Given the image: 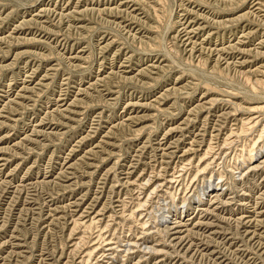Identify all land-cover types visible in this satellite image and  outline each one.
Returning <instances> with one entry per match:
<instances>
[{
	"label": "rangeland",
	"instance_id": "1",
	"mask_svg": "<svg viewBox=\"0 0 264 264\" xmlns=\"http://www.w3.org/2000/svg\"><path fill=\"white\" fill-rule=\"evenodd\" d=\"M58 1V2H57ZM64 1V2H62ZM100 1V2H99ZM115 1V3H114ZM142 1V2H141ZM161 1V3H159ZM0 0V140L2 139L1 147L5 151L0 155V159L6 158L7 161H0V264H263L264 263V219L258 217L252 223H245L240 219V216L251 214L257 206L258 211H264V197L261 192H264V165L245 177L243 181L235 180L238 175V168L241 166L242 160L249 158L248 147H253L257 141L264 143V0ZM179 1V2H178ZM189 1V2H188ZM200 1V3L198 2ZM207 1V2H205ZM226 1V2H225ZM234 1V2H233ZM239 2V3H236ZM245 1V2H244ZM258 1V2H257ZM263 1V2H262ZM57 2V3H56ZM67 4H66V3ZM80 2V3H79ZM98 2V3H97ZM122 2V3H120ZM131 2V3H130ZM136 4H135V3ZM138 2V3H137ZM206 4H205V3ZM228 2V3H227ZM63 3V4H62ZM76 3V4H75ZM100 3V4H99ZM147 3V4H146ZM179 3V5H178ZM194 3V4H193ZM213 3V6L209 5ZM215 3V4H214ZM223 3V4H222ZM227 3V4H226ZM231 3V4H230ZM237 6H235L234 4ZM258 3V5H257ZM31 4V5H29ZM55 6H54V5ZM58 4V5H57ZM69 4V5H68ZM96 4V5H95ZM120 7H119V5ZM126 6H125V5ZM140 4V5H139ZM184 6H183V5ZM190 4V5H189ZM205 4V5H204ZM208 4V5H207ZM223 5L219 6V5ZM229 4V6H228ZM233 4V5H232ZM238 4V5H237ZM240 4V5H239ZM251 4H253L251 6ZM63 5V6H62ZM88 5V7H86ZM182 5V6H181ZM203 5V6H202ZM215 5V6H214ZM218 5V8L216 7ZM232 5V7H230ZM246 5V6H244ZM260 5V6H259ZM30 6V7H29ZM32 6V7H31ZM65 6V7H64ZM78 6V7H77ZM90 6V7H89ZM109 8H106V7ZM118 6V7H117ZM135 6V7H134ZM141 6V7H140ZM209 6V8H208ZM227 6V8H225ZM28 7V8H27ZM62 7V8H61ZM75 7V8H74ZM85 7V8H84ZM93 7V8H91ZM100 7V8H99ZM130 7V8H129ZM184 7V8H182ZM221 9H220V8ZM236 9H235V8ZM242 7V8H241ZM30 8V9H29ZM41 8V9H40ZM53 8V9H52ZM64 8V9H63ZM74 8V9H72ZM81 8V9H80ZM91 8V10H90ZM97 8V9H96ZM113 8V9H112ZM117 8V9H116ZM127 8V9H126ZM141 8V9H140ZM180 8V9H179ZM187 8V9H186ZM198 8V9H196ZM217 8V9H216ZM240 8V9H239ZM43 9V10H42ZM70 9V10H69ZM77 11H74L76 10ZM84 9V10H82ZM89 9V11H88ZM106 9V10H105ZM140 9V10H139ZM146 9V10H145ZM159 9V10H158ZM193 9V10H192ZM216 9V10H215ZM222 12H219V10ZM52 10V11H51ZM73 12L70 18L64 13ZM81 10L82 13L78 14ZM96 10V13H95ZM130 12H129V11ZM132 10V11H131ZM179 10V11H178ZM198 10V11H197ZM209 10V11H208ZM217 12H215V11ZM226 10V11H225ZM30 11V12H29ZM57 11V13H56ZM83 11H88V15L83 14ZM94 11V12H93ZM99 11L101 13H99ZM107 11V12H106ZM117 11V12H116ZM140 11V12H138ZM145 11V13H144ZM182 11V12H181ZM189 13H188V12ZM196 11V12H195ZM204 11V12H203ZM230 11V12H229ZM246 11V12H245ZM11 12V13H10ZM29 12V13H28ZM36 12V13H35ZM39 12V13H38ZM46 12V13H44ZM63 12V13H62ZM110 12V13H109ZM120 12V13H119ZM185 12V13H184ZM193 12H195L193 14ZM202 14H201V13ZM213 12V13H211ZM228 12V13H227ZM236 12V13H235ZM7 13V14H6ZM44 18H39L37 15H42ZM49 13V15H48ZM51 13V14H50ZM98 13V14H97ZM125 13V14H124ZM128 13V14H127ZM138 13V14H137ZM197 13V14H196ZM244 13V14H243ZM246 13V14H245ZM33 14V15H32ZM46 14V15H45ZM75 14V15H74ZM78 14V15H76ZM93 14V15H92ZM112 14V15H111ZM116 14V15H115ZM124 14V15H123ZM127 14V16H126ZM136 14V17H135ZM142 14V15H141ZM185 14V15H184ZM200 14V15H199ZM204 14V16H203ZM218 14V15H217ZM224 14V15H223ZM239 14V15H238ZM5 15V16H4ZM12 17H10V16ZM54 15L62 16L63 21L59 19L55 21ZM90 15V16H89ZM115 15V16H114ZM130 15V16H129ZM195 15V16H194ZM240 16L239 17H237ZM14 16V18H13ZM25 16V17H24ZM83 16V17H82ZM94 16V17H93ZM102 16V18H101ZM114 16V17H113ZM148 16V17H147ZM183 16V17H182ZM187 16V17H186ZM200 16V17H198ZM249 16V17H248ZM252 16V17H251ZM10 17V18H9ZM36 17V19H35ZM98 17V18H97ZM122 17V18H121ZM140 17V21H139ZM142 17V18H141ZM177 17V18H176ZM181 20H180V18ZM193 17V18H192ZM205 18L207 22H205ZM210 19H209V18ZM213 17V18H212ZM228 17V19H227ZM233 19V22L231 20ZM242 17V18H241ZM244 17V19H243ZM248 17V18H247ZM46 18V19H45ZM50 18V19H49ZM66 18V20H65ZM81 18V19H79ZM114 18V19H113ZM124 18V20H122ZM125 18H127L125 20ZM130 18V19H129ZM134 18V19H133ZM200 18V19H199ZM224 18V19H223ZM238 18V19H237ZM7 19H10L7 21ZM31 19V20H30ZM108 19V21H107ZM111 19V21H109ZM142 19V20H141ZM178 21H177V20ZM194 19V20H193ZM210 21H208V20ZM215 19V20H214ZM219 19L220 22H218ZM241 19V20H240ZM50 20V21H48ZM54 20V21H53ZM72 20V21H71ZM95 20V21H93ZM138 20V22L136 21ZM186 20V21H185ZM198 21L200 26L194 28L193 42L196 50L193 52L191 46L186 45L185 23L187 21ZM214 20V21H213ZM223 20V21H222ZM228 20V21H227ZM258 20V21H257ZM2 21V22H1ZM20 21V22H19ZM30 21V22H29ZM48 21V22H43ZM69 21V22H68ZM79 21V22H78ZM87 23H86V22ZM131 21V22H130ZM142 21V22H141ZM146 21V22H145ZM175 21L177 23H175ZM184 21V22H183ZM5 22V23H4ZM54 22V25H53ZM57 22V23H56ZM67 22V23H66ZM72 22V23H71ZM90 22V23H89ZM105 22V23H103ZM114 22V23H112ZM120 26L119 25V23ZM127 22V23H126ZM141 22V23H139ZM209 22V23H208ZM214 22V23H213ZM218 22V23H217ZM227 26H226V23ZM246 22H249L246 24ZM252 22V23H251ZM27 23V24H26ZM31 23V24H30ZM51 23V24H50ZM56 23V25H55ZM69 23V25H68ZM86 23V24H85ZM126 23V24H125ZM132 25H131V24ZM145 23V24H144ZM184 23V24H183ZM215 25H213V24ZM216 23V24H215ZM223 23V24H222ZM230 23V24H229ZM234 23V24H233ZM257 23V24H256ZM10 24V25H9ZM23 24V25H21ZM33 24V25H32ZM83 28L79 26L83 25ZM88 24V25H87ZM97 24V25H96ZM101 24V26H100ZM110 24V25H109ZM112 24V26H111ZM116 24V25H115ZM125 24V26H123ZM142 24V28L141 25ZM177 24V25H175ZM212 24V25H209ZM220 24V25H219ZM229 24V26H228ZM239 24V27H238ZM263 24V25H262ZM8 25V27H6ZM18 27H16V26ZM25 25V26H24ZM41 25V26H40ZM44 25V27H43ZM46 25V26H45ZM48 25V26H47ZM73 25V26H72ZM77 25V26H76ZM93 25V26H92ZM99 25V26H98ZM115 25V26H114ZM129 25V26H128ZM144 25V26H143ZM219 27H218V26ZM244 25V26H243ZM250 25V26H248ZM2 26L5 28H2ZM32 27L33 30L30 29ZM34 26V27H33ZM38 28H37V27ZM53 26V27H52ZM59 26V27H58ZM63 26V27H62ZM88 26V27H87ZM91 26V27H90ZM97 26V27H96ZM108 26V27H107ZM117 26H120L117 28ZM128 26V27H127ZM132 26V27H131ZM135 26V27H133ZM183 26V28H181ZM198 26V27H197ZM212 26V27H211ZM223 26H226L225 28ZM234 26V28H232ZM237 26V27H236ZM16 27V28H14ZM40 27V28H39ZM42 27V28H41ZM49 27V28H48ZM62 29H61V28ZM96 27V29L94 28ZM102 27V28H101ZM111 27V29H110ZM115 27V28H113ZM197 27V28H196ZM200 27V28H199ZM210 27V29H209ZM215 27V28H214ZM218 27V28H217ZM230 27L233 29L230 30ZM23 28V29H22ZM27 28V29H26ZM52 28V29H50ZM56 28V29H54ZM66 28V29H65ZM88 28V29H87ZM98 28V29H97ZM104 28V30H103ZM109 29V31L107 30ZM120 30L118 32V30ZM121 28V29H120ZM125 28V29H124ZM130 30H129V29ZM133 28V29H132ZM181 28V29H180ZM204 28V30H203ZM212 28V29H211ZM217 28V29H216ZM224 28V29H223ZM244 28V29H243ZM17 33H13V30ZM36 29V31H35ZM40 29H45V31ZM69 29V30H68ZM91 29V30H90ZM114 29V31H113ZM116 29V30H115ZM129 31H128V30ZM140 29V30H139ZM183 29V30H182ZM203 32H202V30ZM251 29V30H250ZM11 30V31H10ZM24 30V31H23ZM38 30V31H37ZM57 30H60L59 32ZM62 30V31H61ZM66 30V31H65ZM68 30V31H67ZM86 30V31H85ZM89 30V31H88ZM127 30V31H126ZM212 30V31H211ZM214 30V31H213ZM216 30V31H215ZM237 30V31H236ZM250 30V31H249ZM50 31V32H49ZM56 31V32H55ZM64 31V32H63ZM80 31V32H79ZM88 31V32H87ZM114 33H113V32ZM118 33H117V32ZM178 31V32H176ZM207 31V32H206ZM217 31L219 33H217ZM224 31H226L224 33ZM231 31V32H230ZM254 31V32H253ZM257 31V32H256ZM28 32V33H27ZM47 32V33H46ZM68 32V33H67ZM73 32V33H72ZM83 32V33H82ZM91 32V33H90ZM105 32V33H104ZM121 32V33H120ZM199 32V34H198ZM212 34H211V33ZM216 32V33H214ZM250 32V33H249ZM252 32V33H251ZM263 32V33H262ZM8 33V34H7ZM20 35H19V34ZM35 33V34H34ZM40 33V34H37ZM57 33L59 35H57ZM108 33V34H107ZM125 33V34H124ZM127 33V34H126ZM129 33H131L129 35ZM177 33L178 36L176 35ZM235 33V34H232ZM237 33V34H236ZM243 33V34H242ZM260 33V34H259ZM16 34V35H15ZM31 34V36H30ZM49 34V35H48ZM56 34V35H55ZM68 34L69 37L67 36ZM84 34V37L83 36ZM101 34V35H100ZM135 34V35H134ZM137 34V35H136ZM196 34V35H195ZM222 34L224 38H222ZM238 34L240 37H238ZM249 36H248V35ZM256 34V35H255ZM64 35L67 37H64ZM77 35V36H76ZM113 35V36H112ZM125 35V36H124ZM128 35V36H127ZM146 35V36H145ZM208 35V36H207ZM219 38H216L218 37ZM231 35V37H230ZM259 35V36H258ZM261 35V36H260ZM263 35V36H262ZM8 36V37H7ZM18 37V39L16 38ZM24 36V37H23ZM34 36V38H33ZM38 38H37V37ZM47 36V37H46ZM76 36V37H75ZM81 36V37H80ZM112 36V37H111ZM129 36L131 38H129ZM207 36V37H205ZM245 36V37H244ZM249 39H248V37ZM255 36V37H254ZM10 37V39H9ZM41 37V38H40ZM64 37V38H62ZM72 37V39L70 38ZM103 37V38H102ZM109 37V38H108ZM174 37V38H173ZM176 37V38H175ZM185 37V38H184ZM205 37V38H204ZM247 37V38H246ZM258 37V38H257ZM6 38V39H5ZM14 38V39H13ZM37 38V39H35ZM60 38V39H59ZM75 38V39H74ZM83 38V39H81ZM101 38V39H100ZM111 38V40H110ZM116 38V39H114ZM130 39L128 41V39ZM203 38V39H202ZM8 39V40H7ZM33 39V41H32ZM35 39V40H34ZM64 39L66 42H64ZM77 39V40H76ZM88 39V40H87ZM126 39V40H125ZM133 39V41H131ZM149 39V40H148ZM201 39V40H200ZM205 39V40H204ZM14 40V41H13ZM17 40V41H16ZM23 40V41H22ZM30 40V41H29ZM49 40V41H48ZM100 40V41H99ZM105 40V41H104ZM114 40V41H113ZM117 40V41H115ZM141 40V41H140ZM144 40V41H143ZM184 42H183V41ZM195 40V42H194ZM197 40V42H196ZM216 40V41H215ZM220 40V41H219ZM238 40V41H237ZM240 40L243 42L236 45ZM263 40V42H262ZM9 41V42H8ZM12 41L13 43H11ZM24 41L26 43H24ZM33 45H32V43ZM35 41V42H34ZM48 41V42H47ZM56 41V42H55ZM59 41V42H58ZM107 41V42H106ZM200 41V42H199ZM209 41V42H208ZM214 41V42H213ZM226 41V42H225ZM237 41V42H236ZM249 41V42H248ZM256 43H255V42ZM5 42V43H4ZM6 42H8L6 44ZM15 42V43H14ZM19 42H21L19 44ZM29 42V43H28ZM64 42V43H63ZM138 42V44H137ZM183 42V43H182ZM207 42V43H206ZM223 42V43H222ZM231 42V44H230ZM248 42V43H247ZM262 42V43H261ZM17 43V44H16ZM52 43V44H51ZM58 43V44H57ZM113 43V44H112ZM134 43V44H133ZM197 43V44H196ZM202 43V44H200ZM222 43V45H221ZM233 43V44H232ZM38 44V45H37ZM41 44V45H40ZM48 44V45H47ZM57 44V45H55ZM63 44V45H61ZM66 44V45H65ZM106 44V45H105ZM112 46H111V45ZM115 44V46H114ZM228 44V45H227ZM235 44V45H234ZM8 45V46H7ZM55 45V46H53ZM98 45V46H97ZM101 47H100V46ZM118 45V47H117ZM123 45V47L121 46ZM179 45V46H178ZM201 45H204L201 47ZM210 45V47H209ZM225 45V46H224ZM230 45V46H229ZM233 45V46H231ZM255 45V46H254ZM3 46V48H2ZM7 46V47H6ZM12 46V47H10ZM17 46V47H16ZM48 48V49H46ZM51 46L53 48H51ZM106 46V47H105ZM111 46V47H108ZM121 46V47H120ZM193 46V47H194ZM210 49H206V47ZM215 46V47H213ZM236 46V47H234ZM261 46V47H260ZM9 47L11 50H9ZM35 47V48H34ZM41 47V48H38ZM68 47V48H67ZM91 47V49H90ZM127 47V48H126ZM130 47V48H129ZM189 47V48H188ZM220 47V48H218ZM230 47V48H229ZM232 47V48H231ZM56 48V49H55ZM64 48V49H63ZM102 48V50H101ZM198 48V49H197ZM217 48L221 51H217ZM234 48V49H233ZM242 48V49H240ZM254 48V49H253ZM256 48V49H255ZM258 48V49H257ZM37 49V51H36ZM53 49V50H51ZM84 49V50H82ZM88 49V50H87ZM95 51H94V50ZM103 49H105L103 51ZM112 49V50H111ZM115 49V50H114ZM116 49H120L119 51ZM129 49V50H128ZM132 49V50H131ZM184 49V50H183ZM203 49V50H202ZM212 49V50H211ZM226 52H224L223 50ZM244 49V51H242ZM248 51H247V50ZM253 49V50H252ZM4 50V52H3ZM22 50V51H21ZM30 50V51H29ZM51 50V51H50ZM61 50V51H60ZM79 50V51H78ZM86 50V51H85ZM92 50V51H90ZM235 50V51H233ZM238 50V51H237ZM250 50V51H249ZM261 50V51H260ZM55 51V52H53ZM72 51V52H71ZM89 51V52H88ZM94 51V52H93ZM103 51V52H102ZM135 51V53H134ZM192 51V52H191ZM217 51V53H216ZM240 51H242L240 53ZM247 51V52H246ZM253 51V52H252ZM17 52V53H16ZM21 57H19L21 54ZM30 54L28 55V53ZM40 52V53H39ZM51 52H53L51 54ZM57 52L59 54H57ZM68 52V53H67ZM71 52V53H69ZM92 52V53H90ZM107 52V53H106ZM114 54H113V53ZM118 52V53H116ZM126 52V53H125ZM213 52V53H212ZM220 53V57L216 54ZM231 52V53H230ZM245 52V53H244ZM258 55H257V53ZM4 53V54H3ZM38 53V54H37ZM45 53V54H44ZM50 53L51 55H48ZM80 54L84 61H73L71 57ZM88 53V54H87ZM95 53V54H94ZM132 53V54H131ZM170 53V54H169ZM188 53V54H187ZM194 56H192L191 54ZM200 53V54H198ZM250 53V54H249ZM252 53V54H251ZM18 56H16V55ZM37 54V55H36ZM63 54V55H62ZM66 56H65V55ZM84 54V55H83ZM87 54V55H86ZM94 54V55H93ZM113 54V55H112ZM164 54V55H163ZM184 54V55H182ZM197 56H196V55ZM202 54V55H201ZM206 54V55H205ZM211 54V55H209ZM233 54V55H232ZM237 54V55H236ZM248 54V55H247ZM15 55V56H14ZM31 55V57H30ZM33 55V56H32ZM131 55V57H130ZM133 55V56H132ZM140 55V56H139ZM201 55V56H199ZM245 55V56H244ZM254 55V56H252ZM35 56L38 57L35 58ZM42 56V57H40ZM45 56V57H44ZM52 56V57H50ZM53 56L55 58H53ZM61 56V57H60ZM63 56V57H62ZM71 56V57H68ZM89 56V57H88ZM109 58H106V57ZM111 56V57H110ZM116 56V57H115ZM120 56V57H119ZM127 56V57H125ZM156 58H155V57ZM160 56V57H159ZM166 56V57H165ZM208 58V60L204 59ZM206 56V57H205ZM209 56V57H207ZM225 56V57H223ZM30 57V58H29ZM50 57V58H49ZM68 57V58H67ZM87 57V58H84ZM102 57V58H101ZM165 57V58H164ZM198 57V58H197ZM201 59H200V58ZM217 57V59H216ZM223 57V58H222ZM18 58V59H17ZM27 58L29 60H27ZM33 58V59H32ZM46 58V59H45ZM64 61H63V59ZM99 58V59H98ZM112 58V59H111ZM114 58V59H113ZM134 58V59H133ZM139 58V59H138ZM141 58V60H140ZM144 58V59H143ZM150 58V59H149ZM162 58V59H161ZM173 58V59H172ZM227 58V59H226ZM36 59V60H35ZM69 59V60H68ZM71 59V60H70ZM86 59V61H85ZM104 59V61H103ZM120 59V60H119ZM124 59L126 61H124ZM129 59V60H128ZM130 59L131 62H130ZM169 59V60H168ZM211 59V60H210ZM233 59V60H232ZM237 59V60H236ZM253 59V60H252ZM257 59V60H256ZM13 62H12V61ZM42 62H41V61ZM51 60V61H50ZM100 62H99V61ZM117 60V61H116ZM146 60V61H145ZM154 60V61H153ZM162 60V61H161ZM203 60V61H202ZM206 60V61H205ZM210 60V61H209ZM227 60V61H226ZM229 60V61H228ZM244 60H249L248 62ZM252 60V61H251ZM5 63V64H3ZM17 61V63H16ZM35 61V62H34ZM38 61V62H37ZM46 61V62H45ZM112 63L114 64H111ZM119 61V62H118ZM124 61V62H123ZM141 65L139 64V62ZM168 61V62H167ZM217 61V62H216ZM225 61V62H224ZM15 62V63H14ZM26 62V63H25ZM29 62V63H28ZM34 62V63H33ZM61 62V63H60ZM105 62V63H103ZM132 62L134 63L133 65ZM172 62V63H170ZM175 62V64H174ZM220 62V63H219ZM231 62L230 64H228ZM235 62V63H234ZM240 62V63H239ZM256 62V63H255ZM9 63V64H8ZM12 64V67L11 64ZM20 63V64H19ZM22 63V64H21ZM37 63V64H36ZM60 63L63 65H58ZM101 63V64H100ZM152 63V64H151ZM163 66H159L158 65ZM237 63V64H236ZM246 63V64H245ZM31 64V65H30ZM36 64V65H35ZM40 64V65H38ZM52 64V66H51ZM55 64V65H54ZM77 64V67L76 65ZM100 64V67H98ZM103 64V65H102ZM118 64V65H117ZM122 64V65H120ZM151 64V65H149ZM171 64V65H170ZM178 66H177V65ZM245 64V65H244ZM5 65V66H4ZM15 65V66H14ZM23 65V66H22ZM26 65V66H25ZM29 65V66H28ZM68 65H71L68 67ZM78 68V69H74ZM81 67H80V66ZM84 65V66H83ZM88 68H87V66ZM113 65V67H112ZM124 65V66H123ZM137 65V66H136ZM148 65V66H147ZM157 65V67H156ZM167 65V66H166ZM170 65V67H168ZM189 65V66H188ZM220 65V66H219ZM252 65V66H251ZM261 65V66H260ZM42 68H41V67ZM54 66V67H53ZM83 66V68H82ZM122 66V67H121ZM146 66L149 69L144 68ZM191 66V67H190ZM257 66V68H255ZM20 67V69H19ZM32 67V68H31ZM51 67V68H49ZM59 68L56 71L55 68ZM103 67V68H102ZM106 67V68H104ZM111 67V68H110ZM119 67V68H118ZM121 67V68H120ZM126 67V68H125ZM155 67V68H153ZM163 67V68H162ZM181 67V68H180ZM220 67V68H219ZM223 67V68H222ZM262 67V69H261ZM7 68V69H6ZM18 68V69H17ZM22 68V69H21ZM46 68V69H45ZM49 68V69H48ZM68 68V69H67ZM71 70H70V69ZM85 68V69H84ZM145 69L141 74L138 72ZM160 68V69H159ZM164 68L166 70H164ZM170 68V69H168ZM194 68V69H193ZM241 68V70H240ZM252 68V69H251ZM10 69V70H9ZM13 69V71H12ZM15 69V70H14ZM26 69V70H25ZM32 69V70H31ZM34 69V70H33ZM36 69V70H35ZM76 71H74V70ZM83 69V70H82ZM116 71V74L113 71ZM124 69V70H123ZM159 69V71H158ZM168 69V71H167ZM225 69V70H224ZM228 69V70H227ZM234 69V70H233ZM237 69V70H236ZM247 69V70H246ZM250 69V71H249ZM253 69L255 71H253ZM259 71H258V70ZM29 70V71H28ZM39 73H38V71ZM49 70V71H48ZM123 70V71H122ZM131 70V72L127 71ZM152 70V71H151ZM164 73H162L163 71ZM219 70V71H218ZM22 71V72H21ZM28 71V72H27ZM32 71V72H31ZM35 75H34V72ZM46 71V72H45ZM74 73H73V72ZM83 72L80 74V72ZM86 71V72H85ZM91 71V72H88ZM98 71V73H97ZM105 71V72H104ZM110 71V72H109ZM121 71V72H120ZM147 71V73H145ZM153 71H155L153 73ZM166 71V73H165ZM234 71V72H233ZM242 71V72H241ZM246 71V72H245ZM30 72V74H29ZM45 72V73H44ZM51 72V73H50ZM58 72V73H57ZM72 75H70L69 74ZM79 72V73H78ZM157 72V73H156ZM258 72V73H257ZM3 73V75H2ZM50 73V74H49ZM57 73V74H56ZM90 73V74H89ZM113 73V74H111ZM139 73V74H134ZM145 73V74H144ZM230 73V74H229ZM18 74L17 76H15ZM21 74V75H20ZM27 74V75H25ZM52 74V75H51ZM108 74V75H107ZM115 74V75H114ZM134 74V75H133ZM235 74V75H233ZM238 74V75H237ZM252 74V75H250ZM35 77H34V76ZM47 75V77H46ZM49 75V76H48ZM56 75V76H54ZM71 77H70V76ZM95 75V76H94ZM104 75V78H103ZM113 75V76H111ZM118 75V76H117ZM122 75V76H121ZM126 75L128 76L127 79ZM131 75V76H130ZM148 75V76H147ZM163 75V77H162ZM20 76V77H19ZM33 76V77H32ZM45 76V77H44ZM51 76V78H50ZM68 76V78H67ZM133 76V77H132ZM137 76V78H136ZM151 76V79H150ZM155 76V77H154ZM253 81L249 82V77ZM252 76V77H251ZM15 79L13 80V78ZM17 77V78H16ZM49 77V78H48ZM54 77V80L53 78ZM57 77V78H56ZM110 80L108 81V79ZM118 77V78H117ZM120 77V78H119ZM158 77V78H157ZM181 77V79H180ZM243 77V80H242ZM19 78V80H18ZM24 78V79H22ZM32 78V79H31ZM40 78V79H39ZM46 78V79H45ZM88 78V79H87ZM116 78V79H115ZM124 78V79H123ZM148 78V79H147ZM159 79L156 81V79ZM163 78V79H162ZM183 78V79H182ZM248 80L246 81L245 80ZM259 78V79H258ZM261 78V79H260ZM17 79V80H16ZM37 79V80H36ZM72 79V80H71ZM100 79V80H99ZM115 79V80H114ZM119 79V80H118ZM121 79V80H120ZM136 79V81H135ZM141 79V80H140ZM155 79V80H154ZM174 79V80H173ZM12 80V81H11ZM21 80V81H20ZM23 80V81H22ZM32 80V81H31ZM50 80H53L50 81ZM69 80V83L67 81ZM71 80V81H70ZM82 80V81H81ZM84 80V81H83ZM90 80V81H89ZM96 80V81H95ZM112 80V81H111ZM125 80V81H124ZM128 82H127V81ZM162 80V81H161ZM200 80V81H199ZM245 80V81H244ZM15 81V82H14ZM38 81V83L36 82ZM41 81V82H40ZM79 81V82H78ZM88 81V82H87ZM94 81V82H93ZM107 81V82H106ZM121 81V82H120ZM123 81V82H122ZM134 83H133V82ZM144 81V82H143ZM175 81V82H174ZM187 81V82H186ZM192 81V82H191ZM207 81V82H204ZM262 81V82H261ZM9 82V83H8ZM24 82V84H23ZM36 82V83H35ZM50 82V83H49ZM52 82V83H51ZM63 82V83H61ZM95 84H92V83ZM98 82V83H97ZM112 82V83H111ZM121 84H118V83ZM136 82V84H135ZM139 82V83H138ZM150 82V85H149ZM158 82V83H157ZM195 82V83H194ZM198 82V83H197ZM261 82V83H260ZM4 83V84H3ZM43 83V84H42ZM78 83V84H77ZM91 83V85L89 84ZM105 83V84H104ZM125 83H127L125 85ZM141 83V84H140ZM144 83V84H143ZM153 84V87L151 86ZM155 83V84H154ZM163 83V84H162ZM181 83V84H180ZM197 83V84H196ZM208 86H207V84ZM246 83V84H244ZM251 83V84H250ZM19 84V85H18ZM35 84V85H34ZM63 84V85H62ZM80 84V85H79ZM86 84V85H85ZM89 86H88V85ZM102 84V85H101ZM185 84H187L185 86ZM190 84V85H189ZM200 86H197L199 85ZM249 84L250 86H248ZM5 85V86H4ZM10 85V86H9ZM24 88H23V86ZM41 85V86H40ZM53 85V86H52ZM98 85V86H97ZM107 88L109 90H107ZM113 85V86H112ZM122 85V86H120ZM133 85V86H130ZM149 85V86H148ZM178 85H181L180 87ZM184 85V86H183ZM194 87L191 88L192 86ZM205 85V86H204ZM218 85V86H217ZM254 85V86H252ZM258 85V86H257ZM262 85V86H260ZM7 86V87H6ZM42 86L44 88H42ZM48 86V89H47ZM69 86V87H68ZM74 86V87H73ZM93 86V87H92ZM97 86V87H96ZM103 86V87H102ZM116 86V87H115ZM129 86V87H127ZM142 88H141V87ZM146 86V89L145 87ZM148 86V87H147ZM158 86V87H157ZM173 86V87H171ZM178 86V87H177ZM188 86H190L188 88ZM210 86V87H209ZM248 86V87H247ZM255 86H257L255 88ZM15 87V88H14ZM21 87V89H20ZM53 87V88H52ZM66 87V88H65ZM96 87V88H95ZM112 87L114 89H112ZM119 87V88H118ZM133 87V88H132ZM170 87V88H167ZM176 87V88H175ZM186 89H185V88ZM197 87V88H196ZM206 87V89L204 88ZM209 87V88H208ZM255 88V91L252 89ZM263 87V88H262ZM10 88V89H9ZM27 88V89H26ZM33 88V89H32ZM39 88V89H38ZM51 88V89H50ZM55 88V89H54ZM77 88V89H76ZM83 88V89H82ZM85 88V89H84ZM94 88V90H93ZM102 88V90H101ZM144 88V89H143ZM172 88L175 90H172ZM184 88V89H182ZM211 88V89H210ZM260 88V89H259ZM23 89V90H22ZM33 91H29V90ZM63 89V90H62ZM137 89V90H136ZM171 89L170 92H168ZM177 89V91H176ZM182 89V90H181ZM189 89V90H188ZM197 89V90H196ZM225 91H223V90ZM228 89L230 90L228 92ZM246 89V90H245ZM250 89V90H249ZM5 90V91H4ZM7 90V91H6ZM12 92H11V91ZM28 90V91H26ZM58 90V91H57ZM65 90V91H64ZM72 90V91H71ZM121 90V91H120ZM167 90V91H166ZM183 92H181V91ZM254 91V92H251ZM262 90V91H261ZM70 93H68V92ZM81 91V92H80ZM87 91V92H86ZM101 91V92H99ZM118 92L115 93V92ZM153 91V92H152ZM165 91V92H164ZM192 91V92H191ZM218 91H223L218 92ZM248 91V92H246ZM250 91V92H249ZM61 92V93H59ZM86 92V93H85ZM93 92V93H92ZM103 92V93H102ZM122 94H121V93ZM135 92V93H134ZM163 94H168L162 95ZM173 92L178 95H174ZM178 92V93H177ZM180 92V93H179ZM185 92V93H184ZM188 92V93H187ZM194 92V93H193ZM226 92V93H225ZM2 93V94H1ZM8 93V95H6ZM10 93V94H9ZM22 93V94H19ZM42 95H41V94ZM63 93V94H62ZM91 93V94H90ZM143 93V94H142ZM148 93V94H147ZM155 93V94H154ZM173 95H172V94ZM193 93V94H191ZM219 93V94H218ZM235 93H237L235 95ZM250 93V94H249ZM258 93L259 96L257 95ZM263 93V94H262ZM33 94H37L33 95ZM41 96H40V95ZM72 94V95H71ZM76 94V96H75ZM83 94V95H82ZM101 94V95H100ZM103 94V95H102ZM160 94V95H159ZM172 96H171V95ZM182 94V95H181ZM189 94L191 96L187 97ZM202 94V95H201ZM206 94V99L203 96ZM208 94V95H207ZM231 94V97L229 95ZM241 94V95H240ZM253 94H256L255 96ZM6 95V96H5ZM23 97H22V96ZM29 95V96H28ZM31 95V96H30ZM45 95V96H44ZM88 95V96H87ZM132 95V96H131ZM135 95V96H134ZM147 95V96H146ZM233 95V96H232ZM236 97H235V96ZM252 95V96H251ZM263 95V96H262ZM21 96V97H20ZM28 96V97H27ZM35 96V97H33ZM41 98H40V97ZM54 96V97H53ZM61 98H58V97ZM90 96V97H89ZM92 96V97H91ZM99 96V97H97ZM100 96H103L100 98ZM116 96V98L114 97ZM134 96V97H133ZM145 96V97H144ZM158 97H168L169 103L165 105L168 111L156 104L153 100ZM202 96V97H201ZM258 96V97H256ZM15 97V98H14ZM26 97V98H25ZM30 97V98H29ZM43 97V98H42ZM51 97V98H50ZM83 97V98H82ZM106 97V98H105ZM118 97V98H117ZM131 97V99H129ZM142 97V98H141ZM171 97V98H170ZM191 97V98H190ZM230 99H228V98ZM254 97V98H253ZM256 97V99H255ZM260 97V98H259ZM262 97V98H261ZM28 98V100H27ZM32 98H35L32 99ZM39 100H38V99ZM49 98V99H48ZM66 98V99H65ZM71 98V99H70ZM76 98V99H75ZM81 98V99H79ZM93 98V99H92ZM97 98V99H95ZM98 98L99 101L98 102ZM111 98V99H110ZM140 98V99H139ZM200 98V99H199ZM217 98V101L215 100ZM224 98V99H223ZM1 99L3 101H1ZM11 99V100H9ZM24 99V100H23ZM66 101L64 103L61 101ZM65 99V100H64ZM118 99V100H117ZM137 99V100H136ZM139 99V100H138ZM153 99V100H152ZM178 101H177V100ZM215 102H213V100ZM221 99V100H220ZM226 99V101H225ZM38 100V102H37ZM69 100V101H68ZM78 100V101H77ZM92 100V101H91ZM95 100V101H94ZM117 100V102L115 101ZM135 100V101H134ZM209 100L211 102H209ZM224 100V101H223ZM232 100V102H230ZM234 100V101H233ZM11 101L10 103H8ZM17 101V103L15 102ZM45 101V102H44ZM51 101V102H50ZM76 102L75 105L72 102ZM111 103H110V102ZM126 101V102H125ZM134 101V102H133ZM137 101V102H136ZM140 101V102H139ZM145 101V102H144ZM148 101V103H147ZM200 101V102H198ZM204 101V102H203ZM4 102V103H3ZM6 102V103H5ZM22 102V103H21ZM34 102L36 104H34ZM47 102V103H46ZM54 104H53V103ZM57 102V104H56ZM79 102V103H77ZM85 102V104H84ZM92 102V103H91ZM115 102V103H114ZM131 102V104H130ZM143 102V103H142ZM151 102V103H150ZM176 102V103H175ZM209 102V103H208ZM215 103V105L213 103ZM226 102V103H225ZM230 102V103H229ZM14 103V104H13ZM30 103V104H29ZM49 103V104H48ZM61 103V104H60ZM69 103V104H68ZM114 103V104H113ZM128 103V104H127ZM145 104V106L136 107V104ZM147 103V104H146ZM174 103V104H173ZM178 103V104H177ZM198 103V104H197ZM201 103V105H200ZM207 103V104H206ZM218 103L220 105H218ZM229 103V105H228ZM236 107L235 108V104ZM238 103V105H237ZM4 104V105H3ZM16 104V105H15ZM23 104V107L21 105ZM29 104V105H28ZM34 104V106L32 105ZM43 104V105H42ZM47 104V105H46ZM52 104V105H51ZM56 104V105H55ZM59 104V105H58ZM79 104H83L82 107ZM87 104V105H86ZM106 106H105V105ZM128 106H127V105ZM135 104V106H131ZM171 104V105H170ZM193 104V105H192ZM213 104V105H209ZM234 107H232L231 105ZM241 104V105H240ZM9 105V106H8ZM11 105V106H10ZM15 105V107H14ZM19 105V106H18ZM28 105V106H27ZM42 105V106H41ZM70 105V106H69ZM92 105V106H91ZM97 105V106H96ZM152 107H151V106ZM26 108H25V107ZM36 106V107H35ZM41 106V107H40ZM46 106V107H45ZM66 106V107H65ZM88 106V109H87ZM90 106V108H89ZM96 106V107H95ZM130 106V108H129ZM147 106V107H146ZM195 106V107H193ZM201 106V107H200ZM212 106V107H211ZM217 106V107H216ZM229 106V107H228ZM244 106V107H243ZM7 107V108H6ZM30 107V109L28 108ZM38 107V108H37ZM55 107V108H54ZM60 107V108H59ZM70 107V108H69ZM74 107V108H73ZM133 109H132V108ZM156 111H155V109ZM172 107V108H171ZM196 107L198 108L196 110ZM210 109H209V108ZM239 107V108H238ZM241 107V108H240ZM246 107V108H245ZM251 107V108H248ZM260 107V108H259ZM4 108V109H1ZM9 108V109H8ZM13 108H15L13 110ZM22 108V109H21ZM28 108V109H27ZM48 108V110H47ZM83 108L86 110H83ZM105 108V109H104ZM108 110H107V109ZM129 108V109H128ZM164 111L160 112V109ZM193 108V110L191 109ZM203 108V109H202ZM212 108V109H211ZM221 108V109H220ZM228 108V109H227ZM233 108V110H232ZM257 109L252 111L253 109ZM7 109V110H5ZM12 109V110H11ZM26 109V110H24ZM39 109V110H38ZM58 111H57V110ZM73 109V110H71ZM104 109L103 111H101ZM132 109V110H131ZM137 109V111H136ZM141 109V110H140ZM159 111H158V110ZM177 109V110H176ZM209 109V110H208ZM214 109V110H213ZM230 109V110H229ZM236 109V110H235ZM239 109V110H238ZM242 109V110H240ZM246 109V110H245ZM252 109V110H251ZM260 109V110H259ZM22 111V114L18 112ZM42 110V111H41ZM53 110V111H51ZM78 111L76 113V111ZM106 110V111H105ZM145 110V111H144ZM188 110V111H187ZM190 110V111H189ZM201 110V111H199ZM205 110V111H204ZM221 110V111H220ZM238 110V111H237ZM245 110V111H244ZM248 110V111H247ZM262 110V111H261ZM14 111V112H13ZM17 111V112H16ZM37 111V112H36ZM47 113H46V112ZM60 111V112H59ZM63 111V113H62ZM74 111V112H73ZM123 111V112H122ZM172 111V112H171ZM192 111V112H191ZM198 111V113L196 112ZM209 111V112H207ZM214 111V112H213ZM216 111V112H215ZM234 111V112H233ZM247 111V112H246ZM251 111V112H250ZM8 112V113H7ZM16 112V113H15ZM28 112V113H27ZM173 113V115L170 114ZM205 112V113H204ZM210 112H212L210 114ZM222 112V113H221ZM226 112V113H224ZM233 114L231 115V113ZM255 112V113H254ZM259 112V114H257ZM261 112V113H260ZM56 113L59 115L57 116ZM62 113V114H61ZM82 115H80V114ZM130 113L137 116L132 121L125 122L122 118ZM139 115H137V114ZM143 113V114H142ZM146 115H145V114ZM164 113V114H163ZM168 113V116H167ZM175 113V114H174ZM203 113V114H202ZM208 113V114H207ZM215 113V114H213ZM221 113V114H220ZM234 113H236L234 115ZM242 113V114H240ZM246 113V114H245ZM249 113V114H248ZM50 114V115H49ZM54 114V116L52 115ZM66 114V115H64ZM72 114V115H70ZM103 114V116H101ZM117 114V115H116ZM170 114V115H169ZM179 114V115H177ZM189 116H188V115ZM218 114V115H217ZM230 114V116H229ZM253 114V115H252ZM257 114V117H256ZM4 115V116H1ZM7 115H9L7 117ZM12 115V116H11ZM38 116V118L36 117ZM48 115V116H47ZM65 117H64V116ZM112 115V116H111ZM187 115V116H186ZM222 115V116H221ZM227 117H226V116ZM260 115V117H259ZM262 115V116H261ZM6 116V118H5ZM44 118H43V117ZM51 116V117H50ZM63 116V117H62ZM78 116V117H77ZM85 116V117H83ZM97 116V117H96ZM116 116V117H115ZM122 116V117H120ZM138 116H141L138 118ZM151 116V118H150ZM224 116V117H223ZM14 117V118H13ZM18 117V118H17ZM24 119H22V118ZM53 117V118H52ZM62 117V118H61ZM77 117V118H76ZM83 117V118H82ZM109 117V118H108ZM113 117V118H112ZM120 117V118H119ZM147 119H146V118ZM188 117V119H185ZM193 117V118H192ZM210 117V118H209ZM219 117V118H218ZM235 117V118H233ZM255 117V118H254ZM10 118H12L10 120ZM21 118V119H19ZM37 118V119H36ZM46 120L45 123H50V126L55 127L53 131L45 127H35L36 123L41 120ZM61 118V119H60ZM81 118V119H80ZM144 118V119H143ZM181 118V119H180ZM184 118V119H183ZM219 120H218V119ZM253 118V119H249ZM257 118V119H256ZM17 119V120H14ZM73 121H71V120ZM76 119V120H74ZM94 119V120H92ZM101 119V120H100ZM103 119V120H102ZM105 119V120H104ZM109 119V120H108ZM117 119V120H116ZM121 119V120H120ZM174 119V120H173ZM193 121H191V120ZM224 119V120H223ZM227 119V120H226ZM237 119V120H236ZM245 119V122H244ZM262 119V120H260ZM3 120V121H2ZM7 120V121H6ZM13 120V122H12ZM21 120V121H20ZM36 120V121H35ZM54 120H56L55 123ZM97 122H96V121ZM138 120V123H136ZM184 120V121H182ZM208 120V121H207ZM210 120V122H209ZM217 120V122H216ZM243 120V122H242ZM246 120L248 122H246ZM258 120V123H257ZM5 121V123H4ZM20 121V122H19ZM23 121V122H22ZM50 121V122H49ZM53 121V123H51ZM70 123H68V122ZM79 121H81L79 123ZM101 121V122H100ZM107 121V122H106ZM122 121V122H121ZM189 121V122H188ZM223 121V122H222ZM235 121V123H234ZM260 121V122H259ZM263 121V122H262ZM3 125H1L2 123ZM10 122V123H9ZM61 122V123H60ZM100 122V124H99ZM182 122L184 125H182ZM191 122V123H190ZM226 122V124H225ZM27 125H26V124ZM112 123V124H111ZM124 125H123V124ZM135 123V124H133ZM189 123V124H188ZM193 123V124H192ZM217 123V124H215ZM237 123V124H236ZM246 123V124H242ZM249 123V124H248ZM255 123V124H254ZM257 123V124H256ZM9 124V125H8ZM11 124V125H10ZM18 124V125H17ZM25 124V125H24ZM32 124V125H31ZM35 124V125H34ZM65 124L64 127L62 125ZM98 124V125H97ZM105 124V125H104ZM116 126H115V125ZM120 124V125H119ZM171 124V125H170ZM173 124V126H172ZM210 124V125H206ZM220 124V125H219ZM254 126L252 127V125ZM8 125V126H7ZM59 125V126H58ZM61 125V126H60ZM68 125V128H67ZM103 125V126H102ZM112 125V126H111ZM126 125V126H125ZM131 125V127H130ZM133 125V126H132ZM178 125L185 126V134L180 132L169 133V130L178 129ZM187 125V126H186ZM225 125V126H224ZM246 125V126H245ZM249 127H248V126ZM256 125V126H255ZM11 128L9 129V127ZM57 126V127H56ZM73 126V127H72ZM100 126V129L98 130ZM111 128H110V127ZM145 128H144V127ZM170 126V128H169ZM222 126V128H220ZM227 126V127H226ZM260 126V127H259ZM24 127V128H23ZM34 127V128H33ZM103 127V128H102ZM121 127V128H120ZM125 127V129H123ZM128 127V128H127ZM204 127V128H203ZM206 127V128H205ZM247 127V128H245ZM259 127V128H258ZM13 128V129H12ZM31 128V129H30ZM37 128V129H36ZM42 128V129H41ZM92 128V129H91ZM110 128V129H109ZM118 128V129H117ZM130 128V131L128 130ZM137 128V129H136ZM190 128V129H189ZM214 128V129H213ZM216 128V130H215ZM220 128V129H219ZM251 128V130H249ZM39 129V130H38ZM59 129V130H58ZM89 129V130H88ZM95 129V130H94ZM120 129V130H119ZM136 129V130H135ZM139 129V131H138ZM145 129V130H144ZM188 129V130H187ZM201 129V130H200ZM223 129V130H221ZM236 129V130H235ZM240 129L242 135H240ZM246 129V130H245ZM34 132H33V131ZM39 131V132L35 131ZM110 130V131H109ZM115 130V131H114ZM123 130V131H122ZM127 132H126V131ZM144 130V131H143ZM203 130V131H202ZM246 131L245 132L243 131ZM9 131V134H8ZM32 131V132H31ZM44 131V133H43ZM66 131V133H65ZM87 131V132H86ZM139 132L137 134V132ZM168 131V133H167ZM234 131V132H232ZM237 131V132H236ZM254 131V132H253ZM258 131V132H257ZM15 132V133H14ZM50 132V133H49ZM54 132V133H53ZM63 132V133H62ZM68 132V133H67ZM105 132H108V137L104 138ZM116 132V133H115ZM133 132V134H132ZM136 132V134L134 133ZM144 132V133H143ZM166 132V133H165ZM198 132V134H197ZM201 132V133H199ZM220 132V134H219ZM233 134H232V133ZM237 133V135L235 134ZM244 132V133H243ZM251 134H250V133ZM30 133V134H29ZM89 134L82 143H76L82 136ZM97 135H96V134ZM195 135H194V134ZM205 133V134H203ZM214 133V134H213ZM224 133V134H223ZM231 133V134H230ZM5 134V135H4ZM32 134V135H31ZM54 134V135H53ZM56 134V135H55ZM61 136H59V135ZM64 136H63V135ZM92 134V135H91ZM94 134V136H93ZM110 134V135H109ZM116 134V135H115ZM132 134V135H131ZM134 134L136 137H134ZM230 134V135H229ZM239 134V135H238ZM244 134V136H243ZM3 135V136H2ZM9 135V136H8ZM39 135V136H38ZM45 135V136H41ZM204 135V137L202 136ZM213 135V136H212ZM215 135V136H214ZM218 135V136H217ZM233 135V136H231ZM7 136V137H6ZM29 136V138H28ZM53 136V137H52ZM56 136V138H54ZM58 136V137H57ZM133 136V138H132ZM192 136V137H191ZM228 136V137H227ZM235 136V137H234ZM239 136V137H238ZM260 136V137H259ZM6 137V138H5ZM9 137V138H8ZM22 137V138H20ZM103 137V138H102ZM165 137V139H164ZM178 137V138H177ZM187 137V138H186ZM202 137V138H201ZM233 137V138H232ZM32 138V139H31ZM35 138V140H34ZM43 138V139H42ZM50 138L49 140H47ZM54 138V140H53ZM59 138V139H58ZM64 138V139H63ZM181 138V139H180ZM184 138V139H183ZM186 138V139H185ZM193 138V139H192ZM229 138V139H227ZM260 138H262L260 140ZM6 139V140H5ZM26 139V140H25ZM29 139V140H27ZM79 139V140H78ZM131 139V140H130ZM146 139V140H145ZM176 139V140H175ZM184 141H183V140ZM196 139V140H195ZM234 139V140H233ZM257 139V140H256ZM22 140V141H21ZM33 140V141H32ZM38 140V142H37ZM53 140V141H52ZM64 140V141H63ZM107 140L108 142H105ZM129 140V141H128ZM135 142H134V141ZM142 140V141H141ZM145 140V141H144ZM149 140V141H148ZM179 142H178V141ZM191 140V141H190ZM219 140V141H216ZM230 140V141H229ZM232 140V141H231ZM236 140V141H235ZM20 141V142H19ZM29 141V142H28ZM128 141V142H127ZM147 141V142H146ZM161 141V142H160ZM189 141V142H188ZM193 141H199L198 143ZM226 141H228L226 143ZM234 141V142H233ZM255 141V142H254ZM14 142V143H13ZM23 142V144H22ZM37 142V143H36ZM42 142V143H41ZM49 145H47V143ZM99 142V143H98ZM118 142V143H116ZM150 142V143H149ZM170 142V143H169ZM186 142V144H185ZM193 142V143H192ZM213 142V148H212ZM231 142V144H230ZM18 143V144H17ZM42 145L40 146L39 145ZM46 143V144H45ZM55 143V144H54ZM84 143V144H83ZM149 143V144H148ZM173 143V144H172ZM188 143V144H187ZM204 143V144H203ZM226 143V146L224 145ZM234 143V144H233ZM12 144V145H11ZM91 144V145H90ZM98 144V145H97ZM147 144V146H146ZM151 144V145H150ZM153 144V145H152ZM161 144V145H160ZM163 144V145H162ZM169 144V145H168ZM175 144V145H174ZM179 146H178V145ZM193 144V145H192ZM208 144V145H207ZM228 144V145H227ZM4 145V146H3ZM10 145V146H9ZM16 145V146H15ZM31 145V147H30ZM44 145H46L44 147ZM95 145V146H94ZM97 145V146H96ZM149 145V146H148ZM166 145V146H165ZM173 145V146H172ZM185 145V146H184ZM211 145V146H210ZM218 145L220 147H218ZM255 145V146H257ZM19 146V147H17ZM24 148H22V147ZM84 146V147H83ZM93 146V147H92ZM103 146V147H102ZM138 146V147H137ZM184 146V147H183ZM197 146V147H196ZM201 148H200V147ZM225 146V147H224ZM9 147V150H8ZM13 147V148H12ZM31 149H30V148ZM33 147V148H32ZM39 147V149H38ZM44 147V148H43ZM91 147V148H90ZM141 147H143L141 149ZM149 147V148H148ZM154 147V148H153ZM158 147V148H157ZM168 147V148H167ZM171 147V148H170ZM179 147V148H177ZM188 147V148H187ZM210 147V150H207ZM217 147V148H216ZM247 147V148H245ZM22 148V149H21ZM27 148V149H26ZM35 148V149H34ZM94 148V149H93ZM104 148V149H103ZM147 148V149H146ZM157 148V149H156ZM166 148V149H165ZM190 148V149H189ZM194 148V149H193ZM203 148V150H202ZM215 148V149H214ZM230 148V149H229ZM11 149V154L10 153ZM13 149V150H12ZM30 149V151H29ZM41 149V150H40ZM45 151H44V150ZM70 149V150H69ZM140 151H138V150ZM173 149V150H172ZM183 149V150H182ZM189 149V150H187ZM218 149V150H217ZM220 149V150H219ZM224 149V150H223ZM16 150V151H15ZM24 150V151H23ZM33 150V151H32ZM35 150V151H34ZM86 150V151H85ZM92 150V151H91ZM156 150V151H155ZM163 150V151H162ZM171 150V151H170ZM179 150V151H178ZM200 152H199V151ZM212 150V151H211ZM9 151V153H8ZM15 151V152H14ZM27 153H26V152ZM69 151V153H68ZM91 151V152H90ZM96 151V153H95ZM173 151V152H172ZM186 151V152H185ZM189 153H188V152ZM17 152V153H16ZM23 152V153H22ZM35 154H33V153ZM136 152V154H135ZM154 152V153H153ZM164 152V153H163ZM177 152V153H175ZM197 152V153H195ZM199 152V153H198ZM221 152V153H220ZM227 152V153H226ZM30 153V154H29ZM72 153V154H71ZM84 153V154H83ZM91 153V154H90ZM112 153V155H111ZM134 153V155H133ZM142 153V155H141ZM145 153V154H144ZM160 153V154H159ZM167 153V154H166ZM184 155H182V154ZM16 154V156H15ZM20 154V155H19ZM42 154V155H41ZM67 154V156H66ZM83 154V155H82ZM139 154V155H137ZM165 156H164V155ZM195 154V155H194ZM205 154H208L205 155ZM216 154V155H215ZM218 154V155H217ZM227 154V155H226ZM19 155V156H17ZM27 155V156H26ZM79 155V157H77ZM141 155V158H140ZM156 155V156H155ZM181 155V156H180ZM190 155V156H189ZM212 155V156H210ZM14 156V158L12 157ZM23 156V157H22ZM26 156V157H25ZM53 158H52V157ZM66 156V157H65ZM81 156V157H80ZM84 156H86L84 158ZM94 156V157H93ZM133 156V157H132ZM135 156V157H134ZM164 156V157H163ZM175 156V157H174ZM207 156V157H206ZM217 156V157H215ZM243 156V157H242ZM247 156V157H246ZM16 157V158H15ZM28 157V159H27ZM30 157V158H29ZM92 157V158H91ZM98 157V158H97ZM166 157V159H165ZM215 157V158H214ZM245 157V158H244ZM59 158V159H58ZM70 158V159H69ZM77 158V159H76ZM83 158V159H82ZM104 158V160H103ZM143 158V159H142ZM170 158V159H168ZM180 158V159H179ZM182 158V159H181ZM240 158V159H239ZM11 159V161H9ZM22 159V160H21ZM26 159V160H25ZM53 159V160H52ZM57 159V160H56ZM66 159V161H65ZM140 159V161H139ZM201 159H204L201 161ZM77 162L72 169L67 168L69 162ZM75 160V161H74ZM80 160V161H79ZM142 160V161H141ZM161 160V161H160ZM217 160V161H216ZM20 161V162H19ZM62 161V162H61ZM128 161V162H127ZM138 161V162H137ZM180 161V163H179ZM185 161V162H184ZM6 162V166L3 163ZM22 162V163H21ZM35 162V163H34ZM59 162V164L57 163ZM64 162V163H63ZM66 162V163H65ZM91 162V164H90ZM135 162V163H134ZM137 162V163H136ZM140 162V163H139ZM147 164H146V163ZM163 164L161 165V163ZM179 164H178V163ZM182 162V163H181ZM212 162V163H210ZM20 165H19V164ZM34 163V165H32ZM37 163V164H36ZM43 163V164H42ZM57 163V164H56ZM118 163V165H117ZM125 163V164H124ZM132 163V165H131ZM167 163V164H165ZM169 163V165H168ZM210 165H209V164ZM16 164V165H15ZM23 164V165H22ZM51 164V165H50ZM80 164V165H79ZM99 164V166H98ZM136 164V165H135ZM138 164V165H137ZM140 164V165H139ZM198 164V165H197ZM207 164V165H206ZM16 167H15V166ZM63 165V166H62ZM114 165H117L116 167ZM124 165V166H123ZM148 165V166H147ZM154 165V166H153ZM167 167H166V166ZM177 165V166H176ZM179 165V166H178ZM206 165V167L204 166ZM209 165V166H208ZM214 165V166H213ZM11 168H10V167ZM33 166V167H32ZM62 170L66 168L65 170ZM83 166V168H82ZM122 166V167H121ZM141 166V167H140ZM165 166V167H164ZM213 166V168H212ZM18 167V168H17ZM57 167V168H56ZM59 167V168H58ZM80 167V168H79ZM95 167V168H94ZM147 167L148 169H146ZM171 167V168H170ZM188 167V169H187ZM202 167V168H201ZM205 167V168H204ZM15 169V170H12ZM21 170H20V169ZM92 168V169H91ZM98 170H97V169ZM113 172H112V170ZM117 168V169H116ZM137 168V169H136ZM155 168V169H154ZM167 168V169H166ZM207 168V169H206ZM11 169V170H10ZM108 169V170H107ZM122 169V170H121ZM144 169V170H143ZM161 169V171H160ZM191 169V170H190ZM203 169V170H202ZM206 169V170H205ZM213 169V170H212ZM9 173H8V171ZM72 170V171H71ZM80 170V171H79ZM83 170V171H82ZM94 170V171H93ZM110 170V172H109ZM118 170V171H117ZM128 170V171H127ZM132 170V171H131ZM165 172H164V171ZM61 171V172H59ZM93 171V173H92ZM131 171V172H130ZM157 173H156V172ZM168 171V172H167ZM200 171V172H199ZM203 171V172H202ZM14 172V174H13ZM51 172V173H50ZM80 172V173H79ZM91 172V173H89ZM95 172V173H94ZM120 172V173H119ZM171 172V173H169ZM214 172V173H213ZM2 173V175H1ZM18 175H17V174ZM33 175H32V174ZM53 173V174H52ZM68 173V174H67ZM97 173V174H96ZM106 173V174H105ZM163 175H162V174ZM169 173V174H168ZM198 173V174H197ZM207 173L208 177L216 175L224 181L226 189L225 197L219 201L209 202V195L204 196L205 202L203 206H198L193 200L196 196L189 199V194L201 192L205 182L202 181V174ZM212 173V175H211ZM13 174V175H12ZM29 174V175H28ZM58 174V175H57ZM62 174V176H61ZM74 174V175H73ZM82 174V175H80ZM89 174V175H88ZM95 174V175H94ZM154 174V175H153ZM158 174V176H157ZM166 174V175H165ZM172 174V175H171ZM6 175V177H5ZM8 175V176H7ZM26 175V176H25ZM31 175V176H30ZM45 175V177H44ZM60 175V176H59ZM70 175V176H68ZM73 177H72V176ZM77 175V176H76ZM132 175V176H131ZM134 175V176H133ZM174 175V176H173ZM185 175V176H184ZM12 176V177H11ZM31 178H29V177ZM37 176V177H36ZM39 176V177H38ZM56 176V178L54 177ZM58 176V177H57ZM81 176V177H80ZM93 176V177H91ZM102 176V177H101ZM107 176V178L105 177ZM128 176V178H127ZM131 176V177H130ZM152 176V178H151ZM154 176V177H153ZM163 176V178H162ZM200 176V177H199ZM26 177V178H25ZM47 177V178H46ZM68 177V178H67ZM70 177V178H69ZM75 177V178H74ZM77 177V178H76ZM91 177V178H89ZM111 177V178H110ZM160 177V178H159ZM166 177V178H165ZM174 177V178H173ZM256 177V179H255ZM258 177V178H257ZM261 177V178H260ZM10 178V179H9ZM14 178V179H13ZM58 178V180H57ZM84 178V179H83ZM99 178H102L101 180ZM109 178V179H108ZM119 178V180H117ZM121 178V179H120ZM123 178V179H122ZM148 178L150 181L148 182ZM173 179V183L171 182ZM199 178V179H198ZM263 178V179H262ZM9 179V180H8ZM21 179V180H19ZM43 179V180H42ZM52 179V180H51ZM64 179V180H63ZM70 179V181H68ZM82 179V180H81ZM128 179V180H127ZM153 179H155L153 181ZM169 179V180H168ZM197 179V180H196ZM205 179V178H204ZM261 179V180H260ZM4 180V181H3ZM8 180V181H6ZM24 180V181H23ZM39 180V181H38ZM42 180V181H41ZM46 180V181H45ZM51 180V183H47ZM54 180V181H53ZM61 180V181H60ZM75 180V182H73ZM109 180V182H108ZM113 180V181H112ZM130 180V181H129ZM158 180V181H156ZM168 180V181H167ZM177 180V181H176ZM179 180V181H178ZM195 180V181H194ZM11 181V182H10ZM38 181V183L36 182ZM60 181V185L58 182ZM101 181V182H100ZM106 182L103 184V182ZM113 183H112V182ZM118 181V182H117ZM122 184H121V182ZM128 181V182H127ZM136 181V182H135ZM147 181V182H146ZM165 181V182H164ZM170 181V182H169ZM193 181V182H192ZM198 181V183H197ZM245 181V182H244ZM247 181V182H246ZM251 181V182H250ZM255 181V182H253ZM11 185H10V183ZM35 182V183H34ZM41 182V184H40ZM55 182V183H54ZM73 182V183H71ZM130 182V183H129ZM132 182V183H131ZM143 182V184H142ZM146 182V183H144ZM153 182V183H151ZM162 184H161V183ZM2 183V184H1ZM13 183V184H12ZM19 183V184H18ZM21 183V184H20ZM33 185H32V184ZM68 183V184H67ZM71 183V185H69ZM84 185H82V184ZM100 183V184H99ZM115 183V184H114ZM118 183V185H117ZM126 183V184H125ZM142 185H141V184ZM148 183V184H147ZM150 183V184H149ZM159 183V184H158ZM164 183V184H163ZM167 183V184H166ZM175 183V184H174ZM193 183V184H192ZM201 185H200V184ZM242 183V184H241ZM248 183V184H246ZM257 183V184H256ZM17 184V185H16ZM36 186H35V185ZM39 187H38V185ZM45 184V185H44ZM48 184V186H47ZM64 184V185H63ZM81 184V185H80ZM89 184V185H88ZM132 184V186H131ZM157 186H156V185ZM161 184V185H160ZM196 184V185H195ZM17 187H16V186ZM24 185V186H23ZM101 185V186H100ZM104 185V186H102ZM120 185V186H119ZM126 185V186H125ZM130 185V186H129ZM140 185V186H139ZM144 185V186H143ZM147 185V186H146ZM160 185V186H159ZM194 185V186H193ZM244 185V186H242ZM254 185H257L254 188ZM261 185V186H260ZM5 186V187H4ZM35 186V187H34ZM52 188H51V187ZM57 186V187H56ZM67 186V187H66ZM77 188H76V187ZM109 186H111L109 188ZM116 186V187H115ZM156 186V187H154ZM253 188H252V187ZM2 187V188H1ZM8 189H7V188ZM19 187V188H18ZM21 187V188H20ZM23 187V188H22ZM28 187V188H27ZM63 187V189H61ZM76 189H75V188ZM91 187V188H90ZM100 187V188H99ZM114 187V188H113ZM123 187V188H122ZM154 187V188H153ZM162 187V188H161ZM164 187V188H163ZM169 187V188H168ZM189 187V188H188ZM195 187V190H192ZM251 187V188H250ZM262 187V188H261ZM55 188V189H54ZM74 188V189H73ZM82 188V189H81ZM121 188V189H120ZM158 188V189H156ZM161 188V189H160ZM260 188V190H259ZM24 189V190H23ZM65 189V190H64ZM67 189V190H66ZM91 189V190H90ZM113 189V190H112ZM152 189V190H151ZM156 191H155V190ZM244 189V192H243ZM249 189H253L251 194ZM257 189V190H256ZM12 190V191H11ZM22 190V191H21ZM29 190V191H28ZM78 190V192H77ZM101 190H104L101 192ZM121 190V191H120ZM129 190V191H128ZM152 192L149 196V192ZM167 190V191H166ZM199 190V191H198ZM257 192H256V191ZM21 191V192H20ZM61 193H60V192ZM110 191V192H109ZM112 191V192H111ZM115 191V192H114ZM117 191V192H116ZM157 192V193H153ZM231 191V192H230ZM18 192V193H16ZM28 192V194H27ZM33 192V194H32ZM65 192V193H64ZM67 192V193H66ZM75 192V193H74ZM81 192V193H80ZM144 194H142V193ZM170 192V193H169ZM255 192V193H254ZM22 193V194H21ZM36 195L34 196V194ZM41 193V194H40ZM65 195H64V194ZM103 193V194H102ZM112 193L115 195L112 196ZM118 193H120L118 195ZM254 193V194H253ZM5 194V195H3ZM15 194V195H14ZM26 194V196H25ZM47 194V195H46ZM88 194V195H87ZM97 194V196H96ZM122 194V195H121ZM148 196H147V195ZM253 194V196H252ZM16 196L15 197H12ZM25 197H23V196ZM41 198H38V196ZM58 195V196H57ZM85 198L80 203L71 204L81 196ZM85 195V196H84ZM90 195V196H89ZM95 195V196H94ZM103 195L105 197H103ZM243 195V196H242ZM260 195V196H259ZM57 196V197H56ZM68 196V197H67ZM80 196V197H79ZM100 198H99V197ZM110 196V197H109ZM112 196V197H111ZM117 196V197H116ZM146 196V197H145ZM155 196V197H154ZM168 196V197H167ZM232 196V197H228ZM234 196V197H233ZM2 197V198H1ZM9 197V198H7ZM12 197V198H11ZM20 197V199H19ZM22 197V198H21ZM32 197V198H31ZM57 200H56V198ZM71 197V198H69ZM82 197V198H83ZM95 197V198H94ZM108 197V198H107ZM120 197V198H119ZM149 197V198H147ZM160 197V198H159ZM227 197V198H226ZM254 197V198H253ZM31 198V199H30ZM44 198V199H42ZM111 198V199H110ZM116 198V199H115ZM171 198V199H170ZM207 198V199H206ZM232 198V199H231ZM246 198V199H245ZM250 198V199H249ZM259 198V199H258ZM261 198V199H260ZM27 199V200H26ZM37 199V200H36ZM70 199V200H69ZM92 199L94 201H92ZM102 199V200H101ZM106 199V200H105ZM114 199L113 202L109 200ZM140 199V200H139ZM152 199V200H151ZM166 199V200H165ZM173 199V200H172ZM189 199V200H188ZM226 199V200H225ZM18 200V202L16 201ZM21 200V201H20ZM25 200V201H24ZM31 200V201H30ZM40 200V201H39ZM44 200V201H43ZM50 200V201H49ZM99 200V201H97ZM108 200V201H107ZM159 200V202H158ZM187 200V202L185 201ZM231 200V201H229ZM261 200V201H260ZM15 201V203H14ZM37 201V202H36ZM60 201V202H59ZM69 201V204H68ZM105 201V202H104ZM121 201V203H120ZM124 201V202H122ZM167 201V204L165 205ZM170 201V202H168ZM175 201V202H174ZM221 201V202H220ZM225 201V202H224ZM226 201H228L226 203ZM235 201V202H234ZM238 201V202H237ZM246 201V202H245ZM251 201V202H250ZM53 202V203H52ZM56 202V203H55ZM62 202V203H61ZM97 202V205H96ZM108 202V203H107ZM147 202L148 206L146 203ZM185 202V203H183ZM231 202V203H230ZM240 202V203H239ZM249 202V203H248ZM35 205H34V204ZM43 203V204H42ZM47 203V204H45ZM51 203V204H50ZM83 203V204H82ZM89 203V204H87ZM124 203V205H123ZM160 203V204H159ZM172 203V204H171ZM243 205H242V204ZM14 206H13V205ZM24 204V207L22 205ZM61 204V205H60ZM68 204V205H67ZM81 204V205H79ZM91 204V205H90ZM109 204V205H108ZM188 204V205H187ZM208 204V205H207ZM227 206H226V205ZM235 204V205H234ZM249 204V205H248ZM251 204V205H250ZM255 204V205H254ZM259 204V205H258ZM11 205V206H10ZM42 205V206H41ZM44 205V206H43ZM71 205V206H70ZM79 205V206H78ZM89 205V206H88ZM107 207H106V206ZM110 205H113L112 207ZM117 205V206H116ZM119 205V206H118ZM122 205V206H121ZM126 205V206H125ZM153 205V206H152ZM160 205V206H159ZM186 205L185 208L181 209ZM222 205V206H221ZM28 206V207H27ZM32 206V207H30ZM68 208V209H65ZM94 206V207H93ZM102 206V207H101ZM110 206V207H109ZM146 206V207H145ZM155 206V207H154ZM231 206V207H230ZM236 206V207H235ZM238 206V207H237ZM242 206V207H241ZM245 206V207H244ZM10 207V208H9ZM26 207L28 209H26ZM37 207H41L40 209ZM44 207V208H43ZM55 207V208H54ZM60 207V209H59ZM71 209H70V208ZM86 207V208H84ZM91 207V208H89ZM141 207V208H140ZM174 207V208H173ZM180 207V208H179ZM198 209L196 210V208ZM206 209L205 212L199 209ZM204 207V208H203ZM214 207V208H213ZM227 207V208H226ZM246 207L248 209H246ZM252 207V208H251ZM261 207V208H260ZM25 208V210H24ZM37 208V209H36ZM57 208V209H56ZM83 208V210H82ZM95 210H94V209ZM112 208V209H111ZM140 208V209H139ZM144 208V209H143ZM148 208V210H147ZM171 208V209H169ZM216 208V209H215ZM236 208V209H235ZM23 209V210H22ZM50 209V210H48ZM53 209V210H52ZM61 210V211H58ZM92 209V210H91ZM100 209V210H99ZM102 209V210H101ZM104 209V210H103ZM106 209V210H105ZM115 209V210H114ZM117 209V210H116ZM160 209L165 213L177 215L180 224H186L190 231L187 239L182 247L174 240L170 226H163L158 221V213ZM166 209V210H165ZM208 209V210H207ZM218 209V210H217ZM228 209V210H227ZM232 209V210H231ZM242 209V210H241ZM3 210V211H2ZM21 210V211H20ZM38 210V211H37ZM43 210V211H42ZM55 210V211H54ZM57 210V211H56ZM69 210V211H65ZM73 210V212H71ZM90 210V211H89ZM99 210V211H98ZM109 210V211H108ZM151 210V212H150ZM214 210V212H211ZM217 210V211H216ZM29 211V212H28ZM36 211V212H34ZM41 212V214L39 213ZM75 211V212H74ZM84 213H83V212ZM89 211V212H88ZM97 211V212H96ZM119 211V212H118ZM145 211V212H144ZM171 211V213H170ZM202 211V212H201ZM211 213H210V212ZM242 211V212H241ZM244 211V212H243ZM8 212V213H7ZM27 212V213H26ZM33 212V214H32ZM46 212V213H45ZM51 212V214H50ZM67 212L69 214H67ZM71 212V213H70ZM101 212V214H100ZM142 212V215H141ZM154 212V213H153ZM198 212V214H194ZM221 212V213H220ZM20 213V215H19ZM25 213V214H24ZM56 213V214H54ZM93 213V214H92ZM99 213V214H98ZM108 213V214H106ZM115 213V214H114ZM117 213V214H116ZM157 213V214H156ZM182 213V214H181ZM213 213V214H212ZM224 213V214H223ZM6 214V215H5ZM8 214V215H7ZM47 214V215H46ZM49 214V215H48ZM71 214V216H70ZM74 214V215H73ZM79 214V216H78ZM105 214V216H104ZM111 214V215H110ZM145 214V215H144ZM152 214V215H151ZM201 217H200V215ZM204 214V215H203ZM31 215V216H30ZM32 215L34 217H32ZM38 215V216H37ZM82 215V216H80ZM111 217H110V216ZM140 215V216H139ZM149 215V216H148ZM193 218L190 220V216ZM211 215V216H210ZM217 217H216V216ZM240 215V216H239ZM6 216V217H5ZM30 216V217H28ZM62 216V217H61ZM84 216V217H83ZM93 218L95 223L90 220ZM93 216V217H91ZM113 216V217H112ZM154 218H152V217ZM196 216V217H195ZM203 216V217H202ZM223 218H222V217ZM8 217V218H7ZM12 217V218H11ZM16 217V218H15ZM18 217V218H17ZM45 217V218H44ZM51 219L54 217L50 223ZM51 217V218H49ZM61 217V218H60ZM65 217V218H63ZM68 217V218H67ZM72 217V218H71ZM79 217V218H78ZM83 217V218H82ZM103 217V218H102ZM106 217V218H105ZM139 217L141 219H139ZM147 217V218H146ZM198 217V218H197ZM219 217H221L219 219ZM225 217V218H224ZM238 217V218H237ZM7 218V219H6ZM32 218V219H31ZM35 218V219H34ZM37 218V219H36ZM43 218V219H42ZM77 218V219H74ZM99 218V219H98ZM113 218V220L111 219ZM150 218V219H149ZM229 222L228 221V219ZM238 219V220H235ZM18 219V220H17ZM34 219V220H33ZM60 219V220H59ZM63 219V220H62ZM72 219V220H71ZM82 219V220H81ZM87 219V220H86ZM90 219V220H89ZM100 221L99 223L96 222ZM198 219V221H197ZM204 221H203V220ZM215 221H214V220ZM226 219L225 221H222ZM8 220L9 223H8ZM26 224L25 223V221ZM29 220V221H28ZM48 220V221H47ZM79 222L76 224V222ZM85 222H84V221ZM146 220V221H144ZM150 220V221H149ZM195 220V222H194ZM218 220V221H217ZM6 221V222H5ZM40 221V222H38ZM63 221V222H62ZM107 221V222H106ZM185 221V222H184ZM210 221L213 223H210ZM235 221H237L235 223ZM240 223H239V222ZM243 221V222H242ZM14 222V223H13ZM32 222V223H31ZM34 222V223H33ZM55 222V223H54ZM61 224L59 225V223ZM145 224H144V223ZM152 222V223H151ZM155 222V223H154ZM158 222V224H157ZM182 222V223H181ZM187 222V223H186ZM202 224L205 223V224ZM209 222V223H208ZM217 222V223H216ZM256 222V223H255ZM18 223V224H17ZM54 225H53V224ZM57 223V224H56ZM64 223V224H62ZM83 223V224H82ZM86 223V224H85ZM92 223L94 225H92ZM141 223V224H140ZM148 223V225L146 224ZM150 223V224H149ZM195 223L197 225H195ZM225 223V224H224ZM233 223V224H232ZM238 223V225H237ZM244 223V224H243ZM259 223V225H258ZM4 224V225H3ZM9 224V225H8ZM26 224V225H25ZM110 225L109 228L107 225ZM152 224V225H151ZM209 224V225H208ZM217 224V225H216ZM224 224V225H223ZM229 224V225H228ZM232 224V225H231ZM235 224V225H234ZM251 224V225H250ZM11 225V226H10ZM32 225V226H31ZM57 225V226H56ZM98 225V226H97ZM143 225L145 229L143 228ZM194 225V226H193ZM205 225V226H204ZM212 225V226H211ZM231 225V226H230ZM242 227H241V226ZM245 225V226H244ZM250 225V226H247ZM253 225V226H252ZM50 226V227H49ZM56 226V227H55ZM78 226V227H77ZM148 226V227H147ZM156 228H155V227ZM164 228H163V227ZM201 226V228H200ZM216 226V227H215ZM229 228H227V227ZM234 226V227H232ZM240 228H237V227ZM6 227V228H5ZM17 227V228H16ZM102 232L100 228L102 229ZM160 229H159V228ZM205 227V228H204ZM224 227V228H223ZM2 228V229H1ZM14 228V230H13ZM20 228V229H19ZM78 228V230H76ZM105 228V229H104ZM162 228V229H161ZM166 228V229H165ZM186 228V227H183ZM208 228V229H207ZM226 228V229H225ZM256 228V229H254ZM262 228V229H261ZM16 229V230H15ZM19 229V230H18ZM77 231H75V230ZM149 229V230H148ZM159 229V230H158ZM197 231H196V230ZM201 229V230H200ZM206 231H205V230ZM216 229V230H214ZM231 229V230H230ZM242 231H240V230ZM250 229V230H249ZM13 230V231H12ZM73 230V233L71 234ZM152 230V231H150ZM157 232H156V231ZM161 230V231H160ZM167 230V231H166ZM172 230V231H171ZM199 230V231H198ZM214 230V231H213ZM219 233H217L218 231ZM223 230V231H222ZM229 230V231H228ZM237 230V231H236ZM244 230V231H243ZM256 230V231H255ZM5 231V232H4ZM151 233H150V232ZM193 231V232H192ZM204 233H202V232ZM227 231V232H226ZM231 231H234L232 235ZM262 231V232H261ZM76 232V233H75ZM147 232V233H146ZM161 232V233H160ZM171 232V233H170ZM201 234H200V233ZM212 234H211V233ZM245 232V233H244ZM248 232V233H247ZM255 232V233H253ZM7 233V234H5ZM17 233V234H16ZM192 233V234H191ZM194 233V235H193ZM196 233V234H195ZM199 233V235H198ZM208 233V234H207ZM238 233V234H237ZM240 233V234H239ZM243 233V234H242ZM20 237L18 239V237ZM71 234V237H70ZM74 234V235H73ZM78 234V235H77ZM143 234V235H142ZM149 234V235H148ZM207 234V235H206ZM211 234V235H210ZM220 234V235H219ZM222 234V235H221ZM242 234V235H241ZM252 234V236H251ZM4 235V236H3ZM8 235V236H7ZM14 235V237H13ZM20 235V236H19ZM22 235V236H21ZM102 236L99 237V236ZM146 235V236H145ZM169 235V236H168ZM197 235V236H196ZM202 235V236H201ZM231 235V237L229 236ZM239 237H238V236ZM244 235V236H243ZM254 235V236H253ZM86 236V237H85ZM103 236L105 240H103ZM106 236V237H105ZM165 236V237H164ZM194 236V237H193ZM201 236V237H200ZM204 236V237H203ZM209 236V237H208ZM214 236V237H213ZM242 236V237H241ZM251 236V237H250ZM17 237V238H16ZM81 237V238H79ZM146 239H145V238ZM167 237V238H166ZM196 237V238H195ZM207 237V238H206ZM224 237V238H223ZM245 240H244V238ZM255 237V238H253ZM71 238V239H69ZM99 238V239H98ZM113 238V239H112ZM127 238V239H126ZM190 238V239H189ZM210 238V239H209ZM241 238V239H240ZM259 239V242L257 239ZM10 241H9V240ZM12 239V240H11ZM78 239V240H76ZM97 239V240H96ZM120 239V240H119ZM131 239H133L131 241ZM167 239V241H166ZM195 239V240H194ZM199 239V240H198ZM202 239V242H201ZM212 239V240H211ZM217 239V240H216ZM250 239V240H248ZM252 239V240H251ZM263 239V241H262ZM28 240V241H27ZM83 242H82V241ZM100 240V241H98ZM103 241L105 242L101 243ZM112 240V241H111ZM120 242H116V241ZM128 240V241H127ZM188 240V241H187ZM210 240V241H208ZM213 240L215 242H213ZM25 241V242H24ZM73 241H77L74 242ZM110 243H109V242ZM125 243L122 244L121 243ZM135 241V242H133ZM148 241V242H147ZM165 241V242H164ZM206 241V243H205ZM208 241V243H207ZM212 241V242H211ZM219 241V243L217 242ZM240 241V242H239ZM243 244H242V242ZM246 241V243L244 242ZM251 243H250V242ZM255 241V242H254ZM4 242V243H3ZM86 242V243H85ZM100 242V243H99ZM115 244H114V243ZM134 245L129 251H114L117 248H122L129 243ZM142 242V243H141ZM160 242V243H159ZM164 242V243H163ZM188 242V243H187ZM201 242L202 244L200 245ZM224 242V243H223ZM231 242V243H229ZM249 245H248V243ZM12 243V245L10 244ZM76 243V244H75ZM78 243V244H77ZM83 243V244H82ZM99 245H98V244ZM159 243V244H158ZM162 243V244H161ZM168 243V244H167ZM173 246H170L171 244ZM195 243V244H194ZM221 243V244H220ZM234 243V244H233ZM237 243V244H236ZM258 243V246L255 245ZM5 244V245H4ZM19 246H18V245ZM74 244V245H73ZM82 244V246H81ZM103 244V245H101ZM137 244V245H136ZM144 244V245H143ZM150 244V245H148ZM210 244V245H209ZM214 244V245H213ZM231 244V245H230ZM233 244V245H232ZM245 244V245H244ZM254 244V245H253ZM259 244L262 246H259ZM77 246L78 249H76ZM84 245V246H83ZM109 245L115 246L112 254L106 250ZM117 245V246H116ZM153 245V246H152ZM176 247H175V246ZM196 245V246H195ZM199 245V246H198ZM207 245V246H206ZM247 245V246H246ZM12 246V247H11ZM14 246V247H13ZM97 246L100 250H97ZM136 246H138L136 248ZM146 246V248L140 247ZM167 246V247H166ZM189 246V247H187ZM193 246V247H191ZM222 246V247H221ZM226 246V247H223ZM229 246V247H228ZM234 246V247H233ZM237 246H239L237 248ZM4 247V248H3ZM95 247V248H94ZM106 247V248H105ZM150 247V250H149ZM174 247V248H173ZM206 247V248H205ZM256 252L254 254V250ZM255 247V248H254ZM3 248V249H2ZM33 248V249H32ZM96 249L94 254V250ZM103 248V249H102ZM135 248V252H133ZM164 248V249H163ZM176 248V249H175ZM182 248V249H181ZM192 248V249H190ZM195 248V249H194ZM199 248V249H198ZM211 248V249H210ZM215 248V249H214ZM240 248V249H239ZM243 248V249H242ZM248 248V250H247ZM251 250H250V249ZM259 248V249H258ZM92 249V250H91ZM119 249V250H120ZM138 249V250H136ZM144 249L149 251L146 253ZM156 249V250H155ZM163 249V252L158 250ZM173 249V250H172ZM186 249V250H185ZM188 249V250H187ZM198 249V250H197ZM208 249V250H207ZM214 249V250H213ZM227 249V250H226ZM245 249V250H244ZM11 250V251H10ZM33 250V251H31ZM82 250V251H80ZM91 250V251H90ZM105 250V251H104ZM142 250V251H141ZM153 250V251H152ZM172 250V251H171ZM197 250V251H196ZM201 250V251H200ZM225 250V251H224ZM232 250V251H231ZM234 250V251H233ZM258 250V251H257ZM14 251V252H13ZM21 251V252H19ZM79 251V252H78ZM87 251V252H86ZM93 255L88 257L90 252ZM166 251V252H165ZM168 251V252H167ZM176 251V252H175ZM179 251V252H178ZM187 251V252H186ZM210 251V252H209ZM214 251V252H213ZM220 251V253H219ZM229 251V252H228ZM242 251V253H241ZM247 253H245V252ZM9 252V253H8ZM19 252V253H18ZM126 252V253H125ZM137 252V253H136ZM144 252V253H143ZM158 252V254H156ZM170 252V253H169ZM198 255H197V253ZM204 252V253H203ZM206 252V253H205ZM227 255H225V253ZM232 252V253H231ZM262 254H261V253ZM12 255H11V254ZM18 253V254H17ZM22 253V254H21ZM53 253V254H52ZM64 253V254H63ZM99 253V254H98ZM101 253V254H100ZM107 253V254H106ZM117 253V254H116ZM133 253V254H132ZM140 253V254H139ZM177 253V254H176ZM186 253V255H185ZM203 253V254H201ZM208 253V255H207ZM211 253V254H210ZM236 253V254H235ZM251 253V254H250ZM258 255H257V254ZM260 253V255H259ZM8 254V255H7ZM15 254V256H14ZM50 254V255H49ZM55 254V255H54ZM63 256H62V255ZM88 254V255H87ZM105 254V255H104ZM119 254V255H118ZM126 254V255H125ZM150 256H149V255ZM154 254V255H153ZM179 254V255H178ZM188 254V255H187ZM223 254V255H222ZM230 254V255H229ZM232 254V255H231ZM236 257H235V255ZM243 254V255H242ZM7 257L5 258V256ZM77 255V256H76ZM108 257H107V256ZM111 255V256H110ZM130 255V256H129ZM132 255V257H131ZM143 255V256H142ZM163 255V257H162ZM168 255V256H167ZM182 257H181V256ZM203 255V256H202ZM229 255V256H228ZM238 255V256H237ZM241 255V256H240ZM245 255V256H244ZM253 257H252V256ZM2 256V258H1ZM4 256V257H3ZM14 256V257H11ZM28 257L25 261V257ZM32 256V257H31ZM62 256V257H59ZM99 256V257H98ZM106 257L104 260L103 258ZM191 256V261L189 258ZM203 258H202V257ZM207 256V257H206ZM211 258H210V257ZM227 256V257H226ZM233 256V257H232ZM262 260H261V258ZM18 259H16V258ZM31 257V258H30ZM48 257V258H47ZM84 257H86L84 259ZM99 258V260L97 259ZM103 257V258H102ZM111 257H114L113 259ZM121 257V258H120ZM124 257V259H123ZM145 257V258H144ZM147 257V258H146ZM166 259H163V258ZM201 257V258H200ZM214 260V258H216ZM230 257V258H229ZM243 257V258H242ZM252 257V258H251ZM10 258V259H9ZM57 258V261L55 260ZM59 258V260H58ZM87 258L89 261L87 262ZM96 258V260H95ZM102 258V260H101ZM140 260H139V259ZM144 258V259H143ZM158 258V259H157ZM206 258V259H205ZM210 258V259H209ZM238 260L237 261H233ZM249 260H248V259ZM255 258V259H253ZM260 258V259H259ZM6 259V260H5ZM17 261H16V260ZM22 259V263H20ZM30 259V260H29ZM42 259V260H41ZM82 259V261H81ZM92 259V260H91ZM112 259V260H110ZM147 259V261L145 260ZM183 259V260H182ZM196 259V260H194ZM232 261H231V260ZM244 259V260H243ZM247 259L248 262L245 260ZM5 262H4V261ZM11 260V261H10ZM14 260V261H13ZM28 260V261H27ZM53 260V262H52ZM61 260V261H60ZM76 260V261H75ZM108 262H107V261ZM158 260V261H156ZM176 260V261H175ZM182 260V263L180 262ZM207 260V261H206ZM210 260V261H209ZM222 260V261H221ZM4 263H3V262ZM24 261V262H23ZM75 261V263H74ZM96 261V262H94ZM106 261V262H105ZM114 261V262H113ZM118 261V262H116ZM120 261V262H119ZM136 261V262H135ZM141 261V262H140ZM178 261V262H177ZM189 261V262H188ZM213 261V262H212ZM230 261V262H229ZM239 261V263H237ZM244 263H243V262ZM253 261V262H252ZM259 261V262H258ZM11 262V263H10ZM47 262V263H46ZM180 262V263H179ZM209 262V263H208ZM226 262V263H225ZM228 262V263H227ZM236 262V263H235ZM218 263V264H219Z\"/></svg>",
	"mask_w": 264,
	"mask_h": 264
},
{
	"label": "bare ground",
	"instance_id": "2",
	"mask_svg": "<svg viewBox=\"0 0 264 264\" xmlns=\"http://www.w3.org/2000/svg\"><path fill=\"white\" fill-rule=\"evenodd\" d=\"M8 1H9V0H8ZM10 1H12V0H10ZM13 1H14V0H13ZM15 1H16V0H15ZM18 1H19V0H18ZM40 1H41V0H40ZM68 1H69V0H68ZM92 1H93V0H92ZM105 1H106V0H105ZM107 1H108V0H107ZM126 1H127V0H126ZM136 1L139 2V0H136ZM149 1H150V0H149ZM152 1H153V0H152ZM154 1H155V0H154ZM159 1H160V0H159ZM192 1H194V0H192ZM200 1H201V0H200ZM200 1H198V2L200 3ZM211 1H212V0H210V2H211ZM220 1H221V0H220ZM230 1H231V0H230ZM239 1H241V0H239ZM57 2H58V1H57ZM57 2H56V3H57ZM59 2H60V0H59ZM62 2H64V1H62ZM99 2H100V1H99ZM101 2H102V0H101ZM138 2H137V3H138ZM141 2H142V1H141ZM178 2H179V1H178ZM188 2H189V1H188ZM201 2H202V1H201ZM205 2H207V1H205ZM205 2H204V3H205ZM216 2H218V1L216 0ZM225 2H226V1H225ZM233 2H234V1H233ZM244 2H245V1H244ZM257 2H258V1H257ZM262 2H263V1H262ZM65 3H66V2H65ZM67 3H68V2H67ZM67 3H66V4H67ZM79 3H80V2H79ZM97 3H98V2H97ZM114 3H115V1H114ZM120 3H122V2H120ZM130 3H131V2H130ZM134 3H135V2H134ZM139 3H140V2H139ZM159 3H161V1H160ZM207 3H208V2H207ZM227 3H228V2H227ZM227 3H226V4H227ZM236 3H239V2L236 1ZM236 3H235V4H236ZM62 4H63V3H62ZM75 4H76V3H75ZM99 4H100V3H99ZM135 4H136V3H135ZM146 4H147V3H146ZM193 4H194V3H193ZM200 4H201V3H200ZM205 4H206V3H205ZM205 4H204V5H205ZM211 4H212V5H211ZM214 4H215V3H214ZM222 4H223V3H222ZM230 4H231V3H230ZM233 4H234V3H233ZM233 4H232V5H233ZM235 4H234V5H235ZM29 5H31V4H29ZM53 5H54V4H53ZM57 5H58V4H57ZM68 5H69V4H68ZM95 5H96V4H95ZM118 5H119V4H118ZM124 5H125V4H124ZM139 5H140V4H139ZM178 5H179V3H178ZM182 5H183V4H182ZM182 5H181V6H182ZM189 5H190V4H189ZM207 5H208V4H207ZM209 5H211V7H212V6H213V3H209ZM218 5H219V4H218ZM218 5H216L217 8H218ZM232 5H230V7H232ZM237 5H238V4H237ZM239 5H240V4H239ZM252 5H253V4H251V6H252ZM257 5H258V3H257ZM54 6H55V5H54ZM62 6H63V5H62ZM125 6H126V5H125ZM183 6H184V5H183ZM202 6H203V5H202ZM214 6H215V5H214ZM219 6H222V7H223V5H219ZM228 6H229V4H228ZM235 6H236V5H235ZM244 6H246V5H244ZM259 6H260V5H259ZM29 7H30V6H29ZM31 7H32V6H31ZM64 7H65V6H64ZM77 7H78V6H77ZM86 7H88V5H87ZM89 7H90V6H89ZM105 7H106V6H105ZM117 7H118V6H117ZM119 7H120V5H119ZM134 7H135V6H134ZM140 7H141V6H140ZM236 7H237V6H236ZM263 7H264V6H263ZM27 8H28V7H27ZM61 8H62V7H61ZM74 8H75V7H74ZM74 8H72V9H74ZM84 8H85V7H84ZM91 8H93V7H91ZM91 8H90V10H91ZM99 8H100V7H99ZM106 8H109V7H106ZM129 8H130V7H129ZM182 8H184V7H182ZM208 8H209V6H208ZM217 8H216V9H217ZM219 8H220V7H219ZM223 8H224V7H223ZM225 8H227V6H226ZM232 8H233V7H232ZM234 8H235V7H234ZM241 8H242V7H241ZM29 9H30V8H29ZM40 9H41V8H40ZM52 9H53V8H52ZM63 9H64V8H63ZM80 9H81V8H80ZM96 9H97V8H96ZM112 9H113V8H112ZM116 9H117V8H116ZM126 9H127V8H126ZM140 9H141V8H140ZM140 9H139V10H140ZM179 9H180V8H179ZM186 9H187V8H186ZM196 9H198V8H196ZM216 9H215V10H216ZM220 9H221V8H220ZM235 9H236V8H235ZM239 9H240V8H239ZM42 10H43V9H42ZM69 10H70V9H69ZM82 10H84V9H82ZM105 10H106V9H105ZM145 10H146V9H145ZM158 10H159V9H158ZM192 10H193V9H192ZM215 10H214V11H215ZM218 10H219V9H218ZM51 11H52V10H51ZM74 11H77V9L74 10ZM74 11L72 10V12H68V13L66 12V13H64V14H66V17H67V16L69 17V15H70V18H71V16L73 15V12H74ZM79 11H80V12H79L78 14L82 13L81 10H79ZM88 11H89V9H88ZM88 11H83V12H84L83 14L88 15ZM128 11H129V10H128ZM131 11H132V10H131ZM178 11H179V10H178ZM197 11H198V10H197ZM208 11H209V10H208ZM225 11H226V10H225ZM29 12H30V11H29ZM29 12H28V13H29ZM93 12H94V11H93ZM101 12H102V11H101ZM101 12L99 11V13H101ZM106 12H107V11H106ZM116 12H117V11H116ZM129 12H130V11H129ZM138 12H140V11H138ZM181 12H182V11H181ZM187 12H188V11H187ZM195 12H196V11H195ZM195 12H193V14H194ZM203 12H204V11H203ZM215 12H216V11H215ZM219 12H222V11L219 10ZM229 12H230V11H229ZM245 12H246V11H245ZM10 13H11V12H10ZM35 13H36V12H35ZM38 13H39V12H38ZM44 13H46V12H44ZM44 13H43L42 15H40V14L37 15L38 19H39V18H44V17H46V16H47V15H46L47 13L45 14L46 16H44ZM56 13H57V11H56ZM62 13H63V12H62ZM95 13H96V10H95ZM109 13H110V12H109ZM119 13H120V12H119ZM140 13H141V12H140ZM144 13H145V11H144ZM184 13H185V12H184ZM188 13H189V12H188ZM200 13H201V12H200ZM211 13H213V12H211ZM216 13H217V12H216ZM227 13H228V12H227ZM235 13H236V12H235ZM0 14H1V13H0ZM6 14H7V13H6ZM50 14H51V13H50ZM57 14H58V13H57ZM78 14H76V15H78ZM97 14H98V13H97ZM124 14H125V13H124ZM124 14H123V15H124ZM127 14H128V13H127ZM127 14H126V16H127ZM137 14H138V13H137ZM196 14H197V13H196ZM201 14H202V13H201ZM243 14H244V13H243ZM245 14H246V13H245ZM32 15H33V14H32ZM48 15H49V13H48ZM74 15H75V14H74ZM92 15H93V14H92ZM111 15H112V14H111ZM115 15H116V14H115ZM115 15H114V16H115ZM141 15H142V14H141ZM184 15H185V14H184ZM199 15H200V14H199ZM217 15H218V14H217ZM223 15H224V14H223ZM238 15H239V14H238ZM238 15H237V17L240 18V16H238ZM0 16H1V15H0ZM4 16H5V15H4ZM8 16H10V15H8ZM89 16H90V15H89ZM114 16H113V17H114ZM129 16H130V15H129ZM194 16H195V15H194ZM203 16H204V14H203ZM10 17H12V16H10ZM10 17H9V18H10ZM24 17H25V16H24ZM82 17H83V16H82ZM93 17H94V16H93ZM135 17H136V14H135ZM147 17H148V16H147ZM182 17H183V16H182ZM186 17H187V16H186ZM198 17H200V16H198ZM248 17H249V16H248ZM248 17H247V18H248ZM251 17H252V16H251ZM13 18H14V16H13ZM46 18H47V17H46ZM46 18H45V19H46ZM97 18H98V17H97ZM101 18H102V16H101ZM121 18H122V17H121ZM141 18H142V17H141ZM176 18H177V17H176ZM179 18H180V17H179ZM192 18H193V17H192ZM208 18H209V17H208ZM212 18H213V17H212ZM234 18H235V17H234ZM234 18H233V19H234ZM241 18H242V17H241ZM0 19H1V18H0ZM35 19H36V17H35ZM49 19H50V18H49ZM54 19H55V21L59 19V22H62V21H63L62 16H60V15H54ZM79 19H81V18H79ZM113 19H114V18H113ZM126 19H127V18H125V20H126ZM129 19H130V18H129ZM133 19H134V18H133ZM199 19H200V18H199ZM201 19L203 20V19H205V18L203 17V18H201ZM209 19H210V18H209ZM223 19H224V18H223ZM227 19H228V17H227ZM233 19H232V17H231V20H232V21H233ZM237 19H238V18H237ZM243 19H244V17H243ZM8 20H10V19H7V21H8ZM30 20H31V19H30ZM65 20H66V18H65ZM122 20H124V18H123ZM141 20H142V19H141ZM176 20H177V19H176ZM180 20H181V18H180ZM193 20H194V19H193ZM207 20H208V19H207ZM214 20H215V19H214ZM214 20H213V21H214ZM216 20H218V22H220L219 19H216ZM228 20H229V19H228ZM228 20H227V21H228ZM234 20H235V19H234ZM240 20H241V19H240ZM48 21H50V20H48ZM48 21H43V22H48ZM53 21H54V20H53ZM66 21H67V20H66ZM71 21H72V20H71ZM93 21H95V20H93ZM107 21H108V19H107ZM109 21H111V19H110ZM136 21L138 22V20H136ZM139 21H140V17H139ZM177 21H178V20H177ZM185 21H186V20H185ZM208 21H209V20H208ZM222 21H223V20H222ZM236 21H237V20H236ZM236 21H233V22H236ZM257 21H258V20H257ZM1 22H2V21H1ZM19 22H20V21H19ZM29 22H30V21H29ZM68 22H69V21H68ZM78 22H79V21H78ZM85 22H86V21H85ZM130 22H131V21H130ZM141 22H142V21H141ZM141 22H139V23H141ZM145 22H146V21H145ZM183 22H184V21H183ZM205 22H207L206 19H205ZM209 22H210V21H209ZM209 22H208V23H209ZM218 22H217V23H218ZM237 22H238V21H237ZM237 22H236V23H237ZM4 23H5V22H4ZM56 23H57V22H56ZM56 23H55V25H56ZM66 23H67V22H66ZM71 23H72V22H71ZM86 23H87V22H86ZM86 23H85V24H86ZM89 23H90V22H89ZM103 23H105V22H103ZM112 23H114V22H112ZM118 23H119V22H118ZM126 23H127V22H126ZM126 23H125V24H126ZM175 23H177V22L175 21ZM213 23H214V22H213ZM213 23H212V24H213ZM225 23H226V22H225ZM247 23H249V22H246V24H247ZM251 23H252V22H251ZM26 24H27V23H26ZM30 24H31V23H30ZM50 24H51V23H50ZM125 24H124L123 26H125ZM130 24H131V23H130ZM144 24H145V23H144ZM183 24H184V23H183ZM212 24H209V25H212ZM215 24H216V23H215ZM222 24H223V23H222ZM229 24H230V23H229ZM229 24H228V26H229ZM233 24H234V23H233ZM256 24H257V23H256ZM9 25H10V24H9ZM21 25H23V24H21ZM32 25H33V24H32ZM53 25H54V22H53ZM68 25H69V23H68ZM87 25H88V24H87ZM96 25H97V24H96ZM109 25H110V24H109ZM115 25H116V24H115ZM115 25H114V26H115ZM119 25H120V23H119ZM131 25H132V24H131ZM140 25H141V28H142V24H140ZM175 25H177V24H175ZM196 25L200 26L201 24H200V22H198V21H191V20H189V21H187V22L185 23V27H184L185 32H186V36H187V37H186V42H188V43H186V45L188 44V46H191V50H192L193 52H195L196 50H193V49L195 48V46H194L193 42L190 41V40L193 39V36H191V34L193 35V32H194V30H195L194 27H195ZM213 25H214V24H213ZM219 25H220V24H219ZM262 25H263V24H262ZM15 26H16V25H15ZM24 26H25V25H24ZM40 26H41V25H40ZM45 26H46V25H45ZM47 26H48V25H47ZM72 26H73V25H72ZM76 26H77V25H76ZM92 26H93V25H92ZM98 26H99V25H98ZM100 26H101V24H100ZM111 26H112V24H111ZM120 26H122V25H120ZM120 26H117V28L120 27ZM128 26H129V25H128ZM128 26H127V27H128ZM143 26H144V25H143ZM198 26H197V27H198ZM214 26H215V25H214ZM217 26H218V25H217ZM226 26H227V23H226ZM226 26H223V27L225 28ZM243 26H244V25H243ZM248 26H250V25H248ZM6 27H8V25H7ZM16 27H18V26H16ZM16 27H14V28H16ZM33 27H34V26H33ZM36 27H37V26H36ZM43 27H44V25H43ZM52 27H53V26H52ZM58 27H59V26H58ZM62 27H63V26H62ZM80 27L83 28V27H84V24L81 25V26H79L78 29H79ZM87 27H88V26H87ZM90 27H91V26H90ZM96 27H97V26H96ZM96 27H95V28L93 27V28L96 29ZM107 27H108V26H107ZM131 27H132V26H131ZM133 27H135V26H133ZM197 27H196V28H197ZM211 27H212V26H211ZM218 27H219V26H218ZM218 27H217V28H218ZM236 27H237V26H236ZM238 27H239V24H238ZM2 28H4V27L2 26ZM28 28H29V31H30V29H31L32 27L30 28V26H28ZM37 28H38V27H37ZM39 28H40V27H39ZM41 28H42V27H41ZM48 28H49V27H48ZM60 28H61V27H60ZM81 28H80V29H81ZM101 28H102V27H101ZM113 28H115V27H113ZM117 28H116V29H117ZM181 28H183V26H182ZM181 28H180V29H181ZM199 28H200V27H199ZM214 28H215V27H214ZM217 28H216V29H217ZM224 28H223V29H224ZM232 28H234V26H233ZM232 28L230 27V30H232V32H233V29H232ZM22 29H23V28H22ZM26 29H27V28H26ZM50 29H52V28H50ZM54 29H56V28H54ZM61 29H62V28H61ZM65 29H66V28H65ZM87 29H88V28H87ZM97 29H98V28H97ZM110 29H111V27H110ZM116 29H115V30H116ZM120 29H121V28H120ZM124 29H125V28H124ZM128 29H129V28H128ZM128 29H127V30H128ZM132 29H133V28H132ZM209 29H210V27H209ZM211 29H212V28H211ZM243 29H244V28H243ZM4 30H5V28H4ZM11 30H13V29H11ZM11 30H10V31H11ZM31 30H33V28H32ZM40 30H41V32H42L43 29H40ZM68 30H69V29H68ZM68 30H67V31H68ZM90 30H91V29H90ZM103 30H104V28H103ZM107 30L109 31L108 28H107ZM117 30H118V29H117ZM127 30H126V31H127ZM129 30H130V29H129ZM129 30H128V31H129ZM139 30H140V29H139ZM182 30H183V29H182ZM201 30H202V29H201ZM203 30H204V28H203ZM203 30H202V32H203ZM250 30H251V29H250ZM250 30H249V31H250ZM16 31H17V30H13V33H10V34H9L10 37L12 36L11 34L17 33ZM23 31H24V30H23ZM35 31H36V29H35ZM37 31H38V30H37ZM43 31H45V29H44ZM57 31L59 32L60 30H57ZM61 31H62V30H61ZM65 31H66V30H65ZM85 31H86V30H85ZM88 31H89V30H88ZM88 31H87V32H88ZM104 31H105V30H104ZM113 31H114V29H113ZM113 31H112V32H113ZM119 31H120V30H118V32H119ZM211 31H212V30H211ZM213 31H214V30H213ZM215 31H216V30H215ZM236 31H237V30H236ZM49 32H50V31H49ZM55 32H56V31H55ZM63 32H64V31H63ZM79 32H80V31H79ZM114 32H115V31H114ZM114 32H113V33H114ZM116 32H117V31H116ZM118 32H117V33H118ZM176 32H178V31H176ZM206 32H207V31H206ZM225 32H226V31H224V33H225ZM230 32H231V31H230ZM253 32H254V31H253ZM256 32H257V31H256ZM27 33H28V32H27ZM46 33H47V32H46ZM67 33H68V32H67ZM72 33H73V32H72ZM82 33H83V32H82ZM90 33H91V32H90ZM104 33H105V32H104ZM120 33H121V32H120ZM210 33H211V32H210ZM214 33H216V32H214ZM217 33H219V32L217 31ZM249 33H250V32H249ZM251 33H252V32H251ZM262 33H263V32H262ZM7 34H8V33H7ZM18 34H19V33H18ZM34 34H35V33H34ZM37 34H40V33H37ZM59 34H60V33H59ZM59 34L57 33V35H59ZM107 34H108V33H107ZM124 34H125V33H124ZM126 34H127V33H126ZM130 34H131V33H129V35H130ZM175 34H176V33H175ZM178 34H179V33H177L176 35L178 36ZM198 34H199V32H198ZM211 34H212V33H211ZM232 34H235V33H232ZM236 34H237V33H236ZM242 34H243V33H242ZM242 34H238V37H240L239 35H242ZM259 34H260V33H259ZM15 35H16V34H15ZM19 35H20V34H19ZM48 35H49V34H48ZM55 35H56V34H55ZM69 35H70V34H68L67 36L69 37ZM100 35H101V34H100ZM134 35H135V34H134ZM136 35H137V34H136ZM179 35H180V34H179ZM195 35H196V34H195ZM247 35H248V34H247ZM255 35H256V34H255ZM30 36H31V34H30ZM76 36H77V35H76ZM76 36H75V37H76ZM112 36H113V35H112ZM112 36H111V37H112ZM124 36H125V35H124ZM127 36H128V35H127ZM145 36H146V35H145ZM207 36H208V35H207ZM207 36H205V37H207ZM248 36H249V35H248ZM248 36H247V37H248ZM258 36H259V35H258ZM260 36H261V35H260ZM262 36H263V35H262ZM2 37H4V36H0V38H2ZM7 37H8V36H7ZM10 37H9V39H10ZM23 37H24V36H23ZM36 37H37V36H36ZM46 37H47V36H46ZM64 37H66V36L64 35ZM64 37H62V38H64ZM80 37H81V36H80ZM82 37L85 38V37H84V34H83ZM131 37H132V36H131ZM131 37L129 36V38H131ZM205 37H204V38H205ZM230 37H231V35H230ZM244 37H245V36H244ZM247 37H246V38H247ZM254 37H255V36H254ZM11 38H12V37H11ZM16 38L18 39L17 36H16ZM33 38H34V36H33ZM37 38H38V37H37ZM37 38H35V39H37ZM40 38H41V37H40ZM66 38H67V37H66ZM70 38L72 39V37H70ZM83 38H81V39H83ZM102 38H103V37H102ZM108 38H109V37H108ZM132 38H133V37H132ZM173 38H174V37H173ZM175 38H176V37H175ZM184 38H185V37H184ZM216 38H219V35H218V37H216ZM222 38H224L223 34H222ZM257 38H258V37H257ZM263 38H264V37H263ZM5 39H6V38H5ZM13 39H14V38H13ZM35 39H34V40H35ZM59 39H60V38H59ZM74 39H75V38H74ZM100 39H101V38H100ZM114 39H116V38H114ZM126 39H128V38H126ZM126 39H125V40H126ZM202 39H203V38H202ZM248 39H249V37H248ZM7 40H8V39H7ZM76 40H77V39H76ZM87 40H88V39H87ZM110 40H111V38H110ZM129 40H130V39H128V41H129ZM148 40H149V39H148ZM200 40H201V39H200ZM204 40H205V39H204ZM13 41H14V40H13ZM16 41H17V40H16ZM22 41H23V40H22ZM29 41H30V40H29ZM32 41H33V39H32ZM32 41H31V43H32ZM48 41H49V40H48ZM48 41H47V42H48ZM99 41H100V40H99ZM104 41H105V40H104ZM111 41H112V40H111ZM113 41H114V40H113ZM115 41H117V40H115ZM131 41H133V39H132ZM140 41H141V40H140ZM143 41H144V40H143ZM182 41H183V40H182ZM215 41H216V40H215ZM219 41H220V40H219ZM237 41H238V40H237ZM237 41H236V42H237ZM8 42H9V41H8ZM8 42H6V44H7ZM10 42L13 43L12 41H10ZM26 42H27V41H26ZM26 42L24 41V43H26ZM34 42H35V41H34ZM55 42H56V41H55ZM58 42H59V41H58ZM64 42H66L65 39H64ZM64 42H63V43H64ZM106 42H107V41H106ZM133 42H134V41H133ZM183 42H184V41H183ZM183 42H182V43H183ZM194 42H195V40H194ZM196 42H197V40H196ZM199 42H200V41H199ZM208 42H209V41H208ZM213 42H214V41H213ZM225 42H226V41H225ZM248 42H249V41H248ZM248 42H247V43H248ZM254 42H255V41H254ZM262 42H263V40H262ZM262 42H261V43H262ZM4 43H5V42H4ZM14 43H15V42H14ZM20 43H21V42H19V44H20ZM28 43H29V42H28ZM206 43H207V42H206ZM222 43H223V42H222ZM222 43H221V45H222ZM242 43H243V42L240 40V42H238L236 45L238 46V45H240V44H242ZM255 43H256V42H255ZM8 44H9V43H8ZM16 44H17V43H16ZM51 44H52V43H51ZM57 44H58V43H57ZM57 44H55V45H57ZM112 44H113V43H112ZM133 44H134V43H133ZM137 44H138V42H137ZM196 44H197V43H196ZM200 44H202V43H200ZM230 44H231V42H230ZM232 44H233V43H232ZM263 44H264V43H263ZM32 45H33V43H32ZM37 45H38V44H37ZM40 45H41V44H40ZM47 45H48V44H47ZM55 45H53V46H55ZM61 45H63V44H61ZM65 45H66V44H65ZM105 45H106V44H105ZM110 45H111V44H110ZM227 45H228V44H227ZM234 45H235V44H234ZM7 46H8V45H7ZM7 46H6V47H7ZM57 46H58V45H57ZM97 46H98V45H97ZM99 46H100V45H99ZM111 46H112V45H111ZM111 46H108V47H111ZM114 46H115V44H114ZM121 46L123 47V45H121ZM121 46H120V47H121ZM178 46H179V45H178ZM193 46H194V47H193ZM202 46H204V45H201V47H202ZM224 46H225V45H224ZM229 46H230V45H229ZM231 46H233V45H231ZM254 46H255V45H254ZM10 47H12V46H10ZM10 47H9V50H11ZM16 47H17V46H16ZM44 47H45V46H44ZM100 47H101V46H100ZM105 47H106V46H105ZM117 47H118V45H117ZM205 47H206V46H205ZM209 47H210V45H209ZM213 47H215V46H213ZM234 47H236V46H234ZM260 47H261V46H260ZM0 48H1V47H0ZM2 48H3V46H2ZM34 48H35V47H34ZM38 48H41V47H38ZM45 48H46V47H45ZM51 48H53V47L51 46ZM67 48H68V47H67ZM126 48H127V47H126ZM129 48H130V47H129ZM188 48H189V47H188ZM218 48H220V47H218ZM218 48H217V51H218V50L221 51V50H220L221 48H220V49H218ZM229 48H230V47H229ZM231 48H232V47H231ZM3 49H4V48H3ZM46 49H48V48H46ZM55 49H56V48H55ZM63 49H64V48H63ZM90 49H91V47H90ZM197 49H198V48H197ZM206 49H208V48L206 47ZM233 49H234V48H233ZM240 49H242V48H240ZM253 49H254V48H253ZM253 49H252V50H253ZM255 49H256V48H255ZM257 49H258V48H257ZM51 50H53V49H51ZM51 50H50V51H51ZM82 50H84V49H82ZM87 50H88V49H87ZM93 50H94V49H93ZM101 50H102V48H101ZM104 50H105V49H103V51H104ZM111 50H112V49H111ZM114 50H115V49H114ZM116 50H118V49H116ZM119 50H120V49H119ZM119 50H118V51H119ZM128 50H129V49H128ZM131 50H132V49H131ZM183 50H184V49H183ZM202 50H203V49H202ZM209 50H210V49H208V51H209ZM211 50H212V49H211ZM222 50H223V49H222ZM226 50H227V49H226ZM226 50H225V51L223 50V51L226 52ZM246 50H247V49H246ZM21 51H22V50H21ZM29 51H30V50H29ZM36 51H37V49H36ZM60 51H61V50H60ZM78 51H79V50H78ZM85 51H86V50H85ZM90 51H92V50H90ZM94 51H95V50H94ZM94 51H93V52H94ZM103 51H102V52H103ZM192 51H191V52H192ZM217 51H216V53H217ZM233 51H235V50H233ZM237 51H238V50H237ZM242 51H244V49H243ZM242 51H240V53H241ZM247 51H248V50H247ZM247 51H246V52H247ZM249 51H250V50H249ZM260 51H261V50H260ZM263 51H264V50H263ZM0 52H1V50H0ZM3 52H4V50H3ZM37 52H38V51H37ZM53 52H55V51H53ZM53 52H51V54H52ZM71 52H72V51H71ZM71 52H69V53H71ZM88 52H89V51H88ZM104 52H105V51H104ZM196 52H197V51H196ZM252 52H253V51H252ZM16 53H17V52H16ZM27 53H28V52H27ZM39 53H40V52H39ZM67 53H68V52H67ZM90 53H92V52H90ZM106 53H107V52H106ZM112 53H113V52H112ZM114 53H115V52H114ZM114 53H113V54H114ZM116 53H118V52H116ZM125 53H126V52H125ZM134 53H135V51H134ZM212 53H213V52H212ZM218 53H219V52H218ZM220 53H221V52H220ZM220 53H219V54H216V55H217L218 57H220ZM230 53H231V52H230ZM244 53H245V52H244ZM256 53H257V52H256ZM258 53H259V52H258ZM258 53H257V55H258ZM3 54H4V53H3ZM20 54H21V55H20L19 57H21L24 53L22 54V53L20 52ZM29 54H30V52L28 53V55H29ZM37 54H38V53H37ZM37 54H36V55H37ZM44 54H45V53H44ZM51 54L48 53V55H51ZM57 54H59V53L57 52ZM87 54H88V53H87ZM87 54H86V55H87ZM94 54H95V53H94ZM94 54H93V55H94ZM113 54H112V55H113ZM131 54H132V53H131ZM169 54H170V53H169ZM187 54H188V53H187ZM190 54H191V53H190ZM193 54H194V53H193ZM193 54H191V55L194 56ZM198 54H200V53H198ZM241 54H242V53H241ZM249 54H250V53H249ZM251 54H252V53H251ZM15 55H16V54H15ZM15 55H14V56H15ZM62 55H63V54H62ZM64 55H65V54H64ZM75 55H77V56H73V57L68 56V57H71V58L73 59V61H80V60H81V61H82V60L84 61V59L82 58V56H81L80 54H77V53H76ZM83 55H84V54H83ZM163 55H164V54H163ZM182 55H184V54H182ZM195 55H196V54H195ZM201 55H202V54H201ZM201 55H199V56H201ZM205 55H206V54H205ZM209 55H211V54H209ZM232 55H233V54H232ZM236 55H237V54H236ZM247 55H248V54H247ZM16 56H18V55H16ZM32 56H33V55H32ZM65 56H66V55H65ZM132 56H133V55H132ZM139 56H140V55H139ZM196 56H197V55H196ZM244 56H245V55H244ZM252 56H254V55H252ZM30 57H31V55H30ZM30 57H29V58H30ZM36 57H38V56H35V58H36ZM40 57H42V56H40ZM44 57H45V56H44ZM50 57H52V56H50ZM50 57H49V58H50ZM55 57H56V56H55ZM55 57L53 56V58H55ZM60 57H61V56H60ZM62 57H63V56H62ZM68 57H67V58H68ZM88 57H89V56H88ZM105 57H106V56H105ZM110 57H111V56H110ZM115 57H116V56H115ZM119 57H120V56H119ZM125 57H127V56H125ZM130 57H131V55H130ZM154 57H155V56H154ZM159 57H160V56H159ZM165 57H166V56H165ZM165 57H164V58H165ZM202 57H203V56H202ZM202 57H201V58H202ZM205 57H206V56H205ZM207 57H209V56H207ZM223 57H225V56H223ZM223 57H222V58H223ZM42 58H43V57H42ZM84 58H87V57H84ZM101 58H102V57H101ZM106 58H109V57H106ZM155 58H156V57H155ZM197 58H198V57H197ZM199 58H200V57H199ZM201 58H200V59H201ZM203 58H204V57H203ZM203 58H202V59H203ZM17 59H18V58H17ZM32 59H33V58H32ZM37 59H39V57H38ZM43 59H44V58H43ZM45 59H46V58H45ZM62 59H63V58H62ZM87 59H88V58H87ZM98 59H99V58H98ZM111 59H112V58H111ZM113 59H114V58H113ZM133 59H134V58H133ZM138 59H139V58H138ZM143 59H144V58H143ZM149 59H150V58H149ZM161 59H162V58H161ZM172 59H173V58H172ZM204 59H206V58H204ZM216 59H217V57H216ZM226 59H227V58H226ZM27 60H29V59L27 58ZM35 60H36V59H35ZM68 60H69V59H68ZM70 60H71V59H70ZM119 60H120V59H119ZM128 60H129V59H128ZM131 60H132V59H130V62H131ZM140 60H141V58H140ZM168 60H169V59H168ZM206 60H208V58H207ZM206 60H205V61H206ZM210 60H211V59H210ZM210 60H209V61H210ZM232 60H233V59H232ZM236 60H237V59H236ZM252 60H253V59H252ZM252 60H251V61H252ZM256 60H257V59H256ZM11 61H12V60H11ZM40 61H41V60H40ZM50 61H51V60H50ZM63 61H64V59H63ZM65 61H66V60H65ZM65 61H64V62H65ZM85 61H86V59H85ZM98 61H99V60H98ZM103 61H104V59H103ZM116 61H117V60H116ZM124 61H126V60L124 59ZM124 61H123V62H124ZM145 61H146V60H145ZM153 61H154V60H153ZM161 61H162V60H161ZM202 61H203V60H202ZM226 61H227V60H226ZM228 61H229V60H228ZM242 61H243V60H242ZM245 61H247V60H244L243 63H244ZM248 61H249V60H248ZM248 61H247V62H248ZM1 62H2V61H1ZM12 62H13V61H12ZM34 62H35V61H34ZM34 62H33V63H34ZM37 62H38V61H37ZM41 62H42V61H41ZM45 62H46V61H45ZM86 62H87V61H86ZM99 62H100V61H99ZM118 62H119V61H118ZM138 62H139V61H138ZM167 62H168V61H167ZM216 62H217V61H216ZM224 62H225V61H224ZM2 63H3V62H2ZM14 63H15V62H14ZM16 63H17V61H16ZM25 63H26V62H25ZM28 63H29V62H28ZM60 63H61V62H60ZM60 63H59L58 65H60ZM103 63H105V62H103ZM170 63H172V62H170ZM219 63H220V62H219ZM230 63H231V62H229L228 64H230ZM234 63H235V62H234ZM239 63H240V62H239ZM255 63H256V62H255ZM3 64H5V63H3ZM8 64H9V63H8ZM10 64H11V63H10ZM19 64H20V63H19ZM21 64H22V63H21ZM36 64H37V63H36ZM36 64H35V65H36ZM100 64H101V63H100ZM100 64H99L98 67H100ZM111 64H113L112 61H111ZM133 64H134V63L132 62L131 65H133ZM139 64L141 65L140 62H139ZM151 64H152V63H151ZM151 64H149V65H151ZM174 64H175V62H174ZM236 64H237V63H236ZM245 64H246V63H245ZM245 64H244V65H245ZM261 64H264V63H261ZM30 65H31V64H30ZM38 65H40V64H38ZM54 65H55V64H54ZM61 65H63V64H61ZM61 65H60V66H61ZM75 65H76V67H77V64H75ZM102 65H103V64H102ZM113 65H114V64H113ZM113 65H112V67H113ZM117 65H118V64H117ZM120 65H122V64H120ZM158 65H159V63H158ZM170 65H171V64H170ZM170 65H168V67H170ZM172 65H173V63H172ZM176 65H177V64H176ZM4 66H5V65H4ZM14 66H15V65H14ZM22 66H23V65H22ZM25 66H26V65H25ZM28 66H29V65H28ZM51 66H52V64H51ZM69 66H71V65H68V67H69ZM72 66H73V68H74V65H72ZM79 66H80V65H79ZM83 66H84V65H83ZM83 66H82V68H83ZM86 66H87V65H86ZM123 66H124V65H123ZM136 66H137V65H136ZM147 66H148V65H147ZM159 66H163V64H162V65H159ZM166 66H167V65H166ZM177 66H178V65H177ZM188 66H189V65H188ZM219 66H220V65H219ZM251 66H252V65H251ZM260 66H261V65H260ZM10 67H12V64H11ZM40 67H41V66H40ZM53 67H54V66H53ZM80 67H81V66H80ZM121 67H122V66H121ZM121 67H120V68H121ZM156 67H157V65H156ZM190 67H191V66H190ZM31 68H32V67H31ZM41 68H42V67H41ZM49 68H51V67H49ZM49 68H48V69H49ZM87 68H88V66H87ZM102 68H103V67H102ZM104 68H106V67H104ZM110 68H111V67H110ZM118 68H119V67H118ZM125 68H126V67H125ZM144 68H147V67L144 66ZM153 68H155V67H153ZM162 68H163V67H162ZM180 68H181V67H180ZM219 68H220V67H219ZM222 68H223V67H222ZM255 68H257V66H256ZM6 69H7V68H6ZM17 69H18V68H17ZM19 69H20V67H19ZM21 69H22V68H21ZM45 69H46V68H45ZM55 69H56V71H59V70H60V69L57 68V67H56ZM57 69H59V70H57ZM67 69H68V68H67ZM69 69H70V68H69ZM74 69H78V68H74ZM74 69H73V70H74ZM84 69H85V68H84ZM147 69H149V67H148ZM159 69H160V68H159ZM159 69H158V71H159ZM168 69H170V68H168ZM168 69H167V71H168ZM193 69H194V68H193ZM251 69H252V68H251ZM261 69H262V67H261ZM2 70H3V68H2ZM2 70H0V71H2ZM9 70H10V69H9ZM14 70H15V69H14ZM25 70H26V69H25ZM31 70H32V69H31ZM33 70H34V69H33ZM35 70H36V69H35ZM70 70H71V69H70ZM78 70H79V69H78ZM82 70H83V69H82ZM123 70H124V69H123ZM123 70H122V71H123ZM144 70H145V69H142V68H141V70L138 71V72L141 74V72H144ZM164 70H166V69L164 68ZM224 70H225V69H224ZM227 70H228V69H227ZM233 70H234V69H233ZM236 70H237V69H236ZM240 70H241V68H240ZM246 70H247V69H246ZM257 70H258V69H257ZM259 70H260V69H259ZM259 70H258V71H259ZM12 71H13V69H12ZM28 71H29V70H28ZM28 71H27V72H28ZM37 71H38V70H37ZM48 71H49V70H48ZM74 71H75V70H74ZM110 71H113V70L110 69ZM110 71H109V72H110ZM126 71H127V70H126ZM151 71H152V70H151ZM162 71H163V70H162ZM218 71H219V70H218ZM249 71H250V69H249ZM253 71H255V70L253 69ZM261 71H264V70L262 69V70H260V72H261ZM21 72H22V71H21ZM31 72H32V71H31ZM33 72H34V71H33ZM45 72H46V71H45ZM45 72H44V73H45ZM72 72H73V71H72ZM75 72H76V71H75ZM85 72H86V71H85ZM88 72H91V71H88ZM104 72H105V71H104ZM113 72L116 73V71H113ZM120 72H121V71H120ZM127 72H131V70H129V71H127ZM154 72H155V71H153V73H154ZM233 72H234V71H233ZM241 72H242V71H241ZM245 72H246V71H245ZM250 72H251V71H250ZM0 73H1V72H0ZM38 73H39V71H38ZM50 73H51V72H50ZM50 73H49V74H50ZM57 73H58V72H57ZM57 73H56V74H57ZM73 73H74V72H73ZM78 73H79V72H78ZM81 73H83V72L81 71L80 74H81ZM91 73H92V72H91ZM97 73H98V71H97ZM139 73H137V74H139ZM145 73H147V71H146ZM145 73H144V74H145ZM156 73H157V72H156ZM162 73H164V71H163ZM165 73H166V71H165ZM257 73H258V72H257ZM261 73H262V72H261ZM29 74H30V72H29ZM69 74H70V72H69ZM89 74H90V73H89ZM111 74H113V73H111ZM116 74H120V73H116ZM134 74H136V73H134ZM134 74H133V75H134ZM137 74H136V75H137ZM229 74H230V73H229ZM2 75H3V73H2ZM17 75H18V74H16L15 76H17ZM20 75H21V74H20ZM25 75H27V74H25ZM34 75H35V72H34ZM34 75H33V76H34ZM51 75H52V74H51ZM70 75H71V74H70ZM70 75H69V76H70ZM107 75H108V74H107ZM114 75H115V74H114ZM233 75H235V74H233ZM237 75H238V74H237ZM250 75H252V74H250ZM33 76H32V77H33ZM48 76H49V75H48ZM54 76H56V75H54ZM71 76H72V75H71ZM71 76H70V77H71ZM94 76H95V75H94ZM111 76H113V75H111ZM117 76H118V75H117ZM121 76H122V75H121ZM123 76H126V75H123ZM130 76H131V75H130ZM147 76H148V75H147ZM252 76H253V75H252ZM252 76H251V77H252ZM19 77H20V76H19ZM34 77H35V76H34ZM44 77H45V76H44ZM46 77H47V75H46ZM127 77H128V76H126V78H127ZM132 77H133V76H132ZM154 77H155V76H154ZM162 77H163V75H162ZM0 78H1V75H0ZM16 78H17V77H16ZM48 78H49V77H48ZM50 78H51V76H50ZM52 78H53V80H54V77H52ZM56 78H57V77H56ZM67 78H68V76H67ZM103 78H104V75H103ZM108 78H109V77H108ZM117 78H118V77H117ZM119 78H120V77H119ZM136 78H137V76H136ZM157 78H158V77H157ZM248 78H249V82L252 81V80L250 79V76H249ZM256 78H257V77H256ZM256 78H255V79H256ZM14 79H15V77L13 78V80H14ZM22 79H24V78H22ZM31 79H32V78H31ZM39 79H40V78H39ZM45 79H46V78H45ZM68 79H69V78H68ZM87 79H88V78H87ZM115 79H116V78H115ZM115 79H114V80H115ZM123 79H124V78H123ZM127 79H131V78H127ZM147 79H148V78H147ZM150 79H151V76H150ZM155 79H156V78H155ZM155 79H154V80H155ZM162 79H163V78H162ZM180 79H181V77H180ZM182 79H183V78H182ZM255 79H253V81H254V82H255V81L257 82V80H255ZM258 79H259V78H258ZM260 79H261V78H260ZM16 80H17V79H16ZM18 80H19V78H18ZM36 80H37V79H36ZM53 80H50V81L53 82ZM71 80H72V79H71ZM71 80H70V81H71ZM99 80H100V79H99ZM109 80H110V78L108 79V81H109ZM118 80H119V79H118ZM120 80H121V79H120ZM140 80H141V79H140ZM157 80H159V79H156V81H157ZM173 80H174V79H173ZM242 80H243V77H242ZM245 80H246V78H245ZM245 80H244V81H245ZM11 81H12V80H11ZM20 81H21V80H20ZM22 81H23V80H22ZM31 81H32V80H31ZM81 81H82V80H81ZM83 81H84V80H83ZM89 81H90V80H89ZM95 81H96V80H95ZM111 81H112V80H111ZM124 81H125V80H124ZM126 81H127V80H126ZM135 81H136V79H135ZM161 81H162V80H161ZM199 81H200V80H199ZM246 81H248V80H246ZM253 81H252V82H253ZM14 82H15V81H14ZM36 82L38 83V81H36ZM36 82H35V83H36ZM40 82H41V81H40ZM52 82H51V83H52ZM78 82H79V81H78ZM87 82H88V81H87ZM93 82H94V81H93ZM106 82H107V81H106ZM120 82H121V81H120ZM120 82H119L118 84H121ZM122 82H123V81H122ZM127 82H128V81H127ZM132 82H133V81H132ZM143 82H144V81H143ZM159 82H160V80H159ZM174 82H175V81H174ZM186 82H187V81H186ZM191 82H192V81H191ZM204 82H207V81H204ZM261 82H262V81H261ZM261 82H260V83H261ZM8 83H9V82H8ZM49 83H50V82H49ZM61 83H63V82H61ZM67 83H69V80L67 81ZM91 83H92V82H91ZM91 83H89V84L91 85ZM97 83H98V82H97ZM111 83H112V82H111ZM133 83H134V82H133ZM138 83H139V82H138ZM157 83H158V82H157ZM194 83H195V82H194ZM197 83H198V82H197ZM197 83H196V84H197ZM258 83H259V82L255 83V85L258 84ZM3 84H4V83H3ZM23 84H24V82H23ZM42 84H43V83H42ZM77 84H78V83H77ZM92 84H95V83H92ZM104 84H105V83H104ZM126 84H127V83H125V85H126ZM135 84H136V82H135ZM140 84H141V83H140ZM143 84H144V83H143ZM151 84H152V83H151ZM154 84H155V83H154ZM162 84H163V83H162ZM180 84H181V83H180ZM206 84H207V83H206ZM244 84H246V83H244ZM250 84H251V83H250ZM0 85H1V84H0ZM18 85H19V84H18ZM34 85H35V84H34ZM62 85H63V84H62ZM79 85H80V84H79ZM85 85H86V84H85ZM87 85H88V84H87ZM101 85H102V84H101ZM136 85H137V84H136ZM149 85H150V82H149ZM149 85H148V86H149ZM186 85H187V84H185V86H186ZM189 85H190V84H189ZM247 85L250 86L249 84H247ZM262 85H263V87H264L263 82H262ZM262 85H260V86H262ZM4 86H5V85H4ZM9 86H10V85H9ZM22 86H23V85H22ZM40 86H41V85H40ZM52 86H53V85H52ZM88 86H89V85H88ZM97 86H98V85H97ZM97 86H96V87H97ZM104 86H106V88H107V85H104ZM112 86H113V85H112ZM120 86H122V85H120ZM130 86H133V85H130ZM148 86H147V87H148ZM151 86L153 87V84H152ZM178 86L180 87L181 85H178ZM178 86H177V87H178ZM183 86H184V85H183ZM197 86H200V84L197 85ZM204 86H205V85H204ZM207 86H208V84H207ZM217 86H218V85H217ZM248 86H247V87H248ZM252 86H254V85H252ZM257 86H258V85H257ZM257 86H255V88H256ZM6 87H7V86H6ZM68 87H69V86H68ZM73 87H74V86H73ZM92 87H93V86H92ZM96 87H95V88H96ZM102 87H103V86H102ZM115 87H116V86H115ZM127 87H129V86H127ZM140 87H141V86H140ZM142 87H143V86H142ZM142 87H141V88H142ZM144 87H145V89H146V86H144ZM157 87H158V86H157ZM171 87H173V86H171ZM189 87H190V86H188V88H189ZM193 87H194V89H195V85L192 86L191 88H193ZM209 87H210V86H209ZM209 87H208V88H209ZM263 87H262V88H263ZM14 88H15V87H14ZM23 88H24V86H23ZM42 88H44V87L42 86ZM52 88H53V87H52ZM65 88H66V87H65ZM108 88H109V87H108ZM108 88H107V90H109ZM118 88H119V87H118ZM132 88H133V87H132ZM167 88H170V87H167ZM173 88H174V87H173ZM173 88H172V90H174ZM175 88H176V87H175ZM184 88H185V87H184ZM184 88H182V89H184ZM196 88H197V87H196ZM204 88L206 89V87H204ZM255 88L253 89V87H252L253 90H255ZM257 88H258V87H257ZM257 88H256V89H257ZM9 89H10V88H9ZM20 89H21V87H20ZM26 89H27V88H26ZM32 89H33V88H32ZM38 89H39V88H38ZM47 89H48V86H47ZM50 89H51V88H50ZM54 89H55V88H54ZM76 89H77V88H76ZM82 89H83V88H82ZM84 89H85V88H84ZM112 89H114V88L112 87ZM143 89H144V88H143ZM182 89H181V90H182ZM185 89H186V88H185ZM185 89H184V90H185ZM210 89H211V88H210ZM259 89H260V88H259ZM263 89H264V88H263ZM22 90H23V89H22ZM62 90H63V89H62ZM93 90H94V88H93ZM101 90H102V88H101ZM136 90H137V89H136ZM168 90H169L168 92H170L171 89H168ZM181 90H180V91H181ZM188 90H189V89H188ZM196 90H197V89H196ZM222 90H223V89H222ZM245 90H246V89H245ZM249 90H250V89H249ZM4 91H5V90H4ZM6 91H7V90H6ZM10 91H11V90H10ZM26 91H28V90H26ZM29 91H33V90L30 89ZM57 91H58V90H57ZM64 91H65V90H64ZM71 91H72V90H71ZM109 91H110V90H109ZM120 91H121V90H120ZM166 91H167V90H166ZM174 91H175V90H174ZM176 91H177V89H176ZM223 91H225V90H223ZM223 91H222V92H223ZM229 91H230V90L228 89V92H229ZM255 91H257V90H255ZM261 91H262V90H261ZM11 92H12V91H11ZM33 92H35V91H33ZM67 92H68V91H67ZM80 92H81V91H80ZM86 92H87V91H86ZM86 92H85V93H86ZM99 92H101V91H99ZM110 92H111V91H110ZM112 92H113V91H112ZM112 92H111V93H112ZM114 92H115V91H114ZM152 92H153V91H152ZM164 92H165V91H164ZM181 92H182V91H181ZM191 92H192V91H191ZM218 92H221V91H218ZM222 92H221V93H222ZM246 92H248V91H246ZM249 92H250V91H249ZM251 92H254V91L251 90ZM257 92H259V91H257ZM59 93H61V92H59ZM68 93H69V92H68ZM92 93H93V92H92ZM102 93H103V92H102ZM115 93L118 94V92H115ZM120 93H121V92H120ZM134 93H135V92H134ZM161 93H162V95H166V94H163V92H161ZM177 93H178V92H177ZM179 93H180V92H179ZM182 93H183V92H182ZM184 93H185V92H184ZM187 93H188V92H187ZM193 93H194V92H193ZM193 93H191V94H193ZM223 93H224V92H223ZM223 93H222V94H223ZM225 93H226V92H225ZM254 93H255V92H254ZM1 94H2V93H1ZM9 94H10V93H9ZM18 94H19V93H18ZM20 94H22V93H20ZM20 94H19V95H20ZM40 94H41V93H40ZM40 94H39V95H40ZM62 94H63V93H62ZM69 94H70V93H69ZM90 94H91V93H90ZM121 94H122V93H121ZM142 94H143V93H142ZM147 94H148V93H147ZM154 94H155V93H154ZM171 94H172V93H171ZM171 94H170V95H171ZM173 94L175 95L176 92H175V93L173 92ZM173 94H172V95H173ZM218 94H219V93H218ZM236 94H237V93H235V95H236ZM249 94H250V93H249ZM259 94H260V93H258L257 95L259 96ZM262 94H263V93H262ZM6 95H8V93H7ZM6 95H5V96H6ZM33 95H36V96H37V94H33ZM41 95H42V94H41ZM41 95H40V96H41ZM71 95H72V94H71ZM82 95H83V94H82ZM100 95H101V94H100ZM102 95H103V94H102ZM118 95H119V94H118ZM159 95H160V94H159ZM167 95H168V94H167ZM167 95H166V96H167ZM172 95H171V96H172ZM176 95H178V94H176ZM181 95H182V94H181ZM186 95H188L187 97L191 96V95H189V94H186ZM201 95H202V94H201ZM207 95H208V94H207ZM228 95H229V94H228ZM235 95H234V96H235ZM240 95H241V94H240ZM253 95L255 96L256 94H253ZM21 96H22V95H21ZM21 96H20V97H21ZM28 96H29V95H28ZM28 96H27V97H28ZM30 96H31V95H30ZM40 96H39V97H40ZM44 96H45V95H44ZM75 96H76V94H75ZM87 96H88V95H87ZM131 96H132V95H131ZM134 96H135V95H134ZM134 96H133V97H134ZM146 96H147V95H146ZM178 96H179V95H178ZM223 96H224V94H223ZM229 96L231 97V94H230ZM232 96H233V95H232ZM251 96H252V95H251ZM258 96H256V97H258ZM262 96H263V95H262ZM22 97H23V96H22ZM33 97H35V96H33ZM37 97H38V96H37ZM53 97H54V96H53ZM57 97H58V96H57ZM76 97H77V96H76ZM89 97H90V96H89ZM91 97H92V96H91ZM97 97H99V96H97ZM101 97H103V96H100V98H101ZM114 97L116 98V96H114ZM144 97H145V96H144ZM168 97H169V96H168ZM168 97H165V96H164V97H159V96L157 97V96H156V98H155L154 100L152 99L154 102H156V104H152L153 102H152V103L150 102V103H151L152 106H154V105H158L157 107H159V106L164 107L165 105H167V104L169 103V101H168ZM201 97H202V96H201ZM235 97H236V96H235ZM256 97H255V99H256ZM14 98H15V97H14ZM25 98H26V97H25ZM29 98H30V97H29ZM40 98H41V97H40ZM40 98H39V99H40ZM42 98H43V97H42ZM50 98H51V97H50ZM58 98H61V97H58ZM82 98H83V97H82ZM105 98H106V97H105ZM117 98H118V97H117ZM141 98H142V97H141ZM170 98H171V97H170ZM190 98H191V97H190ZM206 98H207V97H206V94H205V95L203 96V99H206ZM227 98H228V97H227ZM253 98H254V97H253ZM259 98H260V97H259ZM261 98H262V97H261ZM32 99L35 100V98H32ZM37 99H38V98H37ZM39 99H38V100H39ZM48 99H49V98H48ZM65 99H66V98H65ZM65 99H64V100H65ZM70 99H71V98H70ZM75 99H76V98H75ZM79 99H81V98H79ZM92 99H93V98H92ZM95 99H97V98H95ZM110 99H111V98H110ZM129 99H131V97H130ZM139 99H140V98H139ZM139 99H138V100H139ZM199 99H200V98H199ZM223 99H224V98H223ZM228 99H230V98H228ZM3 100H4V99H3ZM3 100L1 99V101H3ZM9 100H11V99H9ZM23 100H24V99H23ZM27 100H28V98H27ZM38 100H37V102H38ZM62 100H63V99H61V101H62ZM81 100H82V99H81ZM117 100H118V99H117ZM117 100H115V101L117 102ZM136 100H137V99H136ZM176 100H177V99H176ZM211 100H213V99H211ZM215 100L217 101V98H215ZM215 100H213V102H215ZM220 100H221V99H220ZM263 100H264V98H263ZM4 101H5V100H4ZM68 101H69V100H68ZM77 101H78V100H77ZM91 101H92V100H91ZM94 101H95V100H94ZM134 101H135V100H134ZM134 101H133V102H134ZM177 101H178V100H177ZM218 101H219V100H218ZM218 101H217V102H218ZM223 101H224V100H223ZM225 101H226V99H225ZM233 101H234V100H233ZM10 102H11V101H9L8 103H10ZM14 102H15V101H14ZM37 102H36V103H37ZM44 102H45V101H44ZM50 102H51V101H50ZM62 102H63L64 104H63V105H60V106H64V105L66 104V101H62ZM71 102H72V101H71ZM98 102L101 103V101H99V98H98ZM109 102H110V101H109ZM125 102H126V101H125ZM136 102H137V101H136ZM139 102H140V101H139ZM144 102H145V101H144ZM198 102H200V101H198ZM203 102H204V101H203ZM209 102H211V101L209 100ZM209 102H208V103H209ZM213 102H212V103H213ZM230 102H232V100H231ZM230 102H229V103H230ZM3 103H4V102H3ZM5 103H6V102H5ZM15 103H17V101H16ZM21 103H22V102H21ZM36 103L34 102V104H36ZM46 103H47V102H46ZM52 103H53V102H52ZM72 103H74V102H72ZM75 103H76V102H75ZM75 103H74V105H75ZM77 103H79V102H77ZM91 103H92V102H91ZM110 103H111V102H110ZM114 103H115V102H114ZM114 103H113V104H114ZM142 103H143V102H142ZM147 103H148V101H147ZM147 103H146V104H147ZM175 103H176V102H175ZM225 103H226V102H225ZM229 103H228V105H229ZM13 104H14V103H13ZM29 104H30V103H29ZM29 104H28V105H29ZM34 104H32V105L34 106ZM48 104H49V103H48ZM53 104H54V103H53ZM56 104H57V102H56ZM56 104H55V105H56ZM60 104H61V103H60ZM68 104H69V103H68ZM84 104H85V102H84ZM127 104H128V103H127ZM127 104H126V105H127ZM130 104H131V102H130ZM173 104H174V103H173ZM177 104H178V103H177ZM197 104H198V103H197ZM206 104H207V103H206ZM213 104L215 105V103H213ZM213 104H209V105H213ZM234 104H235V103H234ZM3 105H4V104H3ZM15 105H16V104H15ZM15 105H14V107H15ZM20 105H21V104H20ZM28 105H27V106H28ZM42 105H43V104H42ZM42 105H41V106H42ZM46 105H47V104H46ZM51 105H52V104H51ZM58 105H59V104H58ZM82 105H83V104H81V105L79 104V106H81V107H82ZM86 105H87V104H86ZM104 105H105V104H104ZM143 105L145 106V104H141V103H139V104H136V107L138 108L139 106H143ZM151 105H150V106H151ZM170 105H171V104H170ZM192 105H193V104H192ZM200 105H201V103H200ZM218 105H220V104L218 103ZM230 105H231V104H230ZM237 105H238V103H237ZM240 105H241V104H240ZM8 106H9V105H8ZM10 106H11V105H10ZM18 106H19V105H18ZM21 106L23 107V104H22ZM41 106H40V107H41ZM69 106H70V105H69ZM91 106H92V105H91ZM96 106H97V105H96ZM96 106H95V107H96ZM105 106H106V105H105ZM127 106H128V105H127ZM131 106L134 107L135 104H132ZM144 106H143V107H144ZM152 106H151V107H152ZM231 106H232V105H231ZM238 106H239V105H238ZM24 107H25V106H24ZM35 107H36V106H35ZM45 107H46V106H45ZM65 107H66V106H65ZM146 107H147V106H146ZM166 107H168V106H166ZM166 107H164V108L166 109ZM193 107H195V106H193ZM200 107H201V106H200ZM211 107H212V106H211ZM216 107H217V106H216ZM228 107H229V106H228ZM232 107H234V105H233ZM243 107H244V106H243ZM6 108H7V107H6ZM15 108H16V107H15ZM15 108H13V110H14ZM25 108H26V107H25ZM28 108L30 109V107H28ZM28 108H27V109H28ZM37 108H38V107H37ZM54 108H55V107H54ZM59 108H60V107H59ZM69 108H70V107H69ZM73 108H74V107H73ZM89 108H90V106H89ZM129 108H130V106H129ZM129 108H128V109H129ZM131 108H132V107H131ZM153 108H154V107H153ZM164 108H163V109H160V108H159V109L161 110L160 112H162V110L164 111ZM171 108H172V107H171ZM208 108H209V107H208ZM235 108H237V107H236V104H235ZM238 108H239V107H238ZM240 108H241V107H240ZM245 108H246V107H245ZM248 108H251V107H248ZM259 108H260V107H259ZM261 108H264V107H261ZM1 109H4V108H1ZM8 109H9V108H8ZM21 109H22V108H21ZM87 109H88V106H87ZM104 109H105V108H104ZM104 109H102L101 111H103ZM106 109H107V108H106ZM132 109H133V108H132ZM132 109H131V110H132ZM154 109H155V108H154ZM191 109L193 110V108H191ZM197 109H198V108L196 107V110H197ZM202 109H203V108H202ZM209 109H210V108H209ZM209 109H208V110H209ZM211 109H212V108H211ZM220 109H221V108H220ZM227 109H228V108H227ZM252 109H253V108H252ZM252 109H251V110H252ZM5 110H7V109H5ZM11 110H12V109H11ZM15 110H16V109H15ZM24 110H26V109H24ZM38 110H39V109H38ZM47 110H48V108H47ZM56 110H57V109H56ZM71 110H73V109H71ZM83 110H85V109L83 108ZM107 110H108V109H107ZM140 110H141V109H140ZM157 110H158V109H157ZM166 110L168 111L169 109H166ZM176 110H177V109H176ZM213 110H214V109H213ZM229 110H230V109H229ZM232 110H233V108H232ZM235 110H236V109H235ZM238 110H239V109H238ZM238 110H237V111H238ZM240 110H242V109H240ZM245 110H246V109H245ZM245 110H244V111H245ZM254 110H257V109H253L252 111H254ZM259 110H260V109H259ZM0 111H1V110H0ZM41 111H42V110H41ZM48 111H49V110H48ZM51 111H53V110H51ZM57 111H58V110H57ZM75 111H76V110H75ZM85 111H86V110H85ZM105 111H106V110H105ZM136 111H137V109H136ZM144 111H145V110H144ZM155 111H156V109H155ZM158 111H159V110H158ZM187 111H188V110H187ZM189 111H190V110H189ZM199 111H201V110H199ZM204 111H205V110H204ZM220 111H221V110H220ZM247 111H248V110H247ZM247 111H246V112H247ZM261 111H262V110H261ZM13 112H14V111H13ZM16 112H17V111H16ZM16 112H15V113H16ZM18 112L22 114V111L20 112V110H18ZM36 112H37V111H36ZM45 112H46V111H45ZM59 112H60V111H59ZM73 112H74V111H73ZM77 112H78V111H76V113H77ZM103 112H104V111H103ZM122 112H123V111H122ZM156 112H157V111H156ZM171 112H172V111H171ZM171 112H170V114H171ZM191 112H192V111H191ZM196 112L198 113V111H196ZM207 112H209V111H207ZM213 112H214V111H213ZM215 112H216V111H215ZM233 112H234V111H233ZM233 112H232V113L229 112V113H231V115H232ZM250 112H251V111H250ZM7 113H8V112H7ZM27 113H28V112H27ZM46 113H47V112H46ZM62 113H63V111H62ZM62 113H61V114H62ZM204 113H205V112H204ZM211 113H212V112H210V114H211ZM221 113H222V112H221ZM221 113H220V114H221ZM224 113H226V112H224ZM254 113H255V112H254ZM260 113H261V112H260ZM23 114H24V113H23ZM23 114H22V115H23ZM79 114H80V113H79ZM136 114H137V113H136ZM142 114H143V113H142ZM144 114H145V113H144ZM163 114H164V113H163ZM170 114H169V115H170ZM174 114H175V113H174ZM202 114H203V113H202ZM207 114H208V113H207ZM213 114H215V113H213ZM235 114H236V113H234V115H235ZM240 114H242V113H240ZM245 114H246V113H245ZM248 114H249V113H248ZM257 114H259V112H258ZM257 114H256V117H257ZM49 115H50V114H49ZM52 115L54 116V114H52ZM56 115L59 116L57 113H56ZM64 115H66V114H64ZM64 115H63V116H64ZM70 115H72V114H70ZM80 115H81V114H80ZM116 115H117V114H116ZM137 115H139V114H137ZM145 115H146V114H145ZM171 115H173V113H172ZM177 115H179V114H177ZM187 115H188V114H187ZM187 115H186V116H187ZM217 115H218V114H217ZM236 115H237V114H236ZM252 115H253V114H252ZM1 116H4V115H1ZM8 116H9V115H7V117H8ZM11 116H12V115H11ZM47 116H48V115H47ZM63 116H62V117H63ZM81 116H82V115H81ZM101 116H103V114H102ZM111 116H112V115H111ZM167 116H168V113H167ZM188 116H189V115H188ZM221 116H222V115H221ZM225 116H226V115H225ZM229 116H230V114H229ZM261 116H262V115H261ZM36 117L38 118L37 115H36ZM42 117H43V116H42ZM44 117H45V116H44ZM44 117H43V118H44ZM50 117H51V116H50ZM54 117H55V116H54ZM62 117H61V118H62ZM64 117H65V116H64ZM77 117H78V116H77ZM77 117H76V118H77ZM83 117H85V116H83ZM83 117H82V118H83ZM96 117H97V116H96ZM115 117H116V116H115ZM120 117H122V116H120ZM120 117H119V118H120ZM136 117H137V116H134V115H132V114H130V113H127V114L122 118V121L125 122V123L127 124V122L132 121V120L135 119ZM139 117H141V116H138V118H139ZM223 117H224V116H223ZM226 117H227V116H226ZM259 117H260V115H259ZM5 118H6V116H5ZM8 118H9V117H8ZM13 118H14V117H13ZM17 118H18V117H17ZM21 118H22V117H21ZM21 118H19V119H21ZM37 118H36V119H37ZM52 118H53V117H52ZM61 118H60V119H61ZM108 118H109V117H108ZM112 118H113V117H112ZM145 118H146V117H145ZM150 118H151V116H150ZM192 118H193V117H192ZM209 118H210V117H209ZM218 118H219V117H218ZM218 118H217V119H218ZM233 118H235V117H233ZM254 118H255V117H254ZM11 119H12V118H10V120H11ZM22 119H23V118H22ZM80 119H81V118H80ZM143 119H144V118H143ZM146 119H147V118H146ZM180 119H181V118H180ZM183 119H184V118H183ZM185 119H188V117H186ZM249 119H253V118H249ZM256 119H257V118H256ZM263 119H264V118H263ZM14 120H17V119H14ZM23 120H24V119H23ZM40 120H41V118H40ZM70 120H71V119H70ZM74 120H76V119H74ZM92 120H94V119H92ZM100 120H101V119H100ZM102 120H103V119H102ZM104 120H105V119H104ZM108 120H109V119H108ZM116 120H117V119H116ZM120 120H121V119H120ZM173 120H174V119H173ZM190 120H191V119H190ZM218 120H219V119H218ZM223 120H224V119H223ZM226 120H227V119H226ZM236 120H237V119H236ZM260 120H262V119H260ZM2 121H3V120H2ZM6 121H7V120H6ZM20 121H21V120H20ZM20 121H19V122H20ZM35 121H36V120H35ZM45 121H46V120H45ZM45 121H44V120H41V122L36 123V125H35V124H34V125H35V127H43V128L45 127L46 129L53 131V130L55 129V127L50 126V123H47L48 121L45 123ZM55 121H56V120H54V122H55ZM71 121H72V120H71ZM95 121H96V120H95ZM122 121H121V122H122ZM136 121H137L136 123H138V120H136ZM182 121H184V120H182ZM191 121H192V120H191ZM207 121H208V120H207ZM248 121H249V120H248ZM248 121L246 120V122H248ZM12 122H13V120H12ZM22 122H23V121H22ZM49 122H50V121H49ZM67 122H68V121H67ZM72 122H73V121H72ZM80 122H81V121H79V123H80ZM96 122H97V121H96ZM100 122H101V121H100ZM100 122H99V124H100ZM106 122H107V121H106ZM188 122H189V121H188ZM192 122H193V121H192ZM209 122H210V120H209ZM216 122H217V120H216ZM222 122H223V121H222ZM242 122H243V120H242ZM244 122H245V119H244ZM259 122H260V121H259ZM262 122H263V121H262ZM1 123H2V122H1ZM4 123H5V121H4ZM4 123H2L1 125H3ZM9 123H10V122H9ZM51 123H53V121H52ZM55 123H58V122H55ZM60 123H61V122H60ZM68 123H70V122H68ZM184 123L186 124V122H182L181 124L184 125ZM190 123H191V122H190ZM210 123H211V122H210ZM234 123H235V121H234ZM257 123H258V120H257ZM257 123H256V124H257ZM5 124H6V123H5ZM25 124H26V123H25ZM25 124H24V125H25ZM111 124H112V123H111ZM122 124H123V123H122ZM133 124H135V123H133ZM188 124H189V123H188ZM192 124H193V123H192ZM215 124H217V123H215ZM225 124H226V122H225ZM236 124H237V123H236ZM242 124H246V123H242ZM248 124H249V123H248ZM254 124H255V123H254ZM254 124H253V125L251 124L252 127L254 126ZM258 124H259V123H258ZM8 125H9V124H8ZM8 125H7V126H8ZM10 125H11V124H10ZM17 125H18V124H17ZM26 125H27V124H26ZM31 125H32V124H31ZM97 125H98V124H97ZM104 125H105V124H104ZM114 125H115V124H114ZM119 125H120V124H119ZM123 125H124V124H123ZM127 125H128V124H127ZM170 125H171V124H170ZM206 125H210V124H206ZM219 125H220V124H219ZM58 126H59V125H58ZM60 126H61V125H60ZM64 126H65V124L62 125V127H64ZM102 126H103V125H102ZM111 126H112V125H111ZM115 126H116V125H115ZM125 126H126V125H125ZM132 126H133V125H132ZM172 126H173V124H172ZM186 126H187V125H186ZM217 126H218V124H217ZM224 126H225V125H224ZM245 126H246V125H245ZM247 126H248V125H247ZM255 126H256V125H255ZM56 127H57V126H56ZM72 127H73V126H72ZM109 127H110V126H109ZM130 127H131V125H130ZM143 127H144V126H143ZM184 127H185V126H184ZM184 127L181 126V125H178V129H176L175 126H174V128H172V129L169 130V133L180 132V133L182 134V133H184L185 130H186ZM226 127H227V126H226ZM248 127H249V126H248ZM259 127H260V126H259ZM259 127H258V128H259ZM10 128H11V126L9 127V129H10ZM23 128H24V127H23ZM33 128H34V127H33ZM67 128H68V125H67ZM102 128H103V127H102ZM110 128H111V127H110ZM110 128H109V129H110ZM120 128H121V127H120ZM127 128H128V127H127ZM144 128H145V127H144ZM169 128H170V126H169ZM203 128H204V127H203ZM205 128H206V127H205ZM220 128H222V126H221ZM220 128H219V129H220ZM245 128H247V127H245ZM12 129H13V128H12ZM30 129H31V128H30ZM36 129H37V128H36ZM41 129H42V128H41ZM91 129H92V128H91ZM99 129H100V126H99L98 130H99ZM117 129H118V128H117ZM123 129H125V127H124ZM136 129H137V128H136ZM136 129H135V130H136ZM189 129H190V128H189ZM213 129H214V128H213ZM247 129H248V128H247ZM0 130H1V128H0ZM38 130H39V129H38ZM38 130L35 131L36 134H37V132H39ZM58 130H59V129H58ZM88 130H89V129H88ZM94 130H95V129H94ZM119 130H120V129H119ZM128 130L130 131V128H129ZM144 130H145V129H144ZM144 130H143V131H144ZM187 130H188V129H187ZM200 130H201V129H200ZM215 130H216V128H215ZM221 130H223V129H221ZM235 130H236V129H235ZM245 130H246V129H245ZM245 130H243V131H244L245 134H246V131H245ZM249 130H251V128H250ZM32 131H33V130H32ZM32 131H31V132H32ZM109 131H110V130H109ZM114 131H115V130H114ZM122 131H123V130H122ZM125 131H126V130H125ZM138 131H139V129H138ZM202 131H203V130H202ZM33 132H34V131H33ZM86 132H87V131H86ZM126 132H127V131H126ZM130 132H131V131H130ZM136 132H137V131H136ZM136 132H134V133L136 134ZM232 132H234V131H232ZM232 132H231V133H232ZM236 132H237V131H236ZM236 132H235V134L237 135ZM241 132H242V131H241V129H240V133H239L240 135H242ZM244 132H243V133H244ZM253 132H254V131H253ZM257 132H258V131H257ZM14 133H15V132H14ZM43 133H44V131H43ZM49 133H50V132H49ZM53 133H54V132H53ZM62 133H63V132H62ZM65 133H66V131H65ZM67 133H68V132H67ZM115 133H116V132H115ZM138 133H139V132H137V134H138ZM143 133H144V132H143ZM165 133H166V132H165ZM167 133H168V131H167ZM199 133H201V132H199ZM231 133H230V134H231ZM249 133H250V132H249ZM8 134H9V131H8ZM29 134H30V133H29ZM39 134H41V133L39 132ZM95 134H96V133H95ZM132 134H133V132H132ZM132 134H131V135H132ZM135 134H134V137L137 136V134H136V136H135ZM184 134H185V133H184ZM193 134H194V133H193ZM197 134H198V132H197ZM203 134H205V133H203ZM213 134H214V133H213ZM219 134H220V132H219ZM223 134H224V133H223ZM230 134H229V135H230ZM232 134H233V133H232ZM239 134H238V135H239ZM250 134H251V133H250ZM4 135H5V134H4ZM31 135H32V134H31ZM53 135H54V134H53ZM55 135H56V134H55ZM58 135H59V134H58ZM60 135H61V134H60ZM60 135H59V136H60ZM62 135H63V134H62ZM91 135H92V134H91ZM96 135H97V134H96ZM109 135H110V134H109ZM115 135H116V134H115ZM194 135H195V134H194ZM198 135H199V134H198ZM2 136H3V135H2ZM8 136H9V135H8ZM38 136H39V135H38ZM41 136L43 137V136H45V135H41ZM63 136H64V135H63ZM93 136H94V134H93ZM202 136L204 137V135H202ZM212 136H213V135H212ZM214 136H215V135H214ZM217 136H218V135H217ZM231 136H233V135H231ZM243 136H244V134H243ZM6 137H7V136H6ZM6 137H5V138H6ZM52 137H53V136H52ZM57 137H58V136H57ZM60 137H61V136H60ZM87 137H90V136H89V134L86 133V135H85V136H82V137L80 138L81 140L78 139L79 141L76 142V143H82L83 140H84L85 138H87ZM105 137H108V132H105L104 138H105ZM191 137H192V136H191ZM227 137H228V136H227ZM234 137H235V136H234ZM238 137H239V136H238ZM259 137H260V136H259ZM8 138H9V137H8ZM20 138H22V137H20ZM28 138H29V136H28ZM54 138H56V136H54ZM54 138H53V140H54ZM102 138H103V137H102ZM132 138H133V136H132ZM137 138H138V136H137ZM177 138H178V137H177ZM186 138H187V137H186ZM186 138H185V139H186ZM201 138H202V137H201ZM232 138H233V137H232ZM29 139H30V138H29ZM29 139H27V140H29ZM31 139H32V138H31ZM42 139H43V138H42ZM46 139H47V138H46ZM49 139H50V138H48L47 140H49ZM58 139H59V138H58ZM63 139H64V138H63ZM164 139H165V137H164ZM180 139H181V138H180ZM183 139H184V138H183ZM183 139H182V140H183ZM192 139H193V138H192ZM227 139H229V138H227ZM261 139H262V138H260V140H261ZM5 140H6V139H5ZM25 140H26V139H25ZM34 140H35V138H34ZM53 140H52V141H53ZM130 140H131V139H130ZM145 140H146V139H145ZM145 140H144V141H145ZM175 140H176V139H175ZM195 140H196V139H195ZM233 140H234V139H233ZM256 140H257V139H256ZM21 141H22V140H21ZM29 141H30V140H29ZM29 141H28V142H29ZM32 141H33V140H32ZM49 141H50V140H49ZM63 141H64V140H63ZM104 141H105V142H108L107 140H104ZM128 141H129V140H128ZM128 141H127V142H128ZM133 141H134V140H133ZM141 141H142V140H141ZM148 141H149V140H148ZM177 141H178V140H177ZM183 141H184V140H183ZM190 141H191V140H190ZM215 141H216V140H215ZM217 141H219V140H217ZM217 141H216V142H217ZM229 141H230V140H229ZM231 141H232V140H231ZM235 141H236V140H235ZM2 142H3V141H2V139H1V140H0V155H2L4 152H7V151L4 150L3 147H1ZM19 142H20V141H19ZM37 142H38V140H37ZM37 142H36V143H37ZM134 142H135V141H134ZM146 142H147V141H146ZM160 142H161V141H160ZM178 142H179V141H178ZM188 142H189V141H188ZM193 142H196V141H193ZM193 142H192V143H193ZM198 142H199V141H197L196 143H198ZM227 142H228V141H226V143H227ZM233 142H234V141H233ZM254 142H255V141H254ZM13 143H14V142H13ZM41 143H42V142H41ZM46 143H47V142H46ZM46 143H45V144H46ZM98 143H99V142H98ZM108 143H109V142H108ZM116 143H118V142H116ZM149 143H150V142H149ZM149 143H148V144H149ZM169 143H170V142H169ZM199 143H200V142H199ZM226 143L224 144L225 146H226ZM17 144H18V143H17ZM22 144H23V142H22ZM24 144H25V143H24ZM24 144H23V145H24ZM49 144H50V143H49ZM49 144L47 143V145H49ZM54 144H55V143H54ZM83 144H84V143H83ZM172 144H173V143H172ZM185 144H186V142H185ZM187 144H188V143H187ZM203 144H204V143H203ZM230 144H231V142H230ZM233 144H234V143H233ZM257 144H258V143H257V141H256V142L253 144V145H254L253 147H248V148L245 147V148H247L246 151H247V150L249 151V156H248L249 158H246L245 160H242L241 166L238 168V173H239V174H238V175L236 174L237 177L235 178V180L243 181V179H244L246 176H247V177L249 176V178H250V175H251L252 173H256V174H257V173H258L257 170H259L260 168L263 167V165H264V143L260 141L259 145H257ZM11 145H12V144H11ZM39 145H40V143H39ZM42 145H43V144H42ZM42 145H40V146H42ZM90 145H91V144H90ZM97 145H98V144H97ZM97 145H96V146H97ZM150 145H151V144H150ZM152 145H153V144H152ZM160 145H161V144H160ZM162 145H163V144H162ZM168 145H169V144H168ZM174 145H175V144H174ZM177 145H178V144H177ZM192 145H193V144H192ZM207 145H208V144H207ZM227 145H228V144H227ZM255 145H257V146H255ZM3 146H4V145H3ZM9 146H10V145H9ZM15 146H16V145H15ZM45 146H46V145H44V147H45ZM94 146H95V145H94ZM146 146H147V144H146ZM148 146H149V145H148ZM165 146H166V145H165ZM172 146H173V145H172ZM178 146H179V145H178ZM184 146H185V145H184ZM184 146H183V147H184ZM210 146H211V145H210ZM225 146H224V147H225ZM17 147H19V146H17ZM21 147H22V146H21ZM30 147H31V145H30ZM30 147H29V148H30ZM44 147H43V148H44ZM83 147H84V146H83ZM92 147H93V146H92ZM102 147H103V146H102ZM137 147H138V146H137ZM196 147H197V146H196ZM199 147H200V146H199ZM213 147H214V146H213V142H212V148H213ZM218 147H220V146L218 145ZM12 148H13V147H12ZM22 148H23V147H22ZM22 148H21V149H22ZM24 148H25V147H24ZM24 148H23V149H24ZM32 148H33V147H32ZM90 148H91V147H90ZM142 148H143V147H141V149H142ZM148 148H149V147H148ZM153 148H154V147H153ZM157 148H158V147H157ZM157 148H156V149H157ZM167 148H168V147H167ZM170 148H171V147H170ZM177 148H179V147H177ZM187 148H188V147H187ZM200 148H201V147H200ZM216 148H217V147H216ZM26 149H27V148H26ZM30 149H31V148H30ZM30 149H29V151H30ZM34 149H35V148H34ZM38 149H39V147H38ZM93 149H94V148H93ZM103 149H104V148H103ZM146 149H147V148H146ZM165 149H166V148H165ZM189 149H190V148H189ZM189 149H187V150H189ZM193 149H194V148H193ZM214 149H215V148H214ZM229 149H230V148H229ZM8 150H9V147H8ZM12 150H13V149H12ZM40 150H41V149H40ZM43 150H44V149H43ZM69 150H70V149H69ZM137 150H138V149H137ZM172 150H173V149H172ZM182 150H183V149H182ZM202 150H203V148H202ZM207 150H210V147H209ZM217 150H218V149H217ZM219 150H220V149H219ZM223 150H224V149H223ZM15 151H16V150H15ZM15 151H14V152H15ZM23 151H24V150H23ZM32 151H33V150H32ZM34 151H35V150H34ZM44 151H45V150H44ZM85 151H86V150H85ZM91 151H92V150H91ZM91 151H90V152H91ZM138 151H140V150H138ZM155 151H156V150H155ZM162 151H163V150H162ZM170 151H171V150H170ZM178 151H179V150H178ZM198 151H199V150H198ZM200 151H201V150H200ZM200 151H199V152H200ZM211 151H212V150H211ZM25 152H26V151H25ZM172 152H173V151H172ZM185 152H186V151H185ZM187 152H188V151H187ZM199 152H198V153H199ZM8 153H9V151H8ZM10 153H11V149H10ZM10 153H9V154H10ZM16 153H17V152H16ZM22 153H23V152H22ZM26 153H27V152H26ZM32 153H33V152H32ZM68 153H69V151H68ZM95 153H96V151H95ZM153 153H154V152H153ZM163 153H164V152H163ZM175 153H177V152H175ZM188 153H189V152H188ZM195 153H197V152H195ZM220 153H221V152H220ZM226 153H227V152H226ZM11 154H12V153H11ZM29 154H30V153H29ZM33 154H35V153H33ZM71 154H72V153H71ZM83 154H84V153H83ZM83 154H82V155H83ZM90 154H91V153H90ZM96 154H97V153H96ZM135 154H136V152H135ZM144 154H145V153H144ZM159 154H160V153H159ZM166 154H167V153H166ZM181 154H182V153H181ZM12 155H13V154H12ZM19 155H20V154H19ZM19 155H17V156H19ZM41 155H42V154H41ZM111 155H112V153H111ZM133 155H134V153H133ZM137 155H139V154H137ZM141 155H142V153H141ZM141 155H140V158H141ZM163 155H164V154H163ZM182 155H183V154H182ZM194 155H195V154H194ZM205 155L208 156V154H205ZM215 155H216V154H215ZM217 155H218V154H217ZM226 155H227V154H226ZM15 156H16V154H15ZM26 156H27V155H26ZM26 156H25V157H26ZM66 156H67V154H66ZM66 156H65V157H66ZM155 156H156V155H155ZM164 156H165V155H164ZM164 156H163V157H164ZM180 156H181V155H180ZM183 156H184V155H183ZM189 156H190V155H189ZM207 156H206V157H207ZM210 156H212V155H210ZM12 157L14 158V156H12ZM22 157H23V156H22ZM51 157H52V156H51ZM77 157H79V155H78ZM80 157H81V156H80ZM85 157H86V156H84V158H85ZM93 157H94V156H93ZM132 157H133V156H132ZM134 157H135V156H134ZM174 157H175V156H174ZM215 157H217V156H215ZM215 157H214V158H215ZM242 157H243V156H242ZM246 157H247V156H246ZM15 158H16V157H15ZM29 158H30V157H29ZM52 158H53V157H52ZM91 158H92V157H91ZM97 158H98V157H97ZM244 158H245V157H244ZM27 159H28V157H27ZM58 159H59V158H58ZM69 159H70V158H69ZM76 159H77V158H76ZM82 159H83V158H82ZM142 159H143V158H142ZM165 159H166V157H165ZM168 159H170V158H168ZM179 159H180V158H179ZM181 159H182V158H181ZM239 159H240V158H239ZM21 160H22V159H21ZM25 160H26V159H25ZM52 160H53V159H52ZM56 160H57V159H56ZM103 160H104V158H103ZM202 160H204V159H201V161H202ZM0 161H7V159L2 157V158L0 159ZM9 161H11V159H9ZM65 161H66V159H65ZM74 161H75V160H74ZM79 161H80V160H79ZM104 161H105V160H104ZM139 161H140V159H139ZM141 161H142V160H141ZM160 161H161V160H160ZM216 161H217V160H216ZM19 162H20V161H19ZM61 162H62V161H61ZM127 162H128V161H127ZM137 162H138V161H137ZM137 162H136V163H137ZM184 162H185V161H184ZM21 163H22V162H21ZM34 163H35V162H34ZM34 163H33L32 165H34ZM57 163L59 164V162H57ZM57 163H56V164H57ZM63 163H64V162H63ZM65 163H66V162H65ZM77 163H78V161H77V162H71V161L69 160V162H68V164H67V168H68V170L74 168V167L76 166ZM134 163H135V162H134ZM139 163H140V162H139ZM145 163H146V162H145ZM177 163H178V162H177ZM179 163H180V161H179ZM179 163H178V164H179ZM181 163H182V162H181ZM210 163H212V162H210ZM18 164H19V163H18ZM36 164H37V163H36ZM42 164H43V163H42ZM90 164H91V162H90ZM124 164H125V163H124ZM146 164H147V163H146ZM162 164H163V162L161 163V165H162ZM165 164H167V163H165ZM208 164H209V163H208ZM212 164H213V163H212ZM15 165H16V164H15ZM15 165H14V166H15ZM19 165H20V164H19ZM22 165H23V164H22ZM50 165H51V164H50ZM79 165H80V164H79ZM117 165H118V163H117ZM117 165H114V166L116 167ZM131 165H132V163H131ZM135 165H136V164H135ZM137 165H138V164H137ZM139 165H140V164H139ZM168 165H169V163H168ZM197 165H198V164H197ZM206 165H207V164H206ZM206 165H204V166L206 167ZM209 165H210V164H209ZM209 165H208V166H209ZM3 166H6V162L3 163ZM62 166H63V165H62ZM62 166L60 167L61 170H62ZM98 166H99V164H98ZM123 166H124V165H123ZM147 166H148V165H147ZM153 166H154V165H153ZM165 166H166V165H165ZM165 166H164V167H165ZM176 166H177V165H176ZM178 166H179V165H178ZM213 166H214V165H213ZM213 166H212V168H213ZM9 167H10V166H9ZM15 167H16V166H15ZM32 167H33V166H32ZM121 167H122V166H121ZM140 167H141V166H140ZM166 167H167V166H166ZM205 167H204V168H205ZM3 168H4V167H3ZM3 168H2V169H3ZM10 168H11V167H10ZM17 168H18V167H17ZM56 168H57V167H56ZM58 168H59V167H58ZM79 168H80V167H79ZM82 168H83V166H82ZM94 168H95V167H94ZM145 168L148 169L147 167H145ZM170 168H171V167H170ZM201 168H202V167H201ZM0 169H1V168H0ZM2 169H1V170H2ZM19 169H20V168H19ZM65 169H66V168H64L63 170H65ZM91 169H92V168H91ZM96 169H97V168H96ZM110 169H111V168H110ZM116 169H117V168H116ZM136 169H137V168H136ZM154 169H155V168H154ZM166 169H167V168H166ZM187 169H188V167H187ZM206 169H207V168H206ZM206 169H205V170H206ZM10 170H11V169H10ZM12 170H15V169L12 168ZM20 170H21V169H20ZM63 170H62V171H63ZM97 170H98V169H97ZM107 170H108V169H107ZM111 170H112V169H111ZM121 170H122V169H121ZM143 170H144V169H143ZM190 170H191V169H190ZM202 170H203V169H202ZM212 170H213V169H212ZM7 171H8V170H7ZM71 171H72V170H71ZM79 171H80V170H79ZM82 171H83V170H82ZM93 171H94V170H93ZM93 171H92V173H93ZM117 171H118V170H117ZM127 171H128V170H127ZM131 171H132V170H131ZM131 171H130V172H131ZM160 171H161V169H160ZM163 171H164V170H163ZM59 172H61V171H59ZM109 172H110V170H109ZM112 172H113V170H112ZM155 172H156V171H155ZM164 172H165V171H164ZM167 172H168V171H167ZM199 172H200V171H199ZM202 172H203V171H202ZM8 173H9V171H8ZM50 173H51V172H50ZM79 173H80V172H79ZM89 173H91V172H89ZM94 173H95V172H94ZM119 173H120V172H119ZM156 173H157V172H156ZM169 173H171V172H169ZM169 173H168V174H169ZM213 173H214V172H213ZM9 174H10V173H9ZM13 174H14V172H13ZM13 174H12V175H13ZM16 174H17V173H16ZM31 174H32V173H31ZM52 174H53V173H52ZM67 174H68V173H67ZM96 174H97V173H96ZM105 174H106V173H105ZM161 174H162V173H161ZM197 174H198V173H197ZM1 175H2V173H1ZM17 175H18V174H17ZM28 175H29V174H28ZM32 175H33V174H32ZM57 175H58V174H57ZM73 175H74V174H73ZM80 175H82V174H80ZM88 175H89V174H88ZM94 175H95V174H94ZM153 175H154V174H153ZM162 175H163V174H162ZM165 175H166V174H165ZM171 175H172V174H171ZM211 175H212V173H211ZM257 175H258V174H257ZM7 176H8V175H7ZM25 176H26V175H25ZM30 176H31V175H30ZM59 176H60V175H59ZM61 176H62V174H61ZM68 176H70V175H68ZM71 176H72V175H71ZM76 176H77V175H76ZM131 176H132V175H131ZM131 176H130V177H131ZM133 176H134V175H133ZM157 176H158V174H157ZM173 176H174V175H173ZM184 176H185V175H184ZM202 176L205 178V179L202 178V181L204 180V182H205L204 187L201 189V192H200V193L198 192V195H197V193H195V191H193V194H191V195L189 194V196H188L189 199H190L191 197H193V196H194V197L196 196V198H194L193 200L196 201L195 203H197L199 207H200V206H203V205H205V204L207 203V201L205 202V197H204V196H207V195H209V199H208L209 202H211V201H213V200H214L213 202H215V201H219V200H221L222 198L224 199V197H225V194H224V193L226 192V189L228 188V186H225L224 181H222L221 177H218V176L216 177L215 174L212 175V176H210V177H208V174H207V173L202 174ZM251 176H252V175H251ZM5 177H6V175H5ZM11 177H12V176H11ZM28 177H29V176H28ZM36 177H37V176H36ZM38 177H39V176H38ZM44 177H45V175H44ZM54 177L56 178V176H54ZM57 177H58V176H57ZM72 177H73V176H72ZM80 177H81V176H80ZM91 177H93V176H91ZM91 177H89V178H91ZM101 177H102V176H101ZM105 177L107 178V176H105ZM153 177H154V176H153ZM199 177H200V176H199ZM263 177H264V176H263ZM0 178H1V177H0ZM25 178H26V177H25ZM29 178H31V177H29ZM46 178H47V177H46ZM67 178H68V177H67ZM69 178H70V177H69ZM74 178H75V177H74ZM76 178H77V177H76ZM110 178H111V177H110ZM127 178H128V176H127ZM151 178H152V176H151ZM151 178H150V179H151ZM159 178H160V177H159ZM162 178H163V176H162ZM165 178H166V177H165ZM173 178H174V177H173ZM257 178H258V177H257ZM260 178H261V177H260ZM1 179H2V178H1ZM9 179H10V178H9ZM9 179H8V180H9ZM13 179H14V178H13ZM83 179H84V178H83ZM91 179H92V178H91ZM99 179L101 180L102 178H99ZM108 179H109V178H108ZM120 179H121V178H120ZM122 179H123V178H122ZM150 179L148 178L147 181L149 182ZM198 179H199V178H198ZM255 179H256V177H255ZM262 179H263V178H262ZM8 180H6V181H8ZM19 180H21V179H19ZM42 180H43V179H42ZM42 180H41V181H42ZM51 180H52V179H51ZM51 180H48L47 183H49V182L51 183ZM57 180H58V178H57ZM63 180H64V179H63ZM81 180H82V179H81ZM117 180H119V178H118ZM127 180H128V179H127ZM154 180H155V179H153V181H154ZM168 180H169V179H168ZM168 180H167V181H168ZM196 180H197V179H196ZM256 180H257V179H256ZM260 180H261V179H260ZM3 181H4V180H3ZM23 181H24V180H23ZM38 181H39V180H38ZM38 181H36V182L38 183ZM45 181H46V180H45ZM53 181H54V180H53ZM60 181H61V180H60ZM60 181H59V182H60ZM68 181H70V179H69ZM112 181H113V180H112ZM112 181H111V182H112ZM129 181H130V180H129ZM147 181H146V182H147ZM151 181H152V179H151ZM156 181H158V180H156ZM172 181H173V179L171 178V182H172ZM176 181H177V180H176ZM178 181H179V180H178ZM194 181H195V180H194ZM10 182H11V181H10ZM10 182H9V183H10ZM55 182H56V181H55ZM55 182H54V183H55ZM57 182H58V181H57ZM57 182H56V183H57ZM59 182H58V184L60 185ZM73 182H75V180H73ZM73 182H71V183H73ZM100 182H101V181H100ZM108 182H109V180H108ZM117 182H118V181H117ZM120 182H121V181H120ZM122 182H123V181H122ZM122 182H121V184H122ZM127 182H128V181H127ZM135 182H136V181H135ZM146 182H144V183H146ZM164 182H165V181H164ZM169 182H170V181H169ZM192 182H193V181H192ZM244 182H245V181H244ZM246 182H247V181H246ZM250 182H251V181H250ZM253 182H255V181H253ZM34 183H35V182H34ZM71 183H70L69 185H71ZM105 183H106V182L104 181L103 184H105ZM112 183H113V182H112ZM123 183H124V182H123ZM129 183H130V182H129ZM131 183H132V182H131ZM151 183H153V182H151ZM160 183H161V182H160ZM172 183H173V182H172ZM197 183H198V181H197ZM1 184H2V183H1ZM12 184H13V183H12ZM18 184H19V183H18ZM20 184H21V183H20ZM31 184H32V183H31ZM40 184H41V182H40ZM40 184H39V185H40ZM51 184H52V183H51ZM67 184H68V183H67ZM81 184H82V183H81ZM81 184H80V185H81ZM99 184H100V183H99ZM114 184H115V183H114ZM125 184H126V183H125ZM140 184H141V183H140ZM142 184H143V182H142ZM142 184H141V185H142ZM147 184H148V183H147ZM149 184H150V183H149ZM158 184H159V183H158ZM161 184H162V183H161ZM161 184H160V185H161ZM163 184H164V183H163ZM166 184H167V183H166ZM174 184H175V183H174ZM192 184H193V183H192ZM199 184H200V183H199ZM241 184H242V183H241ZM246 184H248V183H246ZM256 184H257V183H256ZM10 185H11V183H10ZM16 185H17V184H16ZM16 185H15V186H16ZM32 185H33V184H32ZM34 185H35V184H34ZM37 185H38V184H37ZM39 185H38V187H39ZM44 185H45V184H44ZM63 185H64V184H63ZM82 185H84V184H82ZM88 185H89V184H88ZM117 185H118V183H117ZM155 185H156V184H155ZM160 185H159V186H160ZM195 185H196V184H195ZM200 185H201V184H200ZM23 186H24V185H23ZM35 186H36V185H35ZM35 186H34V187H35ZM47 186H48V184H47ZM100 186H101V185H100ZM102 186H104V185H102ZM119 186H120V185H119ZM125 186H126V185H125ZM129 186H130V185H129ZM131 186H132V184H131ZM139 186H140V185H139ZM143 186H144V185H143ZM146 186H147V185H146ZM156 186H157V185H156ZM156 186H154V187H156ZM193 186H194V185H193ZM242 186H244V185H242ZM256 186H257V185H254V188H253L252 186H251V187H252L253 189H255ZM260 186H261V185H260ZM4 187H5V186H4ZM16 187H17V186H16ZM50 187H51V186H50ZM56 187H57V186H56ZM66 187H67V186H66ZM75 187H76V186H75ZM75 187H74V188H75ZM110 187H111V186H109V188H110ZM115 187H116V186H115ZM154 187H153V188H154ZM251 187H250V188H251ZM1 188H2V187H1ZM6 188H7V187H6ZM18 188H19V187H18ZM20 188H21V187H20ZM22 188H23V187H22ZM27 188H28V187H27ZM51 188H52V187H51ZM74 188H73V189H74ZM76 188H77V187H76ZM76 188H75V189H76ZM90 188H91V187H90ZM99 188H100V187H99ZM113 188H114V187H113ZM122 188H123V187H122ZM161 188H162V187H161ZM161 188H160V189H161ZM163 188H164V187H163ZM168 188H169V187H168ZM188 188H189V187H188ZM261 188H262V187H261ZM7 189H8V188H7ZM54 189H55V188H54ZM61 189H63V187H62ZM81 189H82V188H81ZM120 189H121V188H120ZM156 189H158V188H156ZM253 189H249V191H248L249 193H246V192H245V194H251L252 191H253ZM23 190H24V189H23ZM64 190H65V189H64ZM66 190H67V189H66ZM90 190H91V189H90ZM112 190H113V189H112ZM151 190H152V189H151ZM154 190H155V189H154ZM192 190H195V187H193ZM256 190H257V189H256ZM256 190H255V191H256ZM259 190H260V188H259ZM11 191H12V190H11ZM21 191H22V190H21ZM21 191H20V192H21ZM28 191H29V190H28ZM102 191H104V190H101V192H102ZM120 191H121V190H120ZM128 191H129V190H128ZM149 191H150V190H149ZM155 191H156V190H155ZM158 191H159V189H158ZM166 191H167V190H166ZM198 191H199V190H198ZM59 192H60V191H59ZM77 192H78V190H77ZM109 192H110V191H109ZM111 192H112V191H111ZM114 192H115V191H114ZM116 192H117V191H116ZM230 192H231V191H230ZM243 192H244V189H243ZM256 192H257V191H256ZM16 193H18V192H16ZM60 193H61V192H60ZM64 193H65V192H64ZM64 193H63V194H64ZM66 193H67V192H66ZM74 193H75V192H74ZM80 193H81V192H80ZM140 193H142V192H140ZM151 193H152V192L150 191V192H149V196L152 195ZM153 193H157V192H154V191H153ZM169 193H170V192H169ZM254 193H255V192H254ZM254 193H253V194H254ZM21 194H22V193H21ZM27 194H28V192H27ZM32 194H33V192H32ZM40 194H41V193H40ZM102 194H103V193H102ZM119 194H120V193H118V195H119ZM142 194H144V193H142ZM253 194H252V196H253ZM3 195H5V194H3ZM14 195H15V194H14ZM35 195H36V193L34 194V196H35ZM46 195H47V194H46ZM64 195H65V194H64ZM87 195H88V194H87ZM113 195H114V194L112 193V196H113ZM121 195H122V194H121ZM146 195H147V194H146ZM261 195H263V197H264V192H261ZM22 196H23V195H22ZM25 196H26V194H25ZM25 196H23V197H25ZM37 196H38V195H37ZM41 196H42V195H40V197L38 196V198H41ZM57 196H58V195H57ZM57 196H56V197H57ZM80 196H81V195H80ZM80 196H79V197H80ZM84 196H85V195H84ZM89 196H90V195H89ZM94 196H95V195H94ZM96 196H97V194H96ZM112 196H111V197H112ZM114 196H115V195H114ZM147 196H148V195H147ZM152 196H153V195H152ZM152 196H150V197H152ZM242 196H243V195H242ZM259 196H260V195H259ZM12 197H15V198H16V196H13V195H12ZM12 197H11V198H12ZM42 197H43V196H42ZM56 197H55V198H56ZM67 197H68V196H67ZM82 197H83V196H81V198H78V199H76L75 201H72V202H70V203H71L72 205L75 204L74 206H77V205H76L77 201H78V203H80L81 201H84L85 198H87V196H86L85 198H84V197L82 198ZM98 197H99V196H98ZM103 197H105V196L103 195ZM109 197H110V196H109ZM116 197H117V196H116ZM145 197H146V196H145ZM154 197H155V196H154ZM167 197H168V196H167ZM228 197H232V196H228ZM233 197H234V196H233ZM1 198H2V197H1ZM7 198H9V197H7ZM21 198H22V197H21ZM25 198H26V197H25ZM31 198H32V197H31ZM31 198H30V199H31ZM69 198H71V197H69ZM94 198H95V197H94ZM99 198H100V197H99ZM107 198H108V197H107ZM119 198H120V197H119ZM147 198H149V197H147ZM159 198H160V197H159ZM226 198H227V197H226ZM253 198H254V197H253ZM19 199H20V197H19ZM42 199H44V198H42ZM110 199H111V198H110ZM115 199H116V198H115ZM170 199H171V198H170ZM189 199H188V200H189ZM206 199H207V198H206ZM223 199H222V200H223ZM231 199H232V198H231ZM245 199H246V198H245ZM249 199H250V198H249ZM258 199H259V198H258ZM260 199H261V198H260ZM26 200H27V199H26ZM36 200H37V199H36ZM44 200H45V199H44ZM44 200H43V201H44ZM56 200H57V198H56ZM69 200H70V199H69ZM101 200H102V199H101ZM105 200H106V199H105ZM108 200H109V199H108ZM108 200H107V201H108ZM139 200H140V199H139ZM151 200H152V199H151ZM165 200H166V199H165ZM172 200H173V199H172ZM225 200H226V199H225ZM16 201L18 202V200H16ZM20 201H21V200H20ZM24 201H25V200H24ZM30 201H31V200H30ZM39 201H40V200H39ZM49 201H50V200H49ZM57 201H58V200H57ZM92 201H94V200L92 199ZM97 201H99V200H97ZM109 201L113 202L114 199H113V201H112V200H109ZM185 201L187 202V200H185ZM229 201H231V200H229ZM260 201H261V200H260ZM36 202H37V201H36ZM59 202H60V201H59ZM104 202H105V201H104ZM122 202H124V201H122ZM158 202H159V200H158ZM168 202H170V201H168ZM174 202H175V201H174ZM213 202H211V203H213ZM220 202H221V201H220ZM224 202H225V201H224ZM227 202H228V201H226V203H227ZM234 202H235V201H234ZM237 202H238V201H237ZM245 202H246V201H245ZM250 202H251V201H250ZM14 203H15V201H14ZM52 203H53V202H52ZM55 203H56V202H55ZM61 203H62V202H61ZM78 203H77V204H78ZM107 203H108V202H107ZM120 203H121V201H120ZM144 203L147 204V202H144ZM183 203H185V202H183ZM230 203H231V202H230ZM239 203H240V202H239ZM248 203H249V202H248ZM33 204H34V203H33ZM42 204H43V203H42ZM45 204H47V203H45ZM50 204H51V203H50ZM68 204H69V201H68ZM68 204H67V205H68ZM82 204H83V203H82ZM87 204H89V203H87ZM159 204H160V203H159ZM166 204H167V201H166L165 205H166ZM171 204H172V203H171ZM241 204H242V203H241ZM12 205H13V204H12ZM14 205H15V204H14ZM14 205H13V206H14ZM34 205H35V204H34ZM60 205H61V204H60ZM79 205H81V204H79ZM79 205H78V206H79ZM90 205H91V204H90ZM96 205H97V202H96ZM108 205H109V204H108ZM108 205H107V206H108ZM123 205H124V203H123ZM167 205H168V204H167ZM187 205H188V204H187ZM207 205H208V204H207ZM225 205H226V204H225ZM234 205H235V204H234ZM242 205H243V204H242ZM248 205H249V204H248ZM250 205H251V204H250ZM254 205H255V204H254ZM258 205H259V204H258ZM10 206H11V205H10ZM41 206H42V205H41ZM43 206H44V205H43ZM70 206H71V205H70ZM88 206H89V205H88ZM105 206H106V205H105ZM107 206H106V207H107ZM110 206L112 207L113 205H110ZM110 206H109V207H110ZM116 206H117V205H116ZM118 206H119V205H118ZM121 206H122V205H121ZM125 206H126V205H125ZM147 206H148V204H147ZM152 206H153V205H152ZM159 206H160V205H159ZM221 206H222V205H221ZM226 206H227V205H226ZM22 207H24V204L22 205ZM27 207H28V206H27ZM27 207H26V209H28ZM30 207H32V206H30ZM63 207H64V206H63ZM93 207H94V206H93ZM101 207H102V206H101ZM145 207H146V206H145ZM154 207H155V206H154ZM185 207H186V205H184L183 207H181V209H183V208H185ZM230 207H231V206H230ZM235 207H236V206H235ZM237 207H238V206H237ZM241 207H242V206H241ZM244 207H245V206H244ZM257 207H258V206H257ZM257 207L254 208L255 210H254L253 212H251V214H246V215H244V216H240V215H239V216H240L239 218L242 219V220H244L246 224H247V223H252V222L256 221L258 217H263V219H264V211H263V210H262V211H258L259 208H257ZM9 208H10V207H9ZM37 208H39V207H37ZM37 208H36V209H37ZM40 208H41V207H40ZM40 208H39V209H40ZM43 208H44V207H43ZM54 208H55V207H54ZM64 208H65V207H64ZM69 208H70V207H69ZM84 208H86V207H84ZM89 208H91V207H89ZM140 208H141V207H140ZM140 208H139V209H140ZM173 208H174V207H173ZM179 208H180V207H179ZM203 208H204V207H203ZM213 208H214V207H213ZM226 208H227V207H226ZM251 208H252V207H251ZM260 208H261V207H260ZM56 209H57V208H56ZM59 209H60V207H59ZM59 209H58V211H61V210H59ZM65 209H68V208H65ZM70 209H71V208H70ZM93 209H94V208H93ZM95 209H96V208H95ZM95 209H94V210H95ZM111 209H112V208H111ZM143 209H144V208H143ZM169 209H171V208H169ZM197 209H198V207L196 208V210H197ZM215 209H216V208H215ZM235 209H236V208H235ZM246 209H248V208L246 207ZM22 210H23V209H22ZM24 210H25V208H24ZM40 210H41V209H40ZM48 210H50V209H48ZM52 210H53V209H52ZM82 210H83V208H82ZM91 210H92V209H91ZM99 210H100V209H99ZM99 210H98V211H99ZM101 210H102V209H101ZM103 210H104V209H103ZM105 210H106V209H105ZM114 210H115V209H114ZM116 210H117V209H116ZM147 210H148V208H147ZM165 210H166V209H165ZM199 210H203V211L205 212L206 209H202V207H201V209H199ZM207 210H208V209H207ZM217 210H218V209H217ZM217 210H216V211H217ZM227 210H228V209H227ZM231 210H232V209H231ZM241 210H242V209H241ZM2 211H3V210H2ZM20 211H21V210H20ZM37 211H38V210H37ZM42 211H43V210H42ZM54 211H55V210H54ZM56 211H57V210H56ZM65 211H69V210H65ZM89 211H90V210H89ZM89 211H88V212H89ZM108 211H109V210H108ZM28 212H29V211H28ZM34 212H36V211H34ZM71 212H73V210H72ZM71 212H70V213H71ZM74 212H75V211H74ZM82 212H83V211H82ZM96 212H97V211H96ZM118 212H119V211H118ZM144 212H145V211H144ZM150 212H151V210H150ZM201 212H202V211H201ZM206 212H207V211H206ZM206 212H205V214H206ZM209 212H210V211H209ZM211 212H214V210H212ZM211 212H210V213H211ZM241 212H242V211H241ZM243 212H244V211H243ZM7 213H8V212H7ZM26 213H27V212H26ZM39 213L41 214L40 211H39ZM45 213H46V212H45ZM83 213H84V212H83ZM153 213H154V212H153ZM170 213H171V211H170ZM220 213H221V212H220ZM24 214H25V213H24ZM32 214H33V212H32ZM50 214H51V212H50ZM54 214H56V213H54ZM67 214H69V213L67 212ZM92 214H93V213H92ZM98 214H99V213H98ZM100 214H101V212H100ZM106 214H108V213H106ZM114 214H115V213H114ZM116 214H117V213H116ZM156 214H157V213H156ZM181 214H182V213H181ZM194 214H198V212H195ZM212 214H213V213H212ZM214 214H215V212H214ZM223 214H224V213H223ZM5 215H6V214H5ZM7 215H8V214H7ZM19 215H20V213H19ZM46 215H47V214H46ZM48 215H49V214H48ZM73 215H74V214H73ZM110 215H111V214H110ZM110 215H109V216H110ZM141 215H142V212H141ZM144 215H145V214H144ZM151 215H152V214H151ZM171 215H172V216H170L169 214L165 213L163 210L160 209V212L158 213V218H159L158 221L160 222L161 225H163V226L166 225L167 228H168V225L170 226V224H171V228H170V229L173 230V231L171 230V231H172V236L174 237L173 239H174V240H177V243L181 245L180 247H182V245L184 244V241H185V240L187 239V237H188L187 235H189L188 232L190 231L191 228H190V227L188 228V226H187L186 224H180V223L178 222V220H177L178 218L176 217L177 215H176L175 213H174V215H173V214H171ZM199 215H200V214H199ZM201 215H202V214H201ZM201 215H200V217H201ZM203 215H204V214H203ZM30 216H31V215H30ZM30 216H28V217H30ZM37 216H38V215H37ZM40 216H42V214H41ZM70 216H71V214H70ZM78 216H79V214H78ZM80 216H82V215H80ZM104 216H105V214H104ZM139 216H140V215H139ZM148 216H149V215H148ZM210 216H211V215H210ZM215 216H216V215H215ZM5 217H6V216H5ZM32 217H34V216L32 215ZM61 217H62V216H61ZM61 217H60V218H61ZM83 217H84V216H83ZM83 217H82V218H83ZM88 217H89V216H88ZM91 217H93V216H91ZM110 217H111V216H110ZM112 217H113V216H112ZM151 217H152V216H151ZM195 217H196V216H195ZM202 217H203V216H202ZM216 217H217V216H216ZM221 217H222V216H221ZM221 217H219V219H220ZM7 218H8V217H7ZM7 218H6V219H7ZM11 218H12V217H11ZM15 218H16V217H15ZM17 218H18V217H17ZM44 218H45V217H44ZM49 218H51V217H49ZM54 218H55V217H54ZM54 218H53V219H54ZM63 218H65V217H63ZM67 218H68V217H67ZM71 218H72V217H71ZM78 218H79V217H78ZM89 218H90V217H89ZM93 218H94V217H93ZM93 218H90V219H93ZM102 218H103V217H102ZM105 218H106V217H105ZM146 218H147V217H146ZM152 218H154V217H152ZM192 218H193V215L190 216L189 219H187V220H190V219H192ZM197 218H198V217H197ZM222 218H223V217H222ZM224 218H225V217H224ZM237 218H238V217H237ZM31 219H32V218H31ZM34 219H35V218H34ZM34 219H33V220H34ZM36 219H37V218H36ZM42 219H43V218H42ZM47 219H48V217H47ZM53 219H51V221H52ZM55 219H57V218H55ZM65 219H66V218H65ZM74 219H77V218H74ZM90 219H89V220H90ZM98 219H99V218H98ZM98 219H96V222L99 223L100 221H97ZM110 219H111V218H110ZM139 219H141V218L139 217ZM149 219H150V218H149ZM227 219H228V218H227ZM258 219H260V218H258ZM17 220H18V219H17ZM48 220H49V219H48ZM48 220H47V221H48ZM57 220H58V219H57ZM59 220H60V219H59ZM62 220H63V219H62ZM71 220H72V219H71ZM81 220H82V219H81ZM86 220H87V219H86ZM111 220H113V218H112ZM202 220H203V219H202ZM213 220H214V219H213ZM215 220H216V219H215ZM215 220H214V221H215ZM225 220H226V219H224V220H222V221H225ZM235 220H238V219L235 218ZM260 220H261V219H260ZM9 221H10V220H8V223H9ZM24 221H25V220H24ZM28 221H29V220H28ZM49 221H50V220H49ZM51 221H50V223H51ZM83 221H84V220H83ZM90 221H91V222L93 221V222L95 223V220H94V219H93V220H90ZM144 221H146V220H144ZM149 221H150V220H149ZM197 221H198V219H197ZM203 221H204V220H203ZM217 221H218V220H217ZM228 221H229V219H228ZM263 221H264V220H263ZM0 222H1V221H0ZM5 222H6V221H5ZM38 222H40V221H38ZM52 222H53V221H52ZM62 222H63V221H62ZM75 222H76V220H75ZM79 222H80V221H79ZM79 222H76V224L79 223ZM84 222H85V221H84ZM106 222H107V221H106ZM184 222H185V221H184ZM194 222H195V220H194ZM212 222H213V221H212ZM212 222L210 221V223H212ZM229 222H231V221H229ZM236 222H237V221H235V223H236ZM238 222H239V221H238ZM240 222H241V221H240ZM240 222H239V223H240ZM242 222H243V221H242ZM13 223H14V222H13ZM25 223H26V221H25ZM28 223H29V222H28ZM28 223H26V224H28ZM31 223H32V222H31ZM33 223H34V222H33ZM54 223H55V222H54ZM80 223H81V222H80ZM80 223H79V224H80ZM100 223H101V222H100ZM143 223H144V222H143ZM151 223H152V222H151ZM154 223H155V222H154ZM181 223H182V222H181ZM186 223H187V222H186ZM208 223H209V222H208ZM216 223H217V222H216ZM255 223H256V222H255ZM17 224H18V223H17ZM26 224H25V225H26ZM52 224H53V223H52ZM56 224H57V223H56ZM60 224H61V222L59 223V225H60ZM62 224H64V223H62ZM82 224H83V223H82ZM85 224H86V223H85ZM140 224H141V223H140ZM144 224H145V223H144ZM146 224L148 225V223H146ZM149 224H150V223H149ZM157 224H158V222H157ZM201 224H202V222H201ZM203 224H205V223H203ZM203 224H202V225H203ZM212 224H213V223H212ZM224 224H225V223H224ZM224 224H223V225H224ZM232 224H233V223H232ZM232 224H231V225H232ZM243 224H244V223H243ZM263 224H264V223L262 222L261 225H263ZM3 225H4V224H3ZM8 225H9V224H8ZM53 225H54V224H53ZM92 225H94V224L92 223ZM151 225H152V224H151ZM195 225H197V224L195 223ZM208 225H209V224H208ZM216 225H217V224H216ZM228 225H229V224H228ZM231 225H230V226H231ZM234 225H235V224H234ZM237 225H238V223H237ZM250 225H251V224H250ZM250 225H247V226H250ZM258 225H259V223H258ZM10 226H11V225H10ZM31 226H32V225H31ZM56 226H57V225H56ZM56 226H55V227H56ZM97 226H98V225H97ZM109 226H110V225L108 224L107 227H105V228H109ZM163 226H162V227H163ZM166 226H165V227H166ZM193 226H194V225H193ZM204 226H205V225H204ZM211 226H212V225H211ZM230 226H229V227H230ZM240 226H241V225H240ZM244 226H245V225H244ZM252 226H253V225H252ZM263 226H264V225H263ZM0 227H2V226H0ZM49 227H50V226H49ZM77 227H78V226H77ZM145 227H146V225H145ZM145 227H144V225H143V228H144V229H145ZM147 227H148V226H147ZM154 227H155V226H154ZM183 227H186V228H183ZM215 227H216V226H215ZM225 227H227V226H225ZM229 227H227V228H229ZM232 227H234V226H232ZM236 227H237V226H236ZM241 227H242V226H241ZM5 228H6V227H5ZM16 228H17V227H16ZM105 228H104V229H105ZM155 228H156V227H155ZM158 228H159V227H158ZM163 228H164V227H163ZM200 228H201V226H200ZM204 228H205V227H204ZM223 228H224V227H223ZM237 228H240V227H237ZM1 229H2V228H1ZM19 229H20V228H19ZM19 229H18V230H19ZM159 229H160V228H159ZM159 229H158V230H159ZM161 229H162V228H161ZM165 229H166V228H165ZM207 229H208V228H207ZM225 229H226V228H225ZM254 229H256V228H254ZM261 229H262V228H261ZM13 230H14V228H13ZM13 230H12V231H13ZM15 230H16V229H15ZM74 230H75V229H74ZM76 230H78V228H76ZM76 230H75V231H76ZM100 230H101L102 232H104V231H103V227H102V229L100 228ZM148 230H149V229H148ZM195 230H196V229H195ZM200 230H201V229H200ZM204 230H205V229H204ZM214 230H216V229H214ZM214 230H213V231H214ZM230 230H231V229H230ZM239 230H240V229H239ZM249 230H250V229H249ZM263 230H264V229H263ZM150 231H152V230H150ZM150 231H149V232H150ZM155 231H156V230H155ZM160 231H161V230H160ZM166 231H167V230H166ZM196 231H197V230H196ZM198 231H199V230H198ZM205 231H206V230H205ZM217 231H218V230H217ZM222 231H223V230H222ZM228 231H229V230H228ZM236 231H237V230H236ZM240 231H242V230H240ZM243 231H244V230H243ZM255 231H256V230H255ZM4 232H5V231H4ZM76 232H77V231H76ZM76 232H75V233H76ZM156 232H157V231H156ZM192 232H193V231H192ZM201 232H202V231H201ZM226 232H227V231H226ZM232 232L234 233V231H231V233H232ZM261 232H262V231H261ZM72 233H73V230H72L71 234H72ZM146 233H147V232H146ZM150 233H151V232H150ZM160 233H161V232H160ZM170 233H171V232H170ZM199 233H200V232H199ZM199 233H198V235H199ZM202 233H204V232H202ZM210 233H211V232H210ZM217 233H219V231H218ZM233 233H232V235H234ZM244 233H245V232H244ZM247 233H248V232H247ZM253 233H255V232H253ZM5 234H7V233H5ZM16 234H17V233H16ZM16 234H15V235H16ZM71 234H70V237H71ZM191 234H192V233H191ZM195 234H196V233H195ZM200 234H201V233H200ZM207 234H208V233H207ZM207 234H206V235H207ZM211 234H212V233H211ZM211 234H210V235H211ZM237 234H238V233H237ZM239 234H240V233H239ZM242 234H243V233H242ZM242 234H241V235H242ZM73 235H74V234H73ZM77 235H78V234H77ZM142 235H143V234H142ZM148 235H149V234H148ZM193 235H194V233H193ZM219 235H220V234H219ZM221 235H222V234H221ZM3 236H4V235H3ZM7 236H8V235H7ZM16 236H17V235H16ZM19 236H20V235H19ZM21 236H22V235H21ZM145 236H146V235H145ZM168 236H169V235H168ZM196 236H197V235H196ZM201 236H202V235H201ZM201 236H200V237H201ZM229 236L231 237V235H229ZM237 236H238V235H237ZM243 236H244V235H243ZM251 236H252V234H251ZM251 236H250V237H251ZM253 236H254V235H253ZM13 237H14V235H13ZM17 237H18V236H17ZM17 237H16V238H17ZM85 237H86V236H85ZM99 237L102 238L101 235H100ZM105 237H106V236H105ZM164 237H165V236H164ZM193 237H194V236H193ZM203 237H204V236H203ZM208 237H209V236H208ZM213 237H214V236H213ZM238 237H239V236H238ZM241 237H242V236H241ZM19 238H20V237H18V239H19ZM79 238H81V237H79ZM144 238H145V237H144ZM166 238H167V237H166ZM195 238H196V237H195ZM206 238H207V237H206ZM223 238H224V237H223ZM243 238H244V237H243ZM245 238H246V237H245ZM245 238H244V240H245ZM253 238H255V237H253ZM69 239H71V238H69ZM98 239H99V238H98ZM112 239H113V238H112ZM126 239H127V238H126ZM145 239H146V238H145ZM189 239H190V238H189ZM209 239H210V238H209ZM240 239H241V238H240ZM256 239H257V238H256ZM8 240H9V239H8ZM11 240H12V239H11ZM76 240H78V239H76ZM96 240H97V239H96ZM103 240H105L104 236H103ZM119 240H120V239H119ZM119 240L116 241V242H117V243L120 242ZM132 240H133V239H131V241H132ZM194 240H195V239H194ZM198 240H199V239H198ZM211 240H212V239H211ZM216 240H217V239H216ZM248 240H250V239H248ZM251 240H252V239H251ZM257 240H258V241H256V242H259V239H257ZM9 241H10V240H9ZM27 241H28V240H27ZM81 241H82V240H81ZM98 241H100V240H98ZM111 241H112V240H111ZM127 241H128V240H127ZM166 241H167V239H166ZM187 241H188V240H187ZM208 241H210V240H208ZM208 241H207V243H208ZM262 241H263V239H262ZM24 242H25V241H24ZM74 242H77V241H73V243H74ZM82 242H83V241H82ZM103 242H105L106 244H104ZM103 242H102V240H101V243H103V244L106 246V245H107V242H106V241H103ZM108 242H109V241H108ZM133 242H135V241H133ZM147 242H148V241H147ZM164 242H165V241H164ZM164 242H163V243H164ZM201 242H202V239H201ZM201 242H199L200 245H201L204 241H203L202 243H201ZM211 242H212V241H211ZM213 242H215V241L213 240ZM217 242L219 243V241H217ZM239 242H240V241H239ZM241 242H242V241H241ZM244 242L246 243V241H244ZM249 242H250V241H249ZM254 242H255V241H254ZM3 243H4V242H3ZM85 243H86V242H85ZM99 243H100V242H99ZM109 243H110V242H109ZM113 243H114V242H113ZM121 243H122V241H121ZM127 243H129V244L123 246V250H122V248H121V249H120V248H117V249L115 250L116 247H115V246H112V245H109L108 248H106V247H105V248H106V250L109 252V254H112L114 250H115L114 253H115V252H119V251H123V253H124V251H126V252L129 251L128 249H130V250L132 251V249H133L132 247H133L134 245H131V244H130V243H132V242H127ZM141 243H142V242H141ZM159 243H160V242H159ZM159 243H158V244H159ZM187 243H188V242H187ZM205 243H206V241H205ZM223 243H224V242H223ZM229 243H231V242H229ZM247 243H248V242H247ZM250 243H251V242H250ZM10 244L12 245V243H10ZM75 244H76V243H75ZM77 244H78V243H77ZM82 244H83V243H82ZM82 244H81V246H82ZM97 244H98V243H97ZM103 244H101V245H103ZM114 244H115V243H114ZM122 244H125V243H122ZM161 244H162V243H161ZM167 244H168V243H167ZM169 244H171V243H169ZM194 244H195V243H194ZM220 244H221V243H220ZM233 244H234V243H233ZM233 244H232V245H233ZM236 244H237V243H236ZM242 244H243V242H242ZM4 245H5V244H4ZM17 245H18V244H17ZM73 245H74V244H73ZM98 245H99V244H98ZM104 245H103V246H104ZM136 245H137V244H136ZM143 245H144V244H143ZM148 245H150V244H148ZM209 245H210V244H209ZM213 245H214V244H213ZM230 245H231V244H230ZM244 245H245V244H244ZM248 245H249V243H248ZM253 245H254V244H253ZM255 245L258 246V243L255 244ZM18 246H19V245H18ZM81 246H77V245H76V247H77L76 249H78V247H81ZM83 246H84V245H83ZM116 246H117V245H116ZM152 246H153V245H152ZM170 246H173V244H171ZM174 246H175V245H174ZM195 246H196V245H195ZM198 246H199V245H198ZM206 246H207V245H206ZM246 246H247V245H246ZM259 246H261V245L259 244ZM11 247H12V246H11ZM13 247H14V246H13ZM137 247H138V246H136V248H137ZM139 247H140V246H139ZM144 247L146 248V246H143V247H140V249H141V248H144ZM166 247H167V246H166ZM175 247H176V246H175ZM187 247H189V246H187ZM191 247H193V246H191ZM221 247H222V246H221ZM223 247H226V246H223ZM228 247H229V246H228ZM233 247H234V246H233ZM238 247H239V246H237V248H238ZM3 248H4V247H3ZM3 248H2V249H3ZM94 248H95V247H94ZM96 248H97V250H100V247H99V246H97ZM131 248H132V249H131ZM173 248H174V247H173ZM182 248H183V247H182ZM182 248H181V249H182ZM205 248H206V247H205ZM250 248H252V247H250ZM250 248H249V249H250ZM254 248H255V247H254ZM261 248H262V246H261ZM263 248H264V247H263ZM263 248H262V249H263ZM32 249H33V248H32ZM92 249H93V248H92ZM92 249H91V250H92ZM102 249H103V248H102ZM119 249H120V250H119ZM163 249H164V248H163ZM163 249L158 250V252H163ZM175 249H176V248H175ZM190 249H192V248H190ZM194 249H195V248H194ZM198 249H199V248H198ZM198 249H197V250H198ZM210 249H211V248H210ZM214 249H215V248H214ZM214 249H213V250H214ZM239 249H240V248H239ZM242 249H243V248H242ZM252 249H253V248H252ZM258 249H259V248H258ZM91 250H90V251H91ZM93 250H94V254H96V253H95V252H96V251H95L96 249H93ZM136 250H138V249H136ZM149 250H150V247H149ZM149 250L146 251V250L144 249V251H145L146 253H147ZM155 250H156V249H155ZM172 250H173V249H172ZM172 250H171V251H172ZM185 250H186V249H185ZM187 250H188V249H187ZM197 250H196V251H197ZM207 250H208V249H207ZM226 250H227V249H226ZM244 250H245V249H244ZM247 250H248V248H247ZM250 250H251V249H250ZM253 250H254V249H253ZM10 251H11V250H10ZM31 251H33V250H31ZM80 251H82V250H80ZM100 251H101V250H100ZM104 251H105V250H104ZM141 251H142V250H141ZM152 251H153V250H152ZM200 251H201V250H200ZM224 251H225V250H224ZM231 251H232V250H231ZM233 251H234V250H233ZM257 251H258V250H257ZM262 251H264V250H262ZM13 252H14V251H13ZM19 252H21V251H19ZM19 252H18V253H19ZM78 252H79V251H78ZM86 252H87V251H86ZM126 252H125V253H126ZM133 252H135V248H134ZM150 252H151V251H149V254H150ZM158 252H157L156 254H158ZM165 252H166V251H165ZM167 252H168V251H167ZM175 252H176V251H175ZM178 252H179V251H178ZM186 252H187V251H186ZM209 252H210V251H209ZM213 252H214V251H213ZM228 252H229V251H228ZM244 252H245V251H244ZM255 252H256V251L254 250V254H255ZM8 253H9V252H8ZM18 253H17V254H18ZM136 253H137V252H136ZM143 253H144V252H143ZM169 253H170V252H169ZM196 253H197V252H196ZM203 253H204V252H203ZM203 253H201V254H203ZM205 253H206V252H205ZM219 253H220V251H219ZM224 253H225V255L228 254V253L226 254V252H224ZM231 253H232V252H231ZM241 253H242V251H241ZM245 253H247V252H245ZM260 253H261V252H260ZM260 253H259V255H260ZM263 253H264V252H263ZM10 254H11V253H10ZM21 254H22V253H21ZM52 254H53V253H52ZM63 254H64V253H63ZM94 254H93V251H92V253L90 252V254H89V255L87 254V255H88L89 259H90V257H92L91 255L95 256ZM98 254H99V253H98ZM100 254H101V253H100ZM106 254H107V253H106ZM116 254H117V253H116ZM132 254H133V253H132ZM139 254H140V253H139ZM149 254H148V255H149ZM176 254H177V253H176ZM210 254H211V253H210ZM235 254H236V253H235ZM235 254H234V255H235ZM250 254H251V253H250ZM256 254H257V253H256ZM261 254H262V253H261ZM7 255H8V254H7ZM7 255H6V256L4 255L5 258L7 257ZM11 255H12V254H11ZM49 255H50V254H49ZM54 255H55V254H54ZM61 255H62V254H61ZM104 255H105V254H104ZM118 255H119V254H118ZM125 255H126V254H125ZM150 255H151V254H150ZM150 255H149V256H150ZM153 255H154V254H153ZM158 255H159V254H158ZM178 255H179V254H178ZM185 255H186V253H185ZM187 255H188V254H187ZM197 255H198V253H197ZM207 255H208V253H207ZM222 255H223V254H222ZM229 255H230V254H229ZM229 255H228V256H229ZM231 255H232V254H231ZM242 255H243V254H242ZM257 255H258V254H257ZM4 256H3V257H4ZM14 256H15V254H14ZM14 256H11V257H14ZM62 256H63V255H62ZM62 256H59V257H62ZM76 256H77V255H76ZM106 256H107V255H106ZM110 256H111V255H110ZM129 256H130V255H129ZM142 256H143V255H142ZM159 256H160V255H159ZM167 256H168V255H167ZM180 256H181V255H180ZM202 256H203V255H202ZM202 256H201V257H202ZM237 256H238V255H237ZM240 256H241V255H240ZM244 256H245V255H244ZM251 256H252V255H251ZM24 257H25V256H24ZM31 257H32V256H31ZM31 257H30V258H31ZM98 257H99V256H98ZM98 257H97V259L99 260ZM103 257H104V256H103ZM103 257H102V258H103ZM107 257H108V256H107ZM131 257H132V255H131ZM162 257H163V255H162ZM181 257H182V256H181ZM201 257H200V258H201ZM206 257H207V256H206ZM209 257H210V256H209ZM226 257H227V256H226ZM232 257H233V256H232ZM235 257H236V255H235ZM252 257H253V256H252ZM252 257H251V258H252ZM1 258H2V256H1ZM15 258H16V257H15ZM27 258H28V257H25V258H24L25 261H26ZM47 258H48V257H47ZM85 258H86V257H84V259H85ZM102 258H101V260H102ZM105 258H106V257H104L103 260H104ZM111 258L113 259L114 257H111ZM120 258H121V257H120ZM144 258H145V257H144ZM144 258H143V259H144ZM146 258H147V257H146ZM189 258H191V256H190ZM202 258H203V257H202ZM210 258H211V257H210ZM210 258H209V259H210ZM229 258H230V257H229ZM242 258H243V257H242ZM260 258H261V256H260ZM260 258H259V259H260ZM7 259H8V257H7ZM9 259H10V258H9ZM16 259H17V258H16ZM16 259H15V260H16ZM89 259L87 258V262L89 261ZM92 259L94 260L93 257H92ZM92 259H91V260H92ZM112 259H110V260H112ZM123 259H124V257H123ZM138 259H139V258H138ZM157 259H158V258H157ZM163 259H166V258L164 257ZM205 259H206V258H205ZM215 259H217V257L214 258V260H215ZM238 259H239V258H238ZM238 259H237V260H238ZM247 259H248V258H247ZM247 259L245 260L246 262H248ZM253 259H255V258H253ZM5 260H6V259H5ZM17 260H18V259H17ZM17 260H16V261H17ZM29 260H30V259H29ZM41 260H42V259H41ZM55 260L57 261V258H56ZM58 260H59V258H58ZM95 260H96V258H95ZM139 260H140V259H139ZM145 260L147 261V259H145ZM182 260H183V259H182ZM182 260L180 261L181 263H182ZM190 260L193 261L192 258H191ZM194 260H196V259H194ZM217 260H218V259H217ZM230 260H231V259H230ZM237 260H234V258H233V261H237ZM243 260H244V259H243ZM248 260H249V259H248ZM261 260H262V258H261ZM3 261H4V260H3ZM3 261H2V262H3ZM10 261H11V260H10ZM13 261H14V260H13ZM27 261H28V260H27ZM60 261H61V260H60ZM75 261H76V260H75ZM75 261H74V263H75ZM81 261H82V259H81ZM99 261H100V260H99ZM106 261H107V260H106ZM106 261H105V262H106ZM136 261L138 262V260H136ZM136 261H135V262H136ZM156 261H158V260H156ZM175 261H176V260H175ZM206 261H207V260H206ZM209 261H210V260H209ZM221 261H222V260H221ZM231 261H232V260H231ZM263 261H264V260H263ZM4 262H5V261H4ZM4 262H3V263H4ZM23 262H24V261H23ZM52 262H53V260H52ZM89 262H90V261H89ZM89 262H88V263H89ZM94 262H96V261H94ZM107 262H108V261H107ZM113 262H114V261H113ZM116 262H118V261H116ZM119 262H120V261H119ZM137 262H136V264H137ZM140 262H141V261H140ZM158 262H159V261H158ZM177 262H178V261H177ZM180 262H179V263H180ZM188 262H189V261H188ZM212 262H213V261H212ZM229 262H230V261H229ZM242 262H243V261H242ZM252 262H253V261H252ZM258 262H259V261H258ZM6 263H7V262H6ZM6 263H5V264H6ZM10 263H11V262H10ZM20 263H22V259H21ZM46 263H47V262H46ZM79 263L81 264V262H79ZM88 263H86V264H88ZM205 263H206V262H204V264H205ZM208 263H209V262H208ZM218 263H219V262H217V264H218ZM225 263H226V262H225ZM227 263H228V262H227ZM235 263H236V262H235ZM237 263H239V261H238ZM243 263H244V262H243ZM15 264H16V263H15ZM18 264H19V263H18ZM25 264H26V263H25ZM48 264H49V263H48ZM50 264H51V263H50ZM53 264H54V262H53ZM69 264H70V263H69ZM92 264H94V263H92ZM99 264H102V263H99ZM107 264H108V263H107ZM109 264H110V263H109ZM122 264H123V263H122ZM155 264H156V263H155ZM177 264H178V263H177ZM191 264H192V263H191ZM193 264H194V263H193ZM196 264H197V262H196ZM211 264H212V263H211ZM213 264H214V263H213ZM219 264H220V263H219ZM244 264H246V263H244ZM253 264H254V263H253ZM256 264H257V263H256ZM260 264H261V263H260ZM263 264H264V263H263Z\"/></svg>",
	"mask_w": 264,
	"mask_h": 264
}]
</instances>
